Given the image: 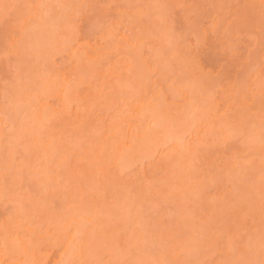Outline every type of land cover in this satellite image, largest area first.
Instances as JSON below:
<instances>
[{"label":"rangeland","instance_id":"1","mask_svg":"<svg viewBox=\"0 0 264 264\" xmlns=\"http://www.w3.org/2000/svg\"><path fill=\"white\" fill-rule=\"evenodd\" d=\"M3 0H1L0 1V3L2 2ZM5 1V0H4ZM8 1V0H7ZM15 1V0H14ZM13 0L12 1H9L8 2V4H10L11 6H12V8L14 7V6H16V7H14V9H13V11H12V9H11V11L10 10H7V8H5V9H2V10H7V12H9V13H6V15L3 13V11L1 12V10H0V14L1 13H3L4 14V16H2V15H0L1 16V18H0V32L2 33V31H4L5 32V30L6 29H8V27L10 26L11 27V25L12 24H14L15 25V22H16V16H19V18H18V20L20 19V15L21 16H26L27 14H25V13H28L31 9H33V7H35V5L37 4V3H35V5L33 6L31 3H30V1L29 0H27L26 1V3H25V1H23V2H17V4L14 2ZM31 1H33V0H31ZM43 0H41V2H42ZM57 1V0H56ZM61 1V0H60ZM59 1V2H60ZM64 0H62V3H64L65 5H62L61 4V9L64 7V10H66L65 8H66V6H67V4H70L71 3V5L73 4V1H75V0H70V2L68 3L67 2V0H65V2H63ZM77 1H78V3H77ZM83 1V0H82ZM81 0H76L75 1V3H76V6H75V3L73 4L74 5V7L72 8V6H71V10L73 9H75V7H77L78 6V8H80V9H78V8H76L73 12L71 11V10H69L68 11V13L70 12V15L71 16H69L68 14H65V11H61V12H64V13H62V15L64 14V15H66L65 17H63L64 18V20H66V22H70V19H68L67 20V18L69 17V18H71L72 17V20H71V22L73 23L72 25H71V22L69 23V26L70 27H72L73 28V32H74V34H76L75 36H74V34H73V32H72V36L71 37H77L78 39H74V40H76V42H77V40H79V41H84L85 42V40L84 39H88V41L87 42H90V43H92V41H94V39L95 38H97L96 40H98L99 39V34L100 35H105L106 36V34H104L106 31V27H105V30H104V28H102V26H103V24H104V26H107L108 28H111L112 26H114L113 24H114V22L113 21H115V20H117L116 22H117V24H118V29H120V34H122L121 33V31H123L124 32V34H123V36L126 34V36H127V38L126 39H128L129 41L131 40V42H136V43H133L134 44V46H135V44L137 45V41L139 42V38H140V36L142 37L143 36V34L145 33L144 31H143V34H140L141 32H142V28H152V26H153V21L155 20L156 21V26L155 27H157V28H155L154 26H153V28H155L156 29V33L158 34H156L157 35V37H160V40H161V37H165V38H170V37H167V35L164 33V32H168L169 30H171L172 32L171 33H173V34H171V36L172 35H174L173 37H171V39L172 38H175V35H177V39H175V40H177V41H175L176 43H177V45H176V43L174 42V45L172 44L173 42L172 41H170V40H166L165 38H163L166 42L168 41V43H166L164 40V42L166 43V44H164L165 46L166 45H168L170 42H172L170 45L172 46V49L174 48V49H176L175 48V45H176V47L178 46L179 47V50H177V51H175L174 49H173V51H175L176 52V58H174V56H172V53H173V55L175 54L173 51H171V56H172V58L174 59V61H176V59L178 60L177 62L178 63H175V65H177V66H173L174 65V61L171 59V58H169V57H167V60H171V62H173V67L171 66V68H173L171 71H170V69H169V67H170V65L172 64H170V63H168V68L166 69V67L165 66H167V64H164L163 63V59L161 60V57L158 55V54H160L161 52H162V50L163 49H160L159 50V48L158 47H161L162 48V45L161 44H159L160 43V41H156V39L157 38H155L156 36L154 35V39H155V42H154V39L152 40V39H149L150 40V43L153 41L154 43H155V45H156V47L158 46V45H160V46H158L157 48L156 47H154L155 45L154 44H151V45H147L148 43L146 42V40L144 39H142V40H140V42L142 41V42H145V44H146V47H145V44L144 45H142V42L140 43L142 46H144V48L142 47L139 51H141V54H139L138 52L139 51H137V54H136V50L134 51L133 50V52H134V54H135V57L136 58H138V59H134L135 60V62L137 61V60H139L137 63H142L144 66H146L148 63L149 64H151L150 62H152V60H153V56H155V59H158L159 60V57H160V61H162L161 63L163 64V65H165L164 67H165V69H164V67H162L163 68V70L162 69H154V67H157L156 65H153L154 67H151V66H149V67H143V68H145L146 70H149V68H150V70H151V72H153V70H156L155 71V73L157 74V71H158V76H162V78H164L165 79V76H166V79H165V81H167L166 83H168L169 84V82H171V85H172V83H173V87L172 88H176V85H177V89H175L177 92H175V93H178V95L179 94H183V95H186L187 96V98L189 97V95L191 96V94H193V96L192 97H189L188 99H193L194 97V101H195V99H196V97L198 96V98H199V96H200V98L198 99L197 98V100L199 101L200 99L202 100V102L204 103V101H205V99H206V101H205V103L203 104L204 106V108H206L207 107V109H210L211 108V106L210 105H212L210 102H211V97L209 96V94L210 95H214L213 97H214V99H215V97H216V100H214L215 102H216V104H214V105H217L218 106V108H221L222 109V111L220 112V110L221 109H218V108H216L217 110H219L218 112H220V113H225L226 111H228V109L230 108V107H228V108H226L227 106H229V102H228V100H226V98H224L225 96H223V94L225 93H223L222 91H220V89H222V87H223V91L225 90V89H227L228 87L230 88V87H233V89L235 88V87H238V85H239V82L238 81H240L241 83H243V81H241V78L242 79H247V83L246 84H244V86H246V87H244V91H246V93H247V90H248V87H249V90H250V92L251 93H254L253 91L256 89L255 87H260V86H264V14L262 13L263 11L261 10V9H264L263 8V6H264V4H263V2H264V0H141L140 2H139V0H84L83 2H84V4H83V2H82ZM143 1H144V3H143ZM35 2H37V1H35ZM47 2V1H46ZM49 2V1H48ZM46 3V6L49 8H51L52 9V7H54V5H58V6H60L59 4L61 3H59V2H57V4H52V3ZM52 2V1H51ZM53 2L55 3V0H53ZM82 2V3H81ZM141 2L144 4H142L141 5ZM11 3H14V4H11ZM33 3H34V1H33ZM45 3V0L43 1V4ZM59 3V4H58ZM145 3H148L147 5H149V7L151 6L152 8H148V12L150 13H152V15L151 16H149V14L147 13L146 14V8L144 9L143 8V6H145ZM260 3L263 5L262 6V8L260 9ZM4 4V3H3ZM49 4V5H48ZM80 4H82V6H79ZM249 4H250V6L252 7H250V9H249ZM41 5V4H40ZM39 5V6H40ZM51 5V6H50ZM9 6V5H8ZM90 6V7H89ZM142 6V7H141ZM4 7H6V5L4 6ZM36 7H37V5H36ZM42 7V6H41ZM44 7H45V5H44ZM44 7L42 8V11H44L45 13L47 12V10H43L44 9ZM68 7V6H67ZM136 7V8H135ZM140 7V8H139ZM9 8V7H8ZM11 8V7H10ZM18 10H17V9ZM40 8V7H39ZM38 8V9H39ZM137 8H139V10H142L141 8H143L144 10H142V11H139L140 12V14H139V12H136V10H137ZM56 10H57V8H55ZM136 9V10H135ZM41 10V9H40ZM53 10V9H52ZM63 10V9H62ZM86 10V11H85ZM135 10V14L136 13H138L139 15H140V17L142 16V14H144L143 15V18H140V20H139V18H137L136 17V15L134 16V17H136V19L135 20H133L132 19V17H133V15H134V13L132 12V11H134ZM19 11V12H18ZM34 11V10H33ZM32 10H31V12H30V14H33L32 15V18H29V17H31V16H29V15H27V16H29L28 18H27V16H26V19L28 20V22L30 21V23L31 22H33V25H30V26H34V24L36 23V22H38V20H39V22H41V23H39L38 22V24H40V26H42L41 24H43V26H42V30L46 27H44V25H48L49 26V23H48V21H50V18L49 17H52L51 15H52V11L51 10H49L48 11V13H47V15L49 16H47V17H45V18H47L46 20L44 19V16H41V13H39L37 10V12L39 13H37L38 14V16H34V14H36L35 12L34 13H32L33 12ZM119 11H121V12H119ZM129 13H133V14H131V16H128V18L129 17H131V18H129V22H127V20H125L124 18H123V14L124 13H126V14H128L127 12ZM143 11H144V13H143ZM50 12H52V13H50ZM57 12V11H56ZM61 12H60V9H59V18H55L54 20H56V19H58V22H61V20L62 19H60V18H62V15H61ZM73 14H72V13ZM12 13V14H11ZM55 13V12H54ZM53 13V14H54ZM120 13H123V14H121L120 15ZM130 13H129V15H130ZM24 14V15H23ZM44 14V13H43ZM75 14V15H74ZM119 16H118V15ZM125 14V15H126ZM162 14V15H161ZM55 15V14H54ZM61 15V16H60ZM123 15V16H122ZM146 15V16H145ZM24 16V17H25ZM34 16V17H33ZM120 16H122L121 18H120ZM147 16H149V17H147ZM35 17H38V18H41V17H43V18H41V19H38V20H36L37 18H35ZM127 17H126V19H128ZM22 19H23V17H22ZM22 19H21V21H22ZM60 19V20H59ZM15 20V21H14ZM17 20V21H18ZM27 20L24 22V20L22 21V23L20 22V21H18L19 22V26H17V28L18 27H22L23 25L22 24H25L26 22H27ZM64 20L62 21V22H64ZM99 20V21H98ZM122 20V22H120ZM136 21L135 23L134 22H131V21ZM53 20H51V22H52ZM118 21H119V23H121V25L118 23ZM157 21H160L161 23H159V22H157ZM3 22V23H2ZM27 22V23H28ZM56 22H57V20H56ZM94 22H96V23H94ZM100 22H102V23H100ZM105 22V23H104ZM113 22V23H112ZM116 22H115V26H116ZM94 23V24H93ZM111 23V24H110ZM129 23H132V25L131 24H129ZM218 23V24H217ZM242 23H244L243 25H242ZM245 23L247 24H249L248 26L246 25L245 26ZM60 24V25H59ZM133 24H135V25H133ZM159 24H163V25H160V26H163V28L166 30H164L163 31V33L161 34V32H160V30L162 29H160V27H159ZM239 24H240V26H239ZM27 25V24H26ZM54 25H56V27L55 28H53L54 27ZM59 25V27L62 25L61 23H55V24H53V27H51V29H48L49 31L50 30H52L53 29V31H55V29H57V28H59V27H57ZM68 25V24H67ZM236 25H238V26H236ZM25 26V25H24ZM37 26V25H36ZM39 26V27H40ZM100 26H101V30H103L102 31V34L100 33V32H98L97 30L98 29H96L97 27L98 28H100ZM216 26H217V29H216ZM10 27H9V29H10ZM15 27V26H14ZM13 26H12V28L13 29H15V31H17L16 33H20V28H18V30H16L17 28L15 27L14 28ZM29 27V26H28ZM50 27V26H49ZM63 27H65V26H63ZM68 27V26H67ZM69 27V28H70ZM117 27H115L116 28V30H118L117 29ZM130 27L132 28V29H130ZM192 27V28H191ZM215 27V28H214ZM219 27H220V29H219ZM222 27V28H221ZM36 28H38V26L37 27H35V29ZM71 28V29H72ZM107 28V29H108ZM114 28V27H113ZM191 28V29H190ZM195 28V30H193ZM236 28H238V29H236ZM2 29V30H1ZM62 29V28H61ZM64 29V28H63ZM167 29H169V30H167ZM198 31H197V30ZM220 30V32L219 33H217L219 30ZM11 30V29H10ZM34 31V29H33V27H32V29H31V31ZM45 30H46V28H45ZM48 30H47V32H46V35H45V37H49L50 35H51V33H52V31H50L49 32V35H48ZM66 32H67V30L66 29H64ZM79 30V31H78ZM111 30V29H110ZM14 31V32H15ZM40 30H38V32H39ZM64 31V32H65ZM147 31V30H146ZM150 31V30H149ZM199 33L200 35H203V37H204V39H201L202 37H200V35H197L196 33ZM3 32V33H4ZM13 32V30H11V32H7V33H12ZM29 32H30V30H29ZM35 32H36V30H35ZM56 33L54 34V32H53V35L50 37V43L49 44H46V45H51L52 44V46H47V47H45V45L43 46V47H45L46 49H48V48H50V51H51V53L53 52V48L55 47L54 46V44L56 45V43H54V40H55V36L54 35H57V33H58V36H60V35H62V32L63 31H61L60 33H59V31H55ZM63 32V34L64 35H66V32L64 33ZM90 32V33H89ZM110 32L111 31H109V32H107V33H109L110 34ZM132 32H134L135 34V36L134 37H136L137 36V38H135V40L137 39V41H133L132 39H131V35L133 34ZM206 32V33H205ZM71 33V32H70ZM77 33H79V35L77 34ZM97 33H98V35H97ZM132 33V34H131ZM136 33L137 34H139V36L138 35H136ZM154 33V32H153ZM160 33V34H159ZM170 33V32H169ZM168 33V34H169ZM31 34V33H30ZM35 33L33 32L32 33V35H34ZM41 37H42V35H43V33H42V31H41ZM60 34V35H59ZM68 34V33H67ZM85 34V35H84ZM89 34V35H88ZM117 34H118V31L116 32V36H117ZM120 34H118L119 36H120ZM152 34V33H151ZM151 34H150V38H151ZM222 34V35H221ZM3 35V34H2ZM1 34H0V38H1V36H2ZM9 35V34H8ZM7 35V36H8ZM15 34H11L10 36H14ZM29 35V33L27 32V36ZM37 35V34H36ZM44 35H43V37L42 38H44V39H46L45 37H44ZM71 35V34H70ZM69 34H68V36H70ZM91 35V36H90ZM130 35V38L128 37ZM148 35V34H147ZM147 35H144V37L146 36L147 37ZM208 35V36H207ZM218 35V36H217ZM16 36H17V34H16ZM15 36V37H16ZM27 36H25L26 38H27ZM29 36H31V35H29ZM54 36V38H52ZM67 36V35H66ZM122 36V37H123ZM125 36V37H126ZM200 37L199 39H198V37ZM206 36V37H205ZM220 36V37H219ZM5 37V36H4ZM3 37V38H4ZM37 38H38V35L36 36ZM93 37H94V39H93ZM108 37H109V35H108ZM121 37V36H120ZM119 37V38H120ZM139 37V38H138ZM149 37H147V38H149ZM231 37V38H230ZM3 38L0 40L1 42H2V40H3ZM12 38V39H11ZM19 38H21L20 36H19ZM15 39V40H13L14 38L13 37H9V39L10 40H13L12 42H13V44H12V42L10 43V45L12 44V46L14 47V41H16L17 42V45L19 44V42H21V41H19L20 39ZM26 38H24V39H26ZM40 38V37H39ZM58 38H61V37H58ZM64 38H66L65 36H64ZM81 38V39H80ZM116 38V37H115ZM115 38H112L113 40H115ZM133 38V37H132ZM208 38V39H207ZM8 39V38H7ZM29 39H31V37L29 38ZM28 38H27V41H30ZM34 39V38H33ZM69 39V38H68ZM123 39V38H122ZM201 39V40H200ZM34 40H36V39H34ZM38 40V39H37ZM49 40V39H48ZM47 40V41H48ZM60 39H58L57 41H59ZM66 40H67V38H66ZM72 40V39H71ZM70 40V41H71ZM101 40V39H100ZM99 40V41H100ZM108 39L106 38V42L109 44L110 42H108L107 41ZM110 40V39H109ZM121 40V39H120ZM124 40V39H123ZM148 40V41H149ZM152 40V41H151ZM202 40H204V41H202ZM26 41V40H25ZM32 41V40H31ZM40 41V40H39ZM45 41V40H44ZM62 41V40H61ZM65 41V40H64ZM82 41V42H83ZM98 41V42H99ZM116 41V40H115ZM162 41V40H161ZM0 42V43H1ZM7 42L8 41H6V39H5V41H3L2 42V48H1V46H0V92L1 91H3V90H5V91H3V92H6V90H8V91H10L11 92V90H10V88H13L12 89V91L13 92H11L12 94H11V96H13V97H11V96H9V95H7V96H5V98H9L8 100H10L11 98L14 100L15 98H16V96L17 97H19V98H21V96L23 95L24 96V94L22 93V95H20V96H18L19 95V92L18 93H16V96L14 97V93L18 90V89H16L15 91H14V88L16 87V84H15V86L14 87H11V83L13 82V84L15 83L14 82V78L16 77H19V78H23V75H21L20 74V72H22V70H18L19 68L17 67L18 65H19V67H21V65H20V62L22 61V60H24L23 62H21V64H22V69H23V67H25L26 65H27V60H32V59H27L28 58V56H31L32 58H35L34 57V55H33V53L31 52L34 48H36V47H34L32 50H30V54H26V53H28V52H25V54L27 55L26 56V60L24 59V58H21V55H20V53H18V55L20 56V57H18L17 56V54H16V57H14V55L12 54V53H15L16 51H18V50H21L22 49V52L24 51V47H25V49L27 48V47H30L31 45V43L29 42V44L27 45V42H22L23 43V45H24V47L23 48H21L20 49V47L22 46H20L19 48L18 47H16L15 49H17V50H15V49H13V51H15V52H11L12 51V48H11V46L10 47H8V48H11V50H7L8 48L5 46L6 44H7ZM43 42V40L42 41H40V43H42ZM53 42V43H52ZM82 42H79L80 44L82 43ZM86 42V43H87ZM116 42H120V41H116ZM115 42V43H116ZM124 41H122L120 44H116V45H122V43H123ZM178 42H180V43H178ZM32 43H34V41H32ZM39 43V44H40ZM44 43V42H43ZM42 43V44H43ZM57 43H59V42H57ZM66 43V42H65ZM68 43V42H67ZM66 43V44H67ZM73 43V42H72ZM88 44V45H90V47L89 48H91V46L93 45V44ZM95 41H94V47L93 48H95ZM101 43V42H100ZM100 43H97V44H99V45H101L102 43H104V42H102L101 44ZM107 43H105L104 44V46H103V44L101 45V47L103 46L104 48V50L105 51H108L109 52V49L107 50V47H108V44ZM115 43H110V47H111V45H113L114 44V46H115ZM199 43V44H198ZM201 43V44H200ZM36 44H38V42L36 41ZM65 44V45H66ZM79 44V45H80ZM82 44H84V43H82ZM96 44V45H97ZM180 44H181V46H180ZM60 45H62V43H60ZM60 45H58V46H60ZM64 45V44H63ZM69 45V44H68ZM67 45V46H68ZM73 45V46H72ZM71 45V47L72 48H74V47H76V45H74V44H72ZM98 45V46H99ZM107 45V47H105ZM123 45H124V43H123ZM7 46H9V43H8V45ZM27 46V47H26ZM35 46V45H34ZM139 46V48L141 47L140 45H138ZM165 46L163 47L164 48V50H163V55H165V57L163 56V58H164V61H165V59H166V55L168 54V52H169V50L167 51V53L165 54ZM170 46V47H171ZM174 46V47H173ZM40 47H41V45H40ZM86 47H87V45H86ZM100 47V46H99ZM116 47H118V46H115L114 48H116ZM123 47V46H122ZM4 48H6V50H4ZM32 48V47H31ZM44 48V49H45ZM51 48H52V50H51ZM68 48V47H67ZM88 48V47H87ZM86 48V49H87ZM88 48V49H89ZM113 48V46H112V51L110 50V52L108 53V56L109 55H111L112 54V56H113V58H111L112 56H109L111 59H109V57L107 56V54H106V59L108 58V60H110V62L111 63H109L110 64V66H109V64L108 63H105L106 61H108V60H106L105 58L104 59H100L101 61H104L102 64H103V66H102V64H101V62H100V64L101 65H96V63L94 64V62H90V61H88V62H90V63H88V64H90L91 66L89 67V68H91L92 66H94L95 65V67H97V66H99L98 68H100V66H102L101 67V69L100 70H98L97 71V69L95 68V67H93V69L95 68L96 70H92V72L94 73H92V72H90V74L92 75L91 77H90V74H89V71L91 70V69H86L87 70V72L84 74V72L86 71L85 70V68H86V66H87V68H88V64H86L85 65V63L87 62V61H82L81 63V65H84V67L82 68V66L77 62H74L75 64V71H73L74 72V74H77V77L76 78H74L73 77V72H72V67L74 68V65H72L73 63H72V58H74L75 56H73L72 57V55H71V65H72V67L71 66H68V64L69 63H66V61H64V57H66V53H67V51H69V53H68V58H70V50L69 49H67V51L65 52V49L63 48V52L62 53H65V55L62 57L63 59H61V50H62V48H61V50H58L57 51V53H58V55L56 56V51H55V55L52 53H50V51H49V49H48V51H49V53H50V58H52V57H54V61H53V63H51V67H53L54 65L56 66V67H60V69H58V71H60V72H65V71H68L69 69V71H70V74H69V72L68 73H66L65 72V74H69V77L68 78H70V75L72 74V76L71 77H73V78H71L70 79V81L73 79V80H75L76 81V79L78 78L79 79V76H80V79L79 80H81V81H77V82H75V81H71V82H73L74 84L72 85V83H71V85L73 86V87H75V88H77V92L76 93H78V94H76V95H80V96H78V99H79V97H81V101H79V105H77V107H78V109L76 108V105H75V107L72 105V106H70V107H74L73 109H71V110H73V111H71V110H69L68 112H67V110L65 109H63L64 110V112H67V113H65V114H63V113H61L63 110H61V111H59V109H61V107L59 108L58 107V105L57 104H59L60 102H58L57 103V101H56V99H55V101H54V97L52 98V94H55V92H58V89L59 88H56V86H53V87H51L50 89H52V92H51V96L49 95V97L46 95V93H44L45 94V96H44V94H43V91H42V88H41V91H42V94H40V95H42V97L39 95H36L37 93H40L39 91H40V89L39 90H37L35 87L37 86V83L35 84L36 86H34V84L32 83H30L29 85L27 84V86L29 87V88H27L26 86H24V90H29L30 89V91H34V94H35V92H36V98L37 99H39L40 97L43 99H45V97L46 98H48L49 99V102L47 103V104H50L49 106L51 107H49L48 109H50L52 112H53V116H55V120H53V121H50V123H48V125L47 126H49L50 125V127H47V126H45L46 124H44V127L41 125L40 126V128L41 127H43L45 130L46 129H53V132H55V131H57V130H54V127H56V120L58 121L59 120V118H60V115H63V116H61V120H62V117H63V120L64 121H62L63 123L66 121L68 124H67V126L69 127V123H73V122H76L75 120H77V124H79V126H80V124L81 123H79V121H80V119L83 117L81 114L83 113V112H81V109H79V106H81L80 104H81V102L83 103V106L85 105V103L83 102V101H88L87 103H86V105L84 106L85 108L86 107H88L87 109H91V111L90 112H97L96 113V115L94 114H92V113H90L89 111V113L91 114V115H93V116H96V117H94V118H96L95 119V121L97 120H99L100 119V121H98V126L96 127V129L98 128V127H100V131L97 129H95V126L97 125V124H95L94 123V121H90V122H92V124L91 123H89V119L92 117V116H90L86 111H87V109H83L84 110V112H86L85 114V116L84 117H86V122H88V123H84L85 121H84V119H83V124H86V125H84V126H88V124H91V126H93V125H95V126H93V127H91V128H93V134L95 133V130L97 131L96 132V134L97 133H99V134H97L98 136H95V135H93L92 136V133L91 134H86L85 132H84V135L81 133L80 135H82V136H80L75 130V128L76 127H78V125H75V123H74V126H72L71 124V126L70 127H73V128H71V131L69 132V133H71L72 132V129H73V131L74 132H72L73 133V135H74V133L76 134V135H78V136H73L72 137V135H71V139L73 140V141H77L78 140V138L80 139L81 137H83V136H85V137H83L82 138V140L78 143V141L77 142H73V141H71V140H69V141H71L72 143H77L76 145H78V146H76L75 144H72V143H70L69 141H68V139H70V138H67V137H69L70 136V134H68V132H67V130L66 129H64V127H65V123L63 124L64 126H63V128L61 129L62 130V132H60V133H57L58 135H55L53 138L54 139H52V136L51 135H54V134H49V131L50 130H47V139H48V141H49V137H51V139H50V141H52V144H53V140H55L56 141V143L55 144H57L56 146L54 145L53 147H56V148H59V149H55V151H52V153H50V152H48L49 151V149L48 148H50L49 146L47 147V149H48V151L47 150H45V154L48 152V154L50 155V156H54V158L55 159H52L53 157H51L50 159H49V157L46 155V156H43V153H42V151L44 150L43 148H45L43 145H45V143L47 144V143H49V145L51 144L50 143V141L48 142L47 140H46V142L44 141V140H42V142H44V144L43 143H41V141L40 142H37V141H39L38 140V138L36 139L37 141H34V143L31 145V147L34 145V147H35V149L32 147H28L30 144V141H31V139H29V137H23V136H21V138L23 137V139L25 140V138L26 139H28L29 140V142H27L26 140V142L27 143H25V146H24V144L23 143H21L23 146H24V148H23V146L21 145L20 146V144H19V142L20 141H22L21 140V138H20V141H19V138H18V135H19V137H20V135H21V132H25V130H19V129H16V127H17V125L18 124H20V126H21V124L25 121V120H28V119H25L24 121H21V118L23 117L24 118V114H20L21 112H19V111H21L22 109L23 110H25L24 109V107L25 106H27V104H30L31 106L33 105H35L33 102H35V100L33 101V102H25V104L26 105H23V103L22 102H20V104H21V107L23 106V108H18L17 107V109H15V118H13L14 116H13V114H12V107H11V104L12 103H10V107L8 106V104L9 103H6V100L7 99H5V98H3L2 96H4L5 95V93L3 94L2 92V96H1V98H0V111L1 112H8V115H9V117H8V115H7V113H6V117H7V125H6V127L3 125L4 123H2V125H3V127H5L4 129H1V127H0V130L2 131V136L4 135L5 136V138H4V136H3V138L2 137H0V138H2V139H0V140H2L1 142H0V149H1V152L3 151V153H4V155L2 154L1 155V153H0V168H3L4 167V170H5V166H7V165H9V168L11 167V165L13 166L12 168L13 169H11V175H10V169L8 170V167L6 168L7 170L6 171H3L2 169V171H0V176L2 177V173H5V177L4 178H2L5 182H8L10 179V177L12 176V178H16V180L14 179V180H12V178H11V182L9 181V183H6V184H4V186H3V182H2V184L0 185V187L1 186H3V189H1V190H3L2 192H1V194H3L4 193V196H5V192H4V189L6 190V187L8 186V185H10V191L8 190V188H9V186H8V188H7V190H6V192L7 193H10L11 194V192L13 191V189H15V191H14V194H13V192H12V194H11V196L13 197L12 199H13V201L11 200V198L10 197H8L9 199H7V197L6 198H3L4 199V201H2L1 200V198L2 197H0V224H2V222H3V224L2 225H4L5 223H10V222H12L13 220H14V216H15V220H17V218H19V214H18V217H17V213H19V211H20V209H19V211H17L18 210V208H21L22 210L21 211H23L24 210V208H27V210H29L28 208H30V207H24V206H26L27 204L26 203H30V204H28L29 206H32L33 204H37L36 206H38V207H40L41 206V210L38 208V207H36L35 206V210H40L39 211V213H38V211L36 212V211H34V208H31L29 211L30 212H36V214H39L38 216L35 214V213H33V214H35V216H37L36 217V219L33 221V226L35 227V225H38L37 227H35V229H37V231H39L40 232V234L43 232H47V230H52V227H54V225L52 224V223H54L56 220H57V218L58 219H62L61 221L63 222V221H65L66 219H67V217H69V213H71V215H72V209H73V211L74 212H76V209L78 210L80 207H79V205H78V208H75V205L77 204L76 202H74V201H81V199H82V202H84L85 203V205H89V206H91V207H89V208H92V207H94V206H96V203H94V202H97V203H100L99 204V206H104L105 205V208L106 209H102V207H101V209L103 210V216H104V214L106 215V213H104L106 210V212L109 214V215H112V217H114L115 218V216H118V217H123L122 215L124 214H121V216H120V211H115L114 209L115 208H118V210H119V208H123L122 206H123V204H122V206H121V204H120V202L119 201H122V196L124 195V193L126 194V195H128V194H130V193H126L125 192V189H126V191L128 192V190H129V192L131 191V195H128L127 197H133L134 198V196H136L137 195V197H138V193L140 192V193H143V192H141V191H144V190H146V189H148V191H145L144 193H143V195H141L140 197H141V200H142V197L143 196H145L143 199L145 200V202H144V200H143V202L142 203H138V201H137V205H138V210L136 211V208L135 207H137V205H135V203H134V205H135V207L134 206H131V204H129L128 205V203H129V199L128 198H126L127 200H128V203H126V205H128V206H130V208H132V209H135V212H137L136 214L138 215V216H140L143 212H144V210H141L140 211V209H145V213L143 214V215H145V214H147V217H145V216H143L142 215V218L143 217H145L146 219H148L149 221H150V223L148 224V223H146L144 220H146V219H143V221L142 222H145V223H142V225H141V227L142 226H144L145 224L147 225V226H149V227H147L146 229H148V228H150V232L149 231H147L145 234H146V236H145V234L144 233H140V231H146V229H145V227H146V225L143 227V228H141L139 231H138V229L140 228V226H138L141 222H137V221H140V220H142V218L139 220V218H135L134 216H133V214L134 215H136L135 213H133L132 212V215H131V213L130 214H128L129 216H131L132 217V220H133V218H135L137 221V224L138 225H136L137 227L136 228H138L137 229V231L135 230L136 228H135V223L134 222H132V223H130V225L132 226V224L134 225L131 229H129L130 227L128 226L127 228H123V225H125V221L124 220H120V221H122L123 223H121V224H123L122 225V227H121V229H123V230H121L120 229V227H119V229L122 231V234L121 235H119V233H121V232H117V231H114L113 229H114V227H116L117 228V226H114L115 224H117L118 223V225L120 224L119 222H117V220H119V219H115L116 221L114 222V218H112V217H110L111 219H108V214L106 215L107 216V219L105 218V216L103 217L102 216V218H103V222L102 223H104V222H106V224L108 223V225H112L113 223H115L114 225H112L111 227H112V229H110L109 228V226H108V229L111 231H109L105 226L104 227H102V229H101V232H100V228L98 229L99 230V234L101 233V235L104 237H102L104 240H105V238L107 239V240H105V241H107V242H109L110 243V245H108V243H107V245H108V247L109 248H106L105 249V247L104 246H106L107 247V245L105 244V241L103 242V240H98V243H94V242H97V240L95 241L94 239L96 238V239H98V237H99V235L97 234L98 232H97V230H96V228L95 227H92V231L93 232H97V233H95L94 235H97L98 237H95L94 235H93V233L90 235V237H92V239L91 240H93L92 242H93V245L96 247V249L93 247V245H92V243H91V241H89V240H86V238H83V236L82 235H85V234H87V231H88V228H87V231H84V233L85 234H83L82 233V235H80V236H78V237H80L81 239L83 238L84 239V244L86 243V245H88V243L87 242H90L89 244H91L90 246L88 245V246H86V250H88L89 248H93L94 250H97L98 251V249H99V247L97 246V245H99V246H101V248L103 247V249H104V251H105V254L107 255V257L109 258V257H112V259L111 260H114L115 258H117V257H114V254H116V252L117 251H115V250H117V248L120 246V244L122 245L123 243H125V245L128 243V242H131V241H129L130 239H128V237H130V238H134V237H131V234L132 233H134V231L136 232V233H138V234H136V236L137 235H139V233H140V235L141 236H145V238L146 237H148L150 240H153V241H155V246H154V242L153 241H150L149 239H144V241H147L148 242V240L150 241V242H153V243H151L152 244V246H151V248L148 246L149 245V243H144V241H143V239H140L141 238V236H138V237H140V238H137V240L138 239H140L142 242L140 243L141 244V246H143L144 247V245H146L147 246V248H148V250H146V252L145 251H143V252H145L144 254L142 253V251L140 252V254L138 253V251L136 252V253H134L133 254V251L131 252V251H129L130 250V248L132 247V249L134 248L135 249V251H136V248L135 247H137V250H139L138 248H141V246L139 245V246H137V244L136 243H133V241H132V244L134 245V244H136L134 247H133V245L131 244V247H126L124 244L122 245V246H125V248L128 250V248H129V250L127 251L126 249L125 250H121L120 248V251H122V253L120 252V251H118L117 253H118V255L119 256H121L120 257V259L122 260L121 262H122V264H125V261L127 260L128 261V263H130V261L132 262V263H130V264H133V263H139L140 262V264H161V263H163V262H160L161 260L160 259H163V258H160V257H164L163 256V254L164 253H166L167 254V256H168V254H171L170 252H172L173 254H174V256H172V255H169V257L170 256H172V257H174V258H176L175 259V261H172L171 262V260L170 259H173V258H171L170 257V259H167V258H169V257H164L166 260H170L169 262H171V263H168V261H167V263L168 264H198V261H199V263L200 264H220V263H222V264H228V262L227 261H232V262H234V263H237V261H238V263L237 264H253V262H254V264H264L263 263V261H264V239H262V238H264V234H261L260 235V232L261 233H264V226H262V225H264V222H263V220H264V211H262L263 209H262V207H264V203L262 204V202H264V198H263V196H261V195H263L262 193H264V191H263V189H264V175H262L261 173H260V171L261 172H263L264 171V163L262 162V157L264 158V156H262V155H264V154H261V153H259V154H261V158H260V156L257 154V153H253V152H251V155L249 156V154H250V150H252L256 145L257 146H259L260 147V145L262 146V143H263V145H264V130H263V128H264V119L262 118L261 119V117H253V116H255V112L257 113V111H255V110H251V112H252V114H254L253 116H251V114H249L251 117H253V119H251V117L249 118L248 117V115H247V117L249 118V120H248V122H249V124H247V125H249L251 128H252V126H253V124L255 123V121H252V120H257V123H256V127H257V125L260 123L261 125V127L260 126H258V129L257 130H260V131H258V133L260 132H262V134H257V132H256V129L254 130V134H256V135H258V137H256V135H254L253 134V129H252V132L250 131L251 129L250 128H248V127H246L247 125L245 124L246 122H247V119H245V121L246 122H242V120L243 119H240V121H239V125H242L241 126V128L239 129H237V126H236V123H233V124H231V126L234 128V130L233 131H231V132H233V134L235 135L234 137H232V138H230V136H228L229 138H227V135H223V134H225L224 133V131H229V129H231V127H228L229 129H226V130H223V133H222V128H223V123L222 122H224L225 120V122L224 123H226L227 121H230L231 120V122H234L233 120H234V118H232V117H230L229 116V114L228 113H230V110H232V107L229 109V111L227 112V114H221L222 116L223 115H225L224 116V118H225V120L224 121H222V119L220 120V116L218 117H211V116H208L207 118H209V119H211L212 121H210V122H214L215 121V119H216V121L214 122V124H215V127H214V129L215 130H219L220 128H221V131H215L214 130V132H217V133H220L221 132V136L223 135V137H225V138H227V140L226 141H223L221 138V136H220V134H218L219 136V139H221L222 141V143L219 141V139H215V138H218L217 137V135H215V133H214V135H215V138H214V140L212 141V134H211V136L210 135H208V138H207V136H205L204 135V137L203 136H201V135H203V133L200 135L199 133V135H198V137L200 136L201 137V139H202V142H204V143H200L199 144V142L201 141H199V139L197 138V135H196V137L195 136H193L192 135V137L191 138H193V137H195L196 139H198V144H196L197 142L195 141L194 143L195 144H193L195 147H196V149L198 150V151H196V153L198 154V156H200V157H198L197 156V154H196V157L194 156V159L196 160V161H198L199 163L198 164H195V163H193L192 162V166H193V170L195 169V172H197V174H193V172L194 171H192V174L191 175H193V177H194V180H192V177H190L191 175L189 174L190 172H191V170H190V172H189V170L187 169V168H185V169H187V171H185V169H183L184 167H182L181 165V167L178 165V163L180 164H183V163H188V160H186V161H184L185 159H187V158H189L188 157V154H190L189 152L187 153V158H186V156H183V157H185V159L183 158V162L180 160V158H182V154L183 155H186V153H182V154H180L179 152H178V150H175V149H173V148H171L170 146H169V148H171L170 150L172 151V153L174 154H176L177 155V158H176V160H178L179 162H176L177 164H175V161L173 162L175 165H178L179 166V168H176L177 166H175L174 164H170V165H168L169 163H171V160H169L168 158H171L172 159V156H169V155H165V153L164 152H161V151H166L167 149H163V150H161V148H158L157 149V152L159 151V149H160V153L158 154L159 156H162L163 154H164V156H162L161 157V159L159 158V159H157L158 158V155H157V157L156 156H150L149 158H147L149 161H150V159H151V162H142V164H143V167L141 166L142 164L140 163V165H139V163L137 164H135V167H133V168H130L129 170L127 169H125L126 171H123V170H121L122 171V173L120 172V173H118V172H116L117 171V169H116V171H114L115 169H114V167H113V165L111 164V166L108 164V166H107V164L106 163H108L107 161L106 162H104V154L103 153H105L106 151H108L109 150V148L110 147H108L107 146V148H105V149H107V150H104L103 151V155L102 154H100L101 152H102V150H101V148H103V147H99L100 149L99 150H101V152L99 153L100 155H102V158L100 157V155L98 156L99 158H101V159H98V157H93V155L91 154V152L93 151L94 153H95V149H97V147L99 146V142L98 141H102V139L101 140H96V139H94L95 141H94V143H93V140L91 141L90 139H92V138H105L104 136H103V134L105 135V133L107 132V131H105V130H103V131H105V132H103L102 131V129H104V125H105V121L106 120H104V119H107V117H108V115L110 116V118L111 119H113L114 117H116L118 114H119V112H117L118 114L117 115H115V116H112V114L114 113L115 114V110H114V108H115V106L117 105V107H118V105L119 106H122L124 103H123V100L122 101H120L121 100V98H122V96L124 95H121V98L119 99V101L120 102H118V103H120V104H118L117 103V97H120V96H116V93L118 92L119 94H121L122 92H125V93H127V95H124V96H126V98L124 97V98H122V99H124V102L126 101L125 99H127L128 98V101L132 104V102H135V101H133L134 100V98L136 97V100H137V98L138 99H141L142 98V95H141V91L139 90V89H142V86H141V84H140V82L143 80L144 82L146 81L147 82V79H148V77L150 76H148V77H146L147 75H148V72H146L145 71V73H147V75L145 76L144 74V77L146 78V79H144V77H143V79H142V77H141V75H140V73L143 71V70H145V69H142V71L140 72V73H137V71L139 72L140 71V69H139V67H142V66H136L137 64H135V63H132V61H131V58L130 59H128L127 58V56L128 55H131V56H133L132 54L133 53H131V54H123L121 51V59H122V57H125L126 55V57H125V59L123 60H120L119 61V55H120V53H118L119 55H118V60L116 59L117 57L116 56H114L113 54H116V49H114ZM138 48V49H139ZM155 48H156V50L158 51L157 53V56L155 55ZM169 48V47H168ZM42 49V48H41ZM41 49H39L40 51H41ZM44 49H43V52L42 53H48V51L45 49V51H44ZM54 49H56L57 50V47H55ZM58 49H60L59 47H58ZM96 49V48H95ZM102 49V48H101ZM111 49V48H110ZM131 48H129V51L130 52H132V50H130ZM91 50V49H90ZM90 50H88V51H90ZM117 50H119V48L117 49ZM155 51V52H151V51ZM7 51H10L11 53H7ZM25 51H27V49L25 50ZM39 51V53H41ZM103 51V50H102ZM103 52V53H106V52ZM143 51V52H142ZM165 51V52H164ZM178 51H180V54L179 53H177ZM59 52H60V54H59ZM99 52H100V50H99ZM160 52V53H159ZM252 52V53H251ZM254 52V53H253ZM17 53V52H16ZM25 54L23 53V55L22 56H24L25 57ZM101 55H102V53H100ZM169 54H170V52H169ZM179 54V55H178ZM183 54V55H182ZM51 55H53L52 57H51ZM60 55V56H59ZM83 55V54H82ZM124 55V56H123ZM162 55V54H161ZM183 56V58H180V59H178V57H180V56ZM77 56V55H76ZM159 56V57H158ZM194 56H195V58H194ZM30 57V58H31ZM60 57V58H59ZM102 57V56H101ZM114 57H116V58H114ZM128 57H130V56H128ZM158 57V58H157ZM194 59H193V58ZM197 57V58H196ZM49 58V59H50ZM59 58V59H58ZM67 57L65 58V60H67L68 59ZM82 58V57H81ZM133 58V57H132ZM146 60H145V59ZM199 58V59H198ZM255 58V59H254ZM78 58H76V60H77ZM128 61H127V60ZM21 60V61H20ZM35 60V59H34ZM33 60V61H34ZM38 60V59H37ZM59 60H61V62L59 61ZM69 60V59H68ZM67 60V61H68ZM74 60V59H73ZM81 60H85V59H81ZM117 60V61H116ZM133 60V61H134ZM158 60H156V61H158ZM169 60V61H170ZM20 61V62H19ZM43 60H41L40 59V61L39 62H42ZM142 61V62H141ZM168 61V62H169ZM186 61H187V63L188 62H190V63H192V67L191 68H193V69H196V68H194V66H193V64L194 65H196L197 64V62H198V64L199 65H201L200 63H202L203 61H205V62H203L202 63V67L201 66H199V67H201V68H199V69H205L206 71L208 70V72H205L206 74H208L209 73V75L211 74V76L213 77V78H215L214 80L216 81V82H219V86H217L216 85V83H215V81H213L214 83V85H216L215 86V89H216V87L217 88H220V86H221V88L218 90V93H217V91H214L215 89L213 88L212 90L215 92L214 94H213V92H210L209 93V91L208 92H205V88L202 90L201 88H199L200 86L197 84L196 85V83H195V81H194V83L190 80L191 79V77H192V79H195L193 76H191V72H190V67H189V69H187L188 68V66L187 67H185L188 71H189V73L187 74L188 76H190V77H188L189 79H188V81H190V85L192 86V88L193 89H191V91H192V93L190 92V94L188 93L189 91V89H188V86L190 87V85L188 84L187 86H186V84H187V76L184 74L185 72L187 73V71L186 70H182V69H184L182 66H185V65H182L181 67H182V69H181V67L179 68V66L182 64V63H186ZM193 61V62H192ZM196 61V63H194ZM201 61V62H200ZM19 62V63H18ZM25 62H26V64H25ZM34 62H36V61H34ZM38 62V63H39ZM45 62V65L49 62H47L46 63V60L44 61ZM44 62L43 63H41L40 64V66H42L43 67V65H44ZM83 62H84V64H83ZM109 62V61H108ZM122 62V66H124V64L126 63V70L122 67V70L121 71H119V70H116V69H119L120 67H119V63H121ZM148 62V63H147ZM154 62V61H153ZM159 62V61H158ZM29 63H31V62H29ZM50 63V62H49ZM155 63V62H154ZM153 63V64H154ZM165 63H167V61L165 62ZM190 63H188L187 65H190ZM18 64V65H17ZM25 64V65H24ZM52 64H54L53 66H52ZM94 64V65H93ZM99 64V63H98ZM108 64V65H107ZM130 66H129V65ZM148 64V65H149ZM162 64H160V68H161V66H163ZM170 64V65H169ZM24 65V66H23ZM31 65V64H30ZM29 65V66H30ZM77 65H80L78 68H79V70L80 69H83V70H80L79 72H77L78 71V68H76V66ZM152 65V64H151ZM29 66H28V68H29ZM33 66H36V67H33ZM39 67V64H37V63H34V64H32V68L31 69H33V71L31 70H29L28 68H24L23 70L25 71V69H27L26 71H27V73L26 74H28L29 73V71L30 72H33V74H35V72H36V75H37V77H39V75H41L42 73H44V72H47V71H49L48 73L50 74L51 72H50V70H47V69H44V67L46 68V66H48V64L46 65V66H44L40 71L37 69L38 67ZM64 66H66L65 68H63ZM69 68H68V67ZM136 66V68H133V67H135ZM196 66H198V65H196ZM55 67V68H56ZM61 67L64 69V70H62L61 71ZM81 67V68H80ZM119 67V68H118ZM128 67H132L131 69H133V71L131 70V69H129ZM176 67V68H175ZM177 67L179 68V73H178V69H177ZM18 68V69H17ZM20 68V69H21ZM35 68V69H34ZM40 68V67H39ZM49 68H50V66H49ZM68 68V69H67ZM148 68V69H147ZM158 68V67H157ZM174 68H175V71H174ZM17 69V70H16ZM36 69H37V71H36ZM54 69V68H53ZM111 69H114L115 70V72H114V70H113V73H114V75H110L111 77H109L108 75L111 73L112 74V71H111ZM128 69H129V71H128ZM137 69H139V70H137ZM247 69V70H246ZM57 70V69H56ZM55 70V71H56ZM135 70V71H134ZM149 70V71H150ZM160 70V71H159ZM180 70H181V72H180ZM192 70V69H191ZM197 70V69H196ZM195 70V71H196ZM19 72V75H18V72ZM24 71L22 72V74H24ZM121 72V74L118 72ZM124 71H126V73L124 72ZM164 71H166V72H164ZM174 73H173V72ZM195 71H194V73H195ZM198 71V70H197ZM196 71V72H197ZM210 71V72H209ZM246 71V72H245ZM59 72V73H60ZM72 72V73H71ZM99 72V74H97ZM136 72V73H135ZM161 72L163 73V74H161ZM171 72V73H170ZM175 72H177V75L175 74ZM200 72V71H199ZM199 72H197V73H199ZM203 72V71H202ZM203 72V73H204ZM171 74L172 75V77H171V75H168V74ZM183 73V74H182ZM201 73V72H200ZM199 73V74H200ZM203 73H201V76L203 75ZM49 74H48V77H46V74H45V76L43 77V79L45 78V79H47V78H49V79H51L50 77L51 76H49ZM97 74V75H96ZM137 74V75H136ZM160 74V75H159ZM178 74H180V75H178ZM193 74V73H192ZM30 75H31V73H30ZM88 75H89V77H88ZM93 75H95V76H93ZM103 75H105L106 77H104ZM139 75V77H137ZM152 75H154L153 73H152ZM152 75L149 77V79L151 80V85H149V87H151V89H152V87L155 89V90H157V88H159L160 86L162 87V85H163V87H164V81H160L161 80V76L160 77H158V79H159V81H157V82H155L157 79H156V77H154V76H156V75H154L153 77H152ZM184 75V76H183ZM194 75V74H193ZM197 74H195V76H196ZM14 76V77H13ZM28 76L29 75H27V78H25V81H23V84L24 85H26V81H28L27 79H28ZM53 76H55V75H53ZM76 76V75H75ZM167 76H168V78H167ZM182 76V78L184 77V78H186L185 79V82L183 83V81L182 80H184V78L181 80L182 82L180 83L179 82V80H177V79H179V77H181ZM199 76V75H198ZM211 76H209V78L211 79L212 77ZM217 76V77H216ZM242 76V77H241ZM245 76V77H244ZM107 77H109V79L107 78ZM116 77V78H115ZM152 77V78H151ZM170 77V78H169ZM175 77V78H174ZM176 77H177V79H176ZM204 77V76H203ZM203 77H202V79H203ZM82 78V79H81ZM106 78L108 79V81L109 82H107V80H106ZM141 78V79H140ZM197 78V77H196ZM207 78V76H205V79ZM218 78V79H217ZM29 79H30V76H29ZM39 79V78H38ZM43 79L41 80V76H40V79H39V81H40V83L43 81ZM45 79H44V82L43 83H47L48 82V84H50L49 82H50V80L49 81H47L46 80V82H45ZM53 79V78H52ZM54 79H55V77H54ZM148 79V80H149ZM154 79H155V81H154ZM170 79V80H169ZM174 81H173V80ZM176 79V80H175ZM198 79V78H197ZM204 79V80H205ZM240 79V80H239ZM20 80H22V79H19V80H17V82H19ZM32 79H30V81H31ZM150 80L148 81V83L150 82ZM208 80V79H207ZM57 81V80H56ZM176 81V82H175ZM202 81V80H201ZM11 82V83H10ZM36 82V81H35ZM155 82V83H154ZM177 82H179V83H177ZM209 82H210V80H209ZM245 82H246V80H245ZM254 82L256 83L255 84V86H254ZM22 84V82H19V84ZM43 83H41L42 85H43ZM111 84L110 86H111V88L110 89H107V88H104L105 86H107V84ZM136 83H139L140 85L138 86V84L136 85ZM160 83L162 84V85H160ZM166 83H165V87L167 86L168 87V85H166ZM174 83H176V84H174ZM186 83V84H185ZM202 83V82H201ZM204 83V82H203ZM18 84V85H19ZM21 84L19 85V87L18 88H20V86H21ZM47 84V85H48ZM51 84H53L54 85V83L53 82H51ZM51 84L50 85H48V86H51ZM106 84V85H105ZM155 84H156V86H157V88H155L154 86H155ZM158 84L160 85V86H158ZM178 84H179V87H178ZM184 84V86H182ZM200 84V83H199ZM205 84H207L208 85V82H205ZM212 84V85H213ZM251 84V85H250ZM17 85V86H18ZM38 85H40V84H38ZM40 86V87H43V86ZM47 85H45L44 87H46ZM55 85H56V83H55ZM144 85V84H143ZM146 85V84H145ZM214 85L213 86H211V84H210V86H208V87H210V88H212V87H214ZM233 85V86H232ZM7 86H9V89H8V87ZM13 86V85H12ZM47 86V87H48ZM68 86L69 87H71L70 86V83L68 84ZM109 86V87H110ZM136 86H138V88L139 89H135V87ZM147 86V85H146ZM196 86H197V88L198 89H196ZM199 86V87H198ZM206 86V85H205ZM40 87H38V88H40ZM144 88H145V86H143ZM170 87V86H169ZM181 87H182V90H183V87H185L186 89H187V92H185V90L186 89H184L183 90V92L182 93H179V92H181L182 90H181ZM242 86H241V84H240V86H239V90H240V88H241ZM250 87L252 88V89H250ZM22 88V87H21ZM102 88H104L105 90H102ZM147 88V87H146ZM247 88V89H246ZM264 88V87H263ZM47 89V88H46ZM45 89V90H46ZM50 89H49V87H48V91H50ZM70 89V88H69ZM68 89V90H69ZM151 89H148L147 88V90H146V92L147 91H149V90H151ZM171 89V88H170ZM169 89V90H170ZM201 89V90H200ZM237 89V88H236ZM235 89V90H236ZM258 90H262L261 88L259 89V88H257ZM20 90V92H21V89H19ZM27 90V91H28ZM54 90V91H53ZM136 90H139L138 91V93L141 95V97L139 98V96L138 95H135V92H136ZM145 90V89H144ZM153 90V89H152ZM152 90L150 91V94H148V92H147V95L146 96H148V95H151V98H155V96L154 95H156V97L160 94V92H158V95L155 93L154 95H152L153 94V92H152ZM159 90V89H158ZM207 90H209V89H207ZM229 89H227V91H228ZM232 90V89H231ZM238 90V92H233V93H231V94H234V96H236L237 95V93L239 94V92H243V90L242 91H239ZM23 91V90H22ZM48 91H44V92H48ZM72 91V89H70L68 92L70 93ZM74 91V90H73ZM103 91V93H100V92H102ZM120 91H122L121 93H120ZM219 91H220V93H219ZM226 91V90H225ZM29 92V91H28ZM145 91L144 92H142V94L143 93H146ZM151 92H152V94H151ZM162 92H165V90H163V91H161V94H162ZM168 92V91H167ZM167 92H166V94H167ZM198 92V93H197ZM202 92H204V94L202 93ZM249 92V93H250ZM255 92H257V91H255ZM259 92V91H258ZM262 91H260V95L263 93H261ZM6 93H8V92H6ZM27 93V92H26ZM72 93V92H71ZM70 93V94H71ZM74 93H75V91H74ZM73 93V94H74ZM106 93H109L110 94V98H108V95L106 94ZM118 93H117V95H118ZM137 93V94H138ZM170 93V94H169ZM174 93V94H175ZM185 93V94H184ZM194 93H195V95H194ZM196 93L198 94L197 96H196ZM205 93H207V94H205ZM209 93V94H208ZM222 93V94H221ZM229 94H230V92H228ZM244 93V92H243ZM248 93V96L250 95L251 96V94H249ZM34 94H33V92H31V95H33L34 96ZM73 94H72V96H73ZM166 94L164 93L162 96H160V97H162V98H159V100H161V104L163 103V100H164V109L165 110H167V111H164V110H162L164 113H163V115L165 116V114H167V113H169V115H171V114H173V115H171V117H175L176 115H177V117H175L176 119H177V121H176V119L174 118H171L169 115H166L165 117H164V119L166 120V119H170V121L169 120H167V121H169V122H167L166 123V125L168 124L169 125V123H173L174 121H176V123L174 122V124L175 125H179L180 124V121H181V124L183 125L184 123H183V121H182V119H183V117H182V114L181 113H177L178 111H177V109H179L180 107H182V109H183V107H184V98H185V96H183V97H181V95H180V97L181 98H178V100H177V102H175V103H177V105L179 104V108H177L178 106H176V109H171V111L170 110H168V109H166L165 107H167V106H169V105H171L172 103H171V101H169V100H172V102H174V100L172 99V98H170L169 100H168V98L169 97H167L166 96ZM172 93L171 92H168V94L167 95H171ZM187 94H189V95H187ZM236 94V95H235ZM242 94V93H241ZM241 94H239V95H241ZM258 94V95H259ZM30 94L28 93V95H27V98H32V97H30L29 96ZM93 95V96H92ZM164 95L167 97V98H165L164 97ZM206 95V96H205ZM239 95H237V96H239ZM254 96L256 95V97H260V100H261V98L262 97H264V95L263 96H258L257 95V93L256 94H253ZM9 96V97H8ZM22 96V99L24 98ZM29 96V97H28ZM38 96V97H37ZM71 96V99H72V101L74 100L75 102L77 101V100H75V99H77V98H73V97H75V96H73L72 97ZM99 96V97H98ZM201 96H202V98H201ZM208 96L210 97V98H208ZM231 96H233V95H231ZM233 96V97H234ZM25 97H26V94H25ZM96 98V110L98 109V108H100L101 109V111L98 109V111H94V109L92 108V107H90L89 108V106H91V105H93V100ZM112 97V98H111ZM164 97V98H163ZM177 97V96H176ZM204 97V98H203ZM208 98V101H210V102H208L207 101V98ZM226 97H228L227 95H226ZM242 97V96H241ZM245 97V96H244ZM253 97V96H252ZM252 97H251V99H252ZM256 97H254V101L257 103V105H256V107H255V104H254V106L252 105L251 107H255L256 109L257 108H259V112L258 113H261V111L263 110V104H262V102L264 101L263 99V101L261 100V103H260V101H259V99L258 98H256ZM19 98H18V100H15V102L16 103H18L17 101H19ZM83 98V99H82ZM98 98H100V99H98ZM112 99V102H111V100H110V102H111V108L113 107V105H114V103H117V104H115V106H114V108H113V110L115 111H113V110H111V108L109 107V109H107L106 107V104L104 105V103L102 102V101H104V99ZM143 98H144V96H143ZM183 98V99H182ZM232 98V97H231ZM240 98V97H239ZM17 99V98H16ZM26 99V98H25ZM24 99V100H25ZM43 99V100H44ZM48 99H46V101L48 100ZM90 99H91V102H90ZM101 99H103V100H101ZM107 99V100H108ZM182 99V100H181ZM204 99V100H203ZM218 99V100H217ZM234 99H235V97H234ZM245 99V98H244ZM243 99V100H244ZM257 99H258V101L259 102H257ZM12 100V101H13ZM21 100V99H20ZM23 100V101H24ZM98 100H100V101H98ZM175 100H176V98H175ZM196 100V101H197ZM212 100H213V98H212ZM240 101L238 102V100H235L236 102H238L237 104H239V103H241V101H242V99H239ZM248 100H250L249 98H247V102H248ZM26 101V100H25ZM28 101H31V99H29ZM109 101V100H108ZM107 101V102H108ZM113 101H116V102H113ZM213 101V102H214ZM229 101L231 102L232 101V103H233V98L232 99H229ZM100 102H102L103 103V105H100ZM168 104V105H166L165 106V104L166 103ZM169 102V103H168ZM178 102H180V103H178ZM206 102H207V104H208V106L207 105H205L206 104ZM214 102V103H215ZM250 102V101H249ZM249 102H248V104H249ZM252 100H251V103L250 104H252ZM255 102H253V103H255ZM55 103H56V105H55ZM123 103V104H122ZM130 103H129V106H130ZM209 103H210V105H209ZM218 103V104H217ZM228 103V104H227ZM243 104L244 103H246L245 101H243L242 102ZM261 105L262 104V106H260L259 107V104ZM264 103V102H263ZM19 104V103H18ZM87 104H88V106H87ZM91 104V105H90ZM95 104V103H94ZM99 104V105H98ZM127 104V103H126ZM134 104V103H133ZM132 104V105H133ZM136 104V103H135ZM160 104V105H161ZM237 104H235V105H232V104H230L231 106H237V111H235L236 113L237 112H241L242 110H243V108H242V110H240V111H238L241 107H238V105ZM10 108V109H8V107ZM14 105V104H13ZM30 105H28L27 107H29V108H27L26 110H30ZM60 106H62V104L60 103L59 104ZM163 105V104H162ZM162 105H161V107H162ZM174 105V107H175V104H172V106ZM97 106H99V107H97ZM103 106H106V107H103ZM128 106V108H130L131 109V107H133V106H131V107H129ZM171 106V107H172ZM216 106V107H217ZM258 106V107H257ZM15 107V106H14ZM13 107V108H14ZM59 109H58V108ZM69 107V106H68ZM117 107L115 108V109H117ZM125 107H127V106H125ZM124 107V108H125ZM170 106H169V109L171 108ZM214 107V108H213ZM211 109L213 110V112L215 111V106H213ZM242 107H246V108H248L247 106H242ZM32 108H34V107H32ZM36 108H37V106H36ZM35 108V109H36ZM63 108V107H62ZM65 108V107H64ZM80 108H82V107H80ZM120 108V110H121V107H119ZM246 108H244V109H246ZM261 108H262V110H261ZM35 109H31V110H33L32 112H34V110ZM74 109H75V111H74ZM107 109V110H106ZM130 109H126V110H128V113H130V114H128L127 113V115H125L124 117H125V119H129V117L131 116V112L129 111ZM236 108H234L233 107V111H231V113L233 112V114H234V110H235ZM251 108H248V111L250 110ZM4 110V111H3ZM10 110H11V113H10ZM16 110H19V111H16ZM25 110V111H26ZM76 110H79V112H80V115H81V118L80 119H75L76 118V116H75V114L76 113H79V112H76ZM86 110V111H85ZM109 110H111V111H109ZM173 110H175V112L177 113H173ZM212 110H211V112H212ZM226 110V111H225ZM247 110V109H246ZM246 110H244V111H246ZM36 111V110H35ZM123 111H125V110H123ZM122 111V112H123ZM172 112V113H170V112ZM179 111H181L180 109H179ZM225 111V112H224ZM244 111H243V113H244ZM247 111V112H248ZM19 112V113H18ZM31 112V111H30ZM30 112H28L29 113V116L31 115L30 114ZM48 112V111H47ZM52 112H49V114H51L52 115ZM55 112V113H54ZM57 112H60V113H57ZM70 112V113H69ZM72 112V113H71ZM75 112V114H73ZM107 112H109V113H107ZM121 112V111H120ZM166 112V113H165ZM250 112V111H249ZM248 112V113H249ZM18 113V114H17ZM24 113H27V111L26 112H24ZM230 113V114H231ZM246 113V112H245ZM248 113H246V114H248ZM57 114H60V115H58L59 117H56L57 116ZM84 114V113H83ZM90 116H88V115ZM107 114V115H106ZM113 114V115H114ZM122 113H120L119 115H121ZM124 114V113H123ZM125 114H126V112H125ZM176 114V115H175ZM240 114H242V112L240 113ZM262 114L264 115V110H263V112L260 114L261 116H262ZM1 115V114H0ZM66 115H68V116H66ZM74 115V116H73ZM98 115V116H97ZM129 115V116H128ZM181 117H179V116ZM216 115H220V114H216ZM257 116H259L258 114H256ZM4 116V113L2 114V116L0 117L1 119V121H2V118L3 117H5ZM27 115H25V118H27L26 117ZM28 116V117H29ZM71 116V117H70ZM207 115H205L204 117H206ZM233 116V115H232ZM65 117V118H64ZM77 117H78V115H77ZM87 117H89L88 119H87ZM98 117H100L99 119H97ZM113 117V118H112ZM117 117H119V116H117ZM116 117V118H117ZM122 118H123V116H121ZM127 117V118H126ZM167 117V118H166ZM234 117H236V114H235V116ZM239 117V116H238ZM264 117V116H263ZM8 118H12V119H14L15 120V122L13 123L12 122V120L10 121ZM22 118V119H23ZM57 118V119H56ZM66 118H68L70 121H67V119ZM73 118V119H72ZM94 118H91V120H94ZM101 118H103V119H101ZM110 118H108V120H110ZM120 118V117H119ZM122 118H120V120L122 121ZM131 118H132V116H131ZM214 120H213V119ZM223 118V117H222ZM237 118V117H236ZM239 118H241V117H239ZM4 119V120H5ZM75 119V120H74ZM124 119V118H123ZM144 119V118H143ZM172 119L174 120V121H172ZM180 121H179V120ZM206 119V118H205ZM219 119V122H220V125L222 126H220V127H218L219 125V122L216 124V122H217V120ZM238 119V118H237ZM4 120H3V122H4ZM5 120V121H6ZM13 120V121H14ZM18 120H20L19 122H18ZM73 120V121H72ZM82 120V119H81ZM102 120H104V122L102 121ZM114 120H115V118H114ZM113 120V121H114ZM119 120V119H118ZM117 120V123L114 121H112V120H110V122L112 123H116L115 125H114V128H116L117 129V127H115V126H117V125H120L119 123H121V121L119 120L118 121ZM146 120V119H145ZM239 120V119H238ZM55 121V123H53L54 125H52L51 123L52 122H54ZM101 121L104 123L103 124V128H102V123H101ZM125 121H127V120H125ZM124 121V122H125ZM147 121V120H146ZM179 121V122H178ZM203 121H205L204 119H203ZM206 121H207V119H206ZM205 121V122H206ZM222 121V122H221ZM250 121H252V122H250ZM9 122H12V123H10V125L8 124ZM28 122V121H27ZM26 121H25V123H24V125H26L24 128H29L30 126H28L27 127V123ZM59 122V121H58ZM100 122V123H99ZM107 123L109 122V121H106ZM140 122L142 123V122H144L143 120H141L140 119ZM161 122L163 123V126L165 125V123L163 122V118H161ZM204 122V123H205ZM230 122V123H231ZM247 122V123H248ZM17 123V124H16ZM97 123V122H96ZM110 123V125L109 124H106V125H109V126H111L110 128H109V126H108V128H105V129H110L109 131H111V129H112V124ZM141 123H139L141 126H142V124ZM162 123H161V125H160V127L158 126V128H156V130H158V129H161L162 127ZM172 123H171V128L173 127V125H172ZM178 123V124H177ZM208 123V125L209 126H207V128H206V130L208 131V127H210V130H211V125H210V123L209 122H207ZM228 123V122H227ZM226 123V124H227ZM238 123V122H237ZM243 123V124H242ZM252 125H251V124ZM83 124H82V126H83ZM123 124H127V123H122V125ZM146 124V125H145ZM144 125L145 126H147V123H145ZM181 124H180V126H181ZM214 124L212 123V127L214 126ZM225 124V125H226ZM12 125V126H11ZM23 125V124H22ZM23 125V126H24ZM99 125H101V126H99ZM106 125H105V127H106ZM124 125V126H125ZM143 125V126H144ZM230 126V124L228 123L227 124V126ZM262 125H263V127H262ZM10 126V127H9ZM15 126V127H14ZM22 126V127H23ZM52 126H54L53 128H52ZM60 126H61V124H60ZM60 126H59V128H60ZM82 126H80V127H78L77 128V131L78 132H81V131H83L84 130V126H83V129H82ZM124 126H120V127H118L119 129L121 128V129H126V132H124L125 133V135L127 136L128 134H127V125L125 126L126 128H122V127H124ZM177 126H174L175 128H178ZM206 125L205 124H203V126L202 127H205ZM255 126V125H254ZM253 126V127H254ZM12 127H14V129L15 130H13L12 129ZM62 127V126H61ZM68 127H67V129H68ZM70 127H69V129H70ZM166 128H165V130H167V126H165ZM173 127V129H175ZM255 127V128H256ZM261 129H260V128ZM11 128V129H10ZM18 128H19V126H18ZM39 128V127H38ZM87 128H89V130H91V128H90V126L89 127H87ZM113 128V129H114ZM232 128V129H233ZM249 129V130H247V133H248V131H250V137H251V134H253L252 135V137L254 138V140H253V138L252 139H250L249 137H247V138H249L250 140V142L251 141H253L254 143L252 144V142H251V144H250V142H248V144H247V146L248 147H246L248 150H249V144H250V146L251 147H253V148H250V150L248 151L246 148H244L243 150L245 151V154H246V152H248L247 154H248V157H250L249 158V162H248V160H247V162H248V164H247V166H248V168H252V171L254 172H252L251 171V169L249 170L248 168V171L245 169L244 171L245 172H241V169H240V167H241V165H240V167H239V169L237 168V167H235V168H237L238 170H240L239 172L240 173H242L241 174V177H242V175L243 176H245L246 175V173L248 172H250L251 173V176L252 175H255V176H253V177H251V176H247V177H251V178H247V181L246 182H244V180H245V177H242V182H241V180H240V178L238 179L237 178V172L235 171L236 169H234L233 167L231 168L233 171H235V179H234V177H232V176H229V175H231L230 174V172H232V170L230 171V170H228V171H225V169L229 166V165H227V164H230L231 165V163H229L230 162V160L228 161V159H229V157H230V159H233V161H234V157H235V159L237 160V157L238 156H236L235 154V156L233 155V156H231V154H233V153H237V154H239L240 152L241 153H243L241 150H240V144H241V142H242V140H244V142L242 143V145H246L245 144V141H247L248 139H244L245 138V136H247V135H245L246 133H245V131H246V129ZM20 129H22V128H20ZM44 129H43V131H44ZM58 129V128H57ZM68 129V130H69ZM112 129V130H113ZM120 129V130H121ZM173 129H171V130H173ZM237 129V130H236ZM244 129H245V131H244ZM10 132H9V131ZM12 130V131H11ZM17 130H19L18 132H20V134L19 133H17ZM36 129H34V131H35ZM38 130H39V132H40V134L38 133ZM59 130V129H58ZM63 130H65L67 133L66 134H63L65 131H63ZM88 130V131H89ZM163 130V129H162ZM168 130H170V128H168ZM167 130V131H168ZM200 130H202V132H203V128H201ZM205 129H204V133L206 132L207 133V131H206ZM209 130V131H210ZM213 130V129H212ZM238 130H240V131H238ZM1 131H0V136H1ZM14 131H16V132H14ZM85 131V130H84ZM87 130H86V132H88ZM99 131V132H98ZM101 131H102V134H101ZM125 131V130H124ZM208 131V132H209ZM226 131V133H228ZM230 131H229V133H230ZM235 131H236V133H238V132H240V134L239 135H237L236 136V133H235ZM11 132H12V136H11ZM23 132V133H24ZM41 132H42V130L41 129H37L36 130V133H38L39 135H37V136H39L40 138L41 137H45L44 135H43V133L41 134ZM45 132V131H44ZM91 131H89V133H90ZM121 132V131H120ZM123 132V131H122ZM149 132V131H148ZM148 132H147V134H148ZM201 132V131H200ZM3 133H5V134H3ZM13 133L17 136H14L13 135ZM45 133V134H46ZM55 133V134H56ZM111 135H112V131L111 132H109ZM109 133H108V136H107V134H106V136L109 138L110 136H109ZM210 133H211V131H210ZM210 133H207V134H210ZM228 133V134H229ZM242 133V134H241ZM62 134H63V136L64 137H66L67 135V137L66 138H64L63 139V137H62ZM206 134V135H207ZM22 135H26L25 133L24 134H22ZM87 135H89V136H92V138H90V137H87ZM122 135H124V134H122ZM124 135V136H125ZM149 135V134H148ZM11 136V137H10ZM58 136L60 137V139L58 138ZM80 136V137H79ZM99 136H103V137H99ZM210 136V137H209ZM231 136H233V135H231ZM241 136H242V138H241ZM249 136V135H248ZM261 136V137H260ZM12 138V139H10V138ZM14 137H16V138H14ZM57 137V138H56ZM149 137V136H148ZM221 137V138H220ZM238 137H240V138H238ZM76 138V139H75ZM90 138V139H89ZM186 138H189L190 139V137H189V135L188 136H186ZM204 138V139H203ZM256 138H258V140L257 141H259V143H257V141H256ZM259 138H261V139H259ZM16 139H18V140H16ZM44 139V138H43ZM57 139H59V144L60 145H58V143H57ZM62 139V140H61ZM67 139V140H66ZM87 139H88V141H87ZM126 139H127V137H126ZM189 139H187V141H189ZM6 140V141H5ZM10 140H11V142H10ZM14 140H16V141H14ZM89 140H90V142H89ZM104 140V139H103ZM105 140H106V142H108L107 141V139L105 138ZM111 140V139H110ZM109 140V141H110ZM190 140H192V142H193V139H190ZM207 140V141H206ZM12 141H14V142H16L15 143V148H14V146L13 145H11L10 143H12ZM19 141V142H18ZM62 141H64V142H62ZM65 141H67V142H69V145H68V149H66V144H68V143H66L65 144ZM96 141L98 142V146L96 147L95 145L97 144L96 143ZM263 141V142H262ZM5 142V143H4ZM13 142V143H14ZM22 142H24V141H22ZM32 142V141H31ZM262 142V143H261ZM2 143V144H1ZM8 145H7V144ZM40 144V145H42L43 147H41L40 145H38V144ZM80 143L83 145H81L80 146ZM84 143V144H83ZM102 143H103V141H102ZM102 143H100L101 145H102ZM188 143H190V141L188 142ZM247 143V142H246ZM26 144H28L27 145V147L28 148H25L26 147ZM63 144H65V146H63ZM88 144V145H87ZM90 144V145H89ZM94 144V145H93ZM109 144V142L108 143H106V145H108ZM214 144H216V145H214ZM259 144V145H258ZM73 145H75L74 147H73ZM103 145H104V143H103ZM199 145V146H198ZM228 145V146H227ZM237 145H239V146H237ZM254 145V146H253ZM13 146V147H12ZM41 147V149H42V151L40 152V150H39V148ZM96 148H95V147ZM132 146V145H131ZM202 146V147H201ZM256 146V147H257ZM3 147H5V148H3ZM36 147L38 148L37 150H36ZM52 147V146H51ZM52 147V148H53ZM60 147H61V149H63L64 148V151H63V153L65 152V149L68 151V153H67V155H65L66 153H64L63 155L61 154L62 152L61 151H58V150H60ZM70 147H72L71 149L72 150H70L71 152H69V149H70ZM215 147V148H214ZM264 147V146H263ZM13 148V149H12ZM18 148V149H17ZM30 148L32 149V150H30ZM163 148V147H162ZM165 148V147H164ZM166 148H168V146H166ZM169 148H168V150H169ZM191 148H193V146H191ZM199 148V149H198ZM262 148V147H261ZM260 148V149H261ZM3 149V150H2ZM6 149H7V151H6ZM8 149L11 151V153H10V151H8ZM24 149H26V150H24ZM104 149V148H103ZM196 149H194V150H196ZM263 149V148H262ZM262 149H261V151L260 152H263L264 153V150L262 151ZM29 150L30 151H35V152H38V150H39V152L40 153H42V156L43 157H40V154H38V156L40 157V158H44L45 160H49V163H47V161H45L44 159H40L38 156V159H39V161L37 160V157H35V155L33 154V153H31V152H29ZM50 150H51V148H50ZM98 150V149H97ZM96 150V151H97ZM99 150H98V152H99ZM199 150H201V151H199ZM247 150V151H246ZM13 151H14V153H13ZM16 151V152H15ZM28 153H27V152ZM47 151V152H46ZM170 151V152H171ZM240 151V152H239ZM259 151V150H258ZM26 152V153H25ZM44 152V151H43ZM55 152H56V154H55ZM59 152H61L60 154H59ZM97 152V153H98ZM169 151L167 152V154L168 153H170ZM233 152V153H232ZM239 152V153H238ZM255 152H257L256 151V149H255ZM93 153V154H94ZM108 153H109V151H108ZM229 153H231V154H229ZM7 154H8V156H9V154H11V155H13L12 157H14V158H12L11 157V159H12V161L10 160V162H13V163H5V161L7 162ZM36 154V155H37ZM44 154V155H45ZM69 154V155H68ZM157 154V153H156ZM160 154H162V155H160ZM174 154V155H175ZM180 154V156L181 157H179L178 155ZM193 155H194V153H192ZM191 154V155H192ZM229 154V155H228ZM244 153H243V155H245ZM246 154V155H247ZM30 155V156H29ZM32 155H34L33 157H31ZM61 157H60V156ZM91 155H92V159L90 158L91 157ZM97 155V154H96ZM155 155V154H154ZM176 155H175V157H176ZM226 155V156H225ZM240 155H242V154H240ZM2 156L5 158V156H6V160L4 161V159L2 158ZM29 156V157H28ZM56 156H58L59 158H61V160L60 159H58V161L61 163V162H63V163H59V162H57V161H55V160H57V157ZM169 156V157H168ZM229 156V157H228ZM48 157V158H47ZM63 157H65V158H63ZM108 156H106L105 158H107ZM153 157H154V159H153ZM192 158H193V156H191ZM231 157H233V158H231ZM247 157V158H248ZM257 157H259V159H257ZM88 158H90V160L88 159ZM98 159V160H100V161H102L103 163H105V168L104 167H102V166H98L99 165V163H100V161H97L96 162V160L95 161H93L92 162V160L93 159ZM198 158H200V159H198ZM202 158V159H201ZM228 158V159H227ZM239 158H241L240 156H239ZM246 158V157H245ZM244 158V159H245ZM9 159H10V157H9ZM52 159V160H51ZM133 159L134 158H132V159H130V160H132L133 161ZM164 159H168V161H166L165 160V162H164ZM34 160H36V161H34ZM108 160V159H107ZM135 160V159H134ZM146 160V159H145ZM174 160V159H173ZM204 160V161H203ZM241 160H243V156H242V159ZM246 160V159H245ZM250 160H251V166H250ZM259 160L262 162V163H260L259 162ZM27 161V162H26ZM52 161H54V163L52 162V164H51V162ZM147 161V160H146ZM238 161H240L239 159H238ZM255 161V162H254ZM4 162V163H3ZM24 162V163H23ZM38 162V163H37ZM43 162H45L46 164H47V167L49 168V171H51V169H52V171H55V168L58 170L57 171V175H56V171L53 173L52 171L50 172V174H48V175H46V173H44V172H46V171H44V170H46L45 168V166H46V164H45V168H43V167H39V163L41 164H43ZM93 163V164H96L97 163V166H94V168L96 167H102V169H100V168H97L98 169V172H97V169H93L94 171H95V174H94V172L92 173L91 171H90V169L88 168V167H90L91 168V170H92V167L91 166H93V164L91 165V164H89V166H87V164L88 163ZM96 162V163H95ZM100 163V164H102L103 165V163ZM127 162H130L129 160L127 161ZM227 162V163H226ZM245 162V161H244ZM243 161H242V163H244ZM247 162H245V164L247 163ZM15 163V164H14ZM26 163H28V164H26ZM32 163V164H31ZM213 165H212V164ZM233 163H235V161L233 162ZM239 164L241 163V162H238ZM238 163H236V164H238ZM11 164V165H10ZM16 165V166H14V165ZM37 164V165H36ZM131 164L133 165V162H131ZM184 164V165H185ZM238 164V165H239ZM257 166H256V165ZM3 165H5V166H3ZM21 166V167H19V166ZM31 168V166H33L34 167V170H32V169H29V167ZM34 165H36V167H38V169H40L39 171H41V172H32V171H35V170H37L36 168H35V166ZM59 167H58V166ZM91 165V166H90ZM138 165V166H137ZM183 165V166H184ZM195 165V166H194ZM199 166V169L201 170H199L198 168H197V166ZM210 165V166H209ZM226 165H227V167H226ZM235 165V164H234ZM252 165H254V166H252ZM263 165V166H262ZM22 166H24V167H26L27 169H29V171L31 172V174L29 173V171H27V169L26 168H23V169H25V173L27 174H22V175H24V179L27 177V178H29L30 180L29 181H33L32 180V177H34V176H36L35 178H39V177H41V173H42V171H43V174H44V177H41L40 179H38L37 181H34L33 183H35V184H38V182H41L42 180L41 179H43L44 181V183L43 184H45L44 185V187H45V189H47L48 188V185L51 183L52 184V186L51 185H49L51 188H49L48 190H47V192H46V190H44V187H41L39 190H41L42 188V190H41V192H45L44 194H42V193H37L38 194V196L36 195V194H33V192H32V189H35V187H38L39 186V184H38V186L37 185H35V184H31V183H29V181H28V179L26 178V180H22V175H21V177H20V175L18 174V173H22V172H24V170L22 169ZM57 166V167H56ZM109 166L110 167H113V169L114 170H108L109 169ZM139 166H141V169H139L140 167ZM187 166V165H186ZM205 166V167H204ZM50 167H51V169H50ZM132 167V166H131ZM136 167H139V168H136ZM226 167V168H225ZM245 167V165L243 166L242 165V168H244ZM259 167L260 168H262L263 170H261V169H259ZM16 168H19V169H21L22 171H19V169L17 170ZM87 168V169H86ZM106 168H108V169H106ZM127 168V167H126ZM147 168V169H146ZM155 168V169H154ZM181 168L184 170V174L188 177V178H190L193 182H191V180L189 181L188 180V178H182L183 179V181L185 180V182L187 181V185H186V183L184 184V185H181V184H179L180 183V181H181V176H179L180 174H176V172H177V170L176 169H178V171L180 172V170H181ZM208 168L211 170V174L210 173H208ZM217 168V169H216ZM225 168V169H224ZM230 168H227V169H230ZM54 169V170H53ZM112 169V168H111ZM134 169H135V171H134ZM151 169V170H150ZM260 171H259V170ZM32 170V171H31ZM99 170H101V171H99ZM139 170H140V172H139ZM145 170H146V172H145ZM199 170V171H198ZM215 170H218L219 172H221L222 170V174L221 175H217V174H220L218 171H216V172H214ZM255 170V171H254ZM256 170H257V172H256ZM14 171V172H13ZM38 171V170H37ZM48 170H47V172H49ZM85 171V172H84ZM155 171H156V173H155ZM213 171V172H212ZM230 171V172H229ZM2 172V173H1ZM18 172V173H17ZM88 172H89V174L90 173H92L93 175H89L88 174ZM150 172V173H149ZM186 172V173H185ZM201 172V173H200ZM229 173V174H227L226 173V177H224L225 175L223 174V173ZM12 173H14L13 175H12ZM28 173H29V175H31V176H29L28 175ZM32 173H33V175H32ZM152 173H155V174H152ZM159 173V174H158ZM181 173V172H180ZM199 173V174H198ZM207 173V174H206ZM264 173V172H263ZM6 174H9V175H7V177H6ZM142 174V175H141ZM176 174V176H179V177H174V175ZM182 174V173H181ZM190 176H189V175ZM216 174V176H217V178H218V181H217V179H216V182L214 181H211V179L214 177V175ZM233 174V175H234ZM4 175V174H3ZM45 175H46V178H45ZM50 175H52L53 177L54 176H56V178H55V180H54V178L52 177V176H50ZM152 175H153V177H152ZM197 175V176H196ZM206 177H205V176ZM10 176V177H9ZM13 176H16V177H13ZM183 176V175H182ZM222 176V177H221ZM17 177H19V178H17ZM53 178V181L50 179H48V181H47V178ZM149 177V178H148ZM230 177H232L234 180H235V182H232V184H233V187H231L230 188V185L228 184V183H230L229 182V180H232V179H229ZM239 177V176H238ZM46 180H45V179ZM143 178V179H142ZM152 178H154V179H152ZM157 178V179H156ZM159 178H161V179H163L162 181H163V184H160V180L161 179H159ZM196 178H199V179H196ZM215 178V177H214ZM223 178V179H222ZM253 178V179H252ZM260 179V184H259V186H260V188L263 186V189H262V193H261V191H259V192H257V194H256V190H254L255 188H256V185L258 184V179ZM262 178V179H261ZM9 179V180H8ZM19 179V180H18ZM159 179V180H158ZM219 179H221V181L219 180ZM22 180V181H21ZM41 180V181H40ZM92 180H93V182L95 183L94 185H97V186H99V184H102L103 182H104V184H106V186L108 185V183H109V188H113L114 190H115V192H114V197L116 196L117 198H116V200H114L115 198H113L112 197V195H113V192L112 191H114L113 189H112V191L108 188L107 190L108 191H106V188L107 187H105L104 186V184H103V186L105 187H103V186H101L102 188H100V189H103L104 188V190H102V193H101V195H100V192H99V190L100 189H98V191H96V189L98 188V187H93V186H91V185H93V183H92ZM150 180V181H149ZM153 180V181H152ZM213 180V179H212ZM224 180V181H223ZM226 180H228V182L227 183H225L226 182ZM233 180V181H234ZM252 180V181H251ZM253 180H255V181H253ZM16 181V182H15ZM45 181H47V182H45ZM49 181H52V182H50L49 184H48V182ZM159 181V182H158ZM182 181V182H183ZM197 181V182H196ZM154 182V183H153ZM181 182V183H182ZM189 182V183H188ZM198 182H199V184H201V186L203 187V189L202 190H200L201 188H200V186H199V184H198ZM212 182V183H211ZM239 182H241L240 183V185L241 184H243V186L242 187H244V186H249V187H246V189L247 188H250V187H254L253 188V190H254V193H255V195H257V196H259L258 195V193L260 194V196H259V198H263V200L260 202V201H258V199L256 200L258 203H261V205L259 204V206H254L253 207V205H252V201H255L254 200V196L253 195H251V194H254V193H251V192H253L252 191V189H249V191H248V189L247 190H245L244 189V191L242 192V193H247V194H250V195H248V197L249 198H251L252 199V197H253V199L250 201V199H249V201L250 202H248V201H246V199L248 200V197L246 196H243L242 195V193H240L241 191L240 190H242V189H239V191L240 192H238V191H236V190H238V188L240 187V185H239ZM263 182V183H262ZM0 183H1V180H0ZM10 183H15V184H13V186L14 187H16V188H14V187H12L11 186V184ZM193 185H195V186H193ZM195 183V184H194ZM197 183V184H196ZM205 183V184H204ZM210 183H211V185H210ZM224 183V184H223ZM236 183H238L237 184V186L235 185ZM249 183V184H248ZM253 183V184H252ZM8 184V185H7ZM27 184H29V186L27 185ZM34 187H32L31 185ZM46 184H48L47 186H46ZM53 184L54 185H56V187H54L53 186ZM190 185V187L191 188H189V185ZM206 184H207V186H206ZM231 184V183H230ZM245 184V185H244ZM263 184V185H262ZM5 185H7L6 187H5ZM41 185V184H40ZM87 185H88V187H87ZM148 185V186H147ZM196 185H198L197 187V189H195L194 187H196ZM213 185L215 186V187H213ZM220 185V186H219ZM224 185V186H223ZM42 186V185H41ZM172 186V187H171ZM232 186V185H231ZM239 186V187H238ZM258 186V187H259ZM40 187V186H39ZM142 187L144 188V187H147L146 189H142ZM153 187V188H152ZM169 187V188H168ZM175 187V188H174ZM177 187H178V189H177ZM188 187V188H187ZM241 187V188H242ZM12 188V189H11ZM139 188V189H138ZM140 188L142 189V190H140ZM179 188H182V190L183 189H185L184 191H181V189H179ZM118 189V190H117ZM175 189H177L178 191V193L176 192V190ZM187 189H188V191H190V190H194V192L196 193V195H200V194H202L201 192H203V194L201 195V197L202 198H200V197H193V196H189L190 194H195L194 192H188L187 191ZM190 189V190H189ZM207 189V190H206ZM31 190V191H30ZM35 190H37V189H35ZM39 190H37L38 192H39ZM54 191V193L53 192H48V191ZM57 190V191H56ZM151 190H153V191H151ZM180 190V191H179ZM195 190H197V191H195ZM229 190V191H228ZM251 190V191H250ZM21 191V192H20ZM34 191V190H33ZM101 191V190H100ZM112 192V193H109V192ZM118 191V192H117ZM166 192V195L168 196V194H167V192H170V191H172V192H170V193H172L173 194V192H174V194L173 195H176V196H174V198H173V196H169V198H172L171 200H170V202L168 201V199L167 198H165V201H164V199H163V196L161 197V194L162 195H164L165 193L164 192ZM216 191V192H215ZM222 191H224V194H221V193H223ZM226 191H228V193H226ZM16 192V193H15ZM17 192H19V193H21V194H19L18 195V193ZM96 192H98V193H96ZM123 192V193H122ZM136 192H138V193H136ZM148 192H150V193H148ZM159 192L161 193V192H163V193H161V194H159ZM183 192H188V193H183ZM200 192V193H199ZM205 192V193H204ZM248 192H250V193H248ZM46 193H50V194H46ZM104 193H105V195H104ZM109 193V194H108ZM116 193H118V194H116ZM122 195H120V194ZM135 193H136V195H135ZM158 193V194H157ZM176 193V194H175ZM179 193L182 195L181 196V198H180V195H179ZM198 193V194H197ZM231 193H232V195H231ZM235 193V194H234ZM237 193H240L241 194V196L239 195V198H238V194ZM51 194H53V197L51 196V198H53V199H47L46 198V196H49V195H51ZM55 194V195H54ZM108 194V195H107ZM112 194V195H111ZM149 194V195H148ZM171 194V195H172ZM177 194L179 195L178 197H177ZM188 194V195H187ZM229 194V196H227ZM15 195V196H14ZM16 195H18L17 197L18 198H20V199H17V197H16ZM20 195L21 196H24V197H20ZM39 195H41V196H39ZM42 195H44V197L46 198H43V196ZM46 195V196H45ZM134 195V196H133ZM195 195V196H196ZM217 197H216V196ZM223 196V197H218V196ZM245 195V194H244ZM1 196H3V195H1ZM3 196V197H4ZM10 196V195H9ZM33 196H35V198L33 197ZM37 196V197H36ZM101 196H103V197H105V198H103L104 200H105V202H107V203H103V201H102V197ZM111 196V197H110ZM118 196H120V197H118ZM28 197H29V199H28ZM40 197H42V198H40ZM55 197H57V198H55ZM62 197H63V200H61L62 199ZM126 197V196H125ZM183 197V198H182ZM185 197V198H184ZM197 201H192V199L193 198ZM212 197H216L218 200L216 201V199L214 200V201H216V203H214L213 202V198ZM225 197H227V199L225 198ZM231 197V198H230ZM242 197H244V201H245V203H244V201H242ZM24 198H25V200H26V198L28 199V201H31V199H33L34 201H35V203H31V202H28L27 200V202L26 203H24L25 205H23L22 203V200H24ZM31 198V199H30ZM38 198V199H37ZM41 200H40V199ZM49 198V197H48ZM110 198V199H109ZM120 198H121V200H120ZM177 198V199H176ZM190 198H191V201H190ZM211 198V199H210ZM225 198V199H224ZM257 198V197H256ZM255 198V199H256ZM22 199V200H21ZM97 200V201H95V200ZM108 199V200H107ZM119 199V200H118ZM125 199V198H124ZM136 199V198H135ZM138 199H139V197H138ZM161 199V200H160ZM163 199V200H162ZM180 199V200H179ZM184 199V200H183ZM207 199V200H206ZM219 199H221V200H219ZM230 199V200H229ZM232 199H233V201H232ZM241 199V200H240ZM8 200V201H7ZM9 200H11L10 202H9ZM20 200H21V202L22 203H20ZM25 200H24V202H25ZM38 200V201H37ZM44 200H47V203H46V201H43ZM50 200H51V202H52V200L54 201V203L52 202V203H48V202H50ZM57 200H58V202H57ZM60 200V201H59ZM66 200V201H65ZM94 200V201H93ZM117 201V203L116 204H118V202H119V206H116V207H114V208H112V206L111 207H109V203L111 202L112 203V201ZM176 200V201H175ZM185 200H187V201H185ZM210 200H212V202H210ZM238 200H240V201H238ZM14 201H16L17 203H18V205H17V207H15L16 205H14L15 204V202ZM42 201V202H41ZM65 201V205L64 206H62V204H63V202ZM79 201V202H80ZM92 201V203H94V204H92V203H88V202H91ZM125 201V200H124ZM200 201V202H199ZM221 202V203H217V202ZM226 201H228V202H226ZM236 201V202H235ZM255 201V205H257V202ZM33 202V201H32ZM39 202H40V205H39ZM66 202H67V204H66ZM73 204H72V203ZM123 202V201H122ZM125 202H127V201H125ZM140 202V201H139ZM162 202V203H161ZM164 202V203H163ZM168 202V203H167ZM174 202V203H173ZM176 202H178V203H176ZM234 202V203H233ZM243 204H242V203ZM246 202H248V203H246ZM42 203H44V205L42 204ZM56 203L58 204L59 203V205H56ZM62 203V204H61ZM69 203H70V205H69ZM76 203V204H75ZM110 203V204H111ZM114 203V204H115ZM147 203V204H146ZM193 203V204H192ZM196 203V204H195ZM236 203H237V205H236ZM240 203V204H239ZM20 204H22V205H20ZM74 206H72V205ZM75 204V205H74ZM83 203H81L80 205H82ZM91 204V205H90ZM104 204V205H103ZM113 203H112V205H114ZM146 205V206H142V205ZM153 204V205H152ZM179 205V206H175V207H179L178 209L176 208V210L178 211V212H180V210H181V212H180V215H176L175 213L177 212H175V210H173L174 208H173V206L174 205ZM192 204V205H191ZM208 204V206H206ZM218 204V205H217ZM220 204H224V205H220ZM229 204V206H227ZM231 204V205H230ZM234 204V205H233ZM249 204H251V205H249ZM12 205L14 206V207H12ZM60 205L62 206V208L63 207H67V208H61L60 207ZM69 205V206H68ZM84 205V204H83ZM94 205V206H93ZM108 205V206H107ZM142 207H141V206ZM172 205V206H171ZM180 205H182L181 207H180ZM199 205V206H198ZM226 205V206H225ZM58 206V207H60V208H56V207ZM107 206V207H106ZM115 206V205H114ZM141 208H140V207ZM149 206H152V207H150L149 208ZM155 206V207H154ZM214 206H216L215 207V210L216 211H214ZM217 206L219 207L220 206V208H217ZM222 206H224L223 208H221ZM246 206V207H245ZM250 206H252V207H250ZM32 207H34V205L32 206ZM45 207H47V208H45ZM52 207H55L54 209H56V211L54 210V209H52ZM76 207H77V205H76ZM83 207V206H82ZM98 207V206H97ZM134 207V208H133ZM146 207V208H145ZM170 207H171V209H170ZM230 209H229V208ZM259 207V208H258ZM14 208H17V210L16 209H14ZM71 208V209H70ZM84 208V207H83ZM86 208V207H85ZM87 208H88V206H87ZM124 208H125V204H124ZM185 208V209H184ZM200 208V209H199ZM212 208V209H211ZM228 209V211L229 210H231L232 209V211H231V213L233 214V216H230V214H228L227 215V217H225L226 215L225 214H227L228 213V211H227V209ZM254 208V209H253ZM12 209L14 210V211H12ZM60 209V210H59ZM69 209V210H68ZM114 210V212H116L115 214H114V212L113 213H111L112 211L111 210ZM125 209H127V207L125 208ZM132 209L130 210V212L132 211ZM147 209V210H146ZM151 209H153V211L151 210ZM223 209V210H222ZM235 209V210H234ZM255 209H257V210H255ZM260 209H262L261 211H260ZM3 210V211H2ZM46 210V211H45ZM65 210H68L69 212H67V211H65ZM108 210H110L111 212H109ZM123 210V209H122ZM194 210V211H193ZM198 210V211H197ZM210 210V211H209ZM220 210H222V211H220ZM226 210V211H225ZM16 211V212H15ZM20 211V212H21ZM26 211V210H25ZM25 211L22 213V216L24 215V213H25ZM29 211H26V213L25 214H27L28 216H30L31 214L30 213H28ZM183 211V212H182ZM201 211V212H200ZM208 211H209V215H210V218H211V220H210V218H206V217H208ZM14 212L16 213L14 216H12V218H13V220H12V218H11V215H13L14 214ZM64 214H62V213ZM67 212V213H66ZM119 212V213H118ZM122 212H124V211H122ZM125 212H128L129 213V210L128 211H125ZM177 212V213H178ZM194 212V214H190V213H193ZM200 212V213H199ZM202 212H204V214L205 215H207V216H204V214L202 213ZM216 214H215V213ZM225 213V214H219V213ZM234 212V213H233ZM261 212V217L263 218H261L260 217V215H259V213ZM263 212V213H262ZM11 213V215L9 216L8 214H10ZM13 213V214H12ZM56 214V216H55V214ZM119 215H118V214ZM150 213V214H149ZM182 213H183V215H185V217L184 216H181L182 215ZM185 213V214H184ZM187 213L189 214V216H187ZM196 213V214H195ZM212 213H214V214H212ZM258 213V215H256ZM32 214V218L34 219L35 218V216ZM66 214H68L67 215V217H66ZM199 214V215H198ZM203 214V215H202ZM3 215H4V218H5V220H6V215H8L9 216V218H8V216H7V218L10 220V218H11V220H10V222L9 221H7V222H5L4 223V219H3ZM21 215V214H20ZM64 216V218H61V217H63ZM175 215V216H174ZM215 216V218L214 217H212V216ZM22 216H20V219L22 218L23 219V217ZM54 216V217H53ZM59 216V217H58ZM220 216H221V218H220ZM226 219H229L230 221H227L228 222V225H226V223L227 222H225V225L224 224H220V222L219 221H221L222 219H223V217ZM257 216H258V218H257ZM40 217V218H39ZM49 217V218H48ZM53 217V218H52ZM126 217V216H125ZM141 217V216H140ZM187 217H188V219H187ZM201 217H203V218H201ZM205 217V218H204ZM218 217V218H217ZM230 217H231V219H230ZM235 217V218H234ZM47 218V219H46ZM101 218V219H102ZM130 218V217H129ZM179 218H180V220H182V223H180L179 222ZM199 218H201L200 220H203L204 222L206 221V224L204 223L203 224V226H202V224H201V226H200V229H199ZM233 218V219H232ZM1 219H3V221L1 220ZM20 219H19V221H13L14 222V224H12L11 223V225H13L14 227H15V224L17 225L18 224V222H20ZM29 219H31L30 217H29ZM42 219V220H41ZM44 219V220H43ZM49 219V220H48ZM64 219V220H63ZM124 219V218H123ZM134 219V220H135ZM190 219V221L191 222H189L188 220ZM205 219V220H204ZM214 219H215V221H217L218 219H221V220H218V224L216 223V222H214ZM54 220V221H53ZM110 220V221H109ZM113 220V221H112ZM133 220V221H134ZM176 220V221H175ZM209 220V221H208ZM212 220H213V222H212ZM27 221H28V223H27ZM27 221H24L25 223H26V225L28 224H30L31 223V221H32V219H31V221L30 220H27ZM50 221H51V223H50ZM53 221V222H52ZM111 221H112V223H111ZM189 222L188 223V226H187V222ZM197 221H198V224H197ZM223 221H224V219H223ZM222 221V222H223ZM17 222V223H16ZM21 222H23V221H21ZM21 222H20V224L19 225H17V226H19L20 227V225H21ZM23 222V223H24ZM35 222V223H34ZM59 222V221H58ZM58 222H57V224H58ZM62 222H60L59 224H60V227H61V225L62 224H64V222L62 223ZM117 222V223H116ZM129 222H131L130 220H129ZM129 222H127L126 221V226H127V223H129ZM148 222V221H147ZM185 222H186V225H185ZM221 222V223H222ZM22 223V226H24L25 224H23ZM44 223V224H43ZM56 223V222H55ZM178 223H180V224H178ZM191 223V224H190ZM194 223H195V226H197L198 225V230H199V232L197 231V230H193L194 228H193V226L192 225H194ZM213 223V224H212ZM216 223V224H215ZM35 224V225H34ZM46 224V225H45ZM56 224V225H57ZM105 224V225H106ZM120 224V225H121ZM178 224V225H177ZM190 224V225H189ZM197 224V225H196ZM210 224V225H209ZM212 224V225H211ZM220 224V225H219ZM27 225V226H28ZM30 225H32V223L30 224ZM30 225L28 226V227H30ZM40 225V226H39ZM49 227H48V226ZM97 225H101V223L99 224H97ZM102 225H104V224H102ZM177 225V226H176ZM179 225L181 226V227H179ZM205 225V226H204ZM219 225V226H218ZM224 227V229L226 228V230H224L223 229V227ZM230 225V226H229ZM26 226V227H27ZM33 226H31V227H33ZM52 226V227H51ZM63 226V225H62ZM94 226V225H93ZM96 226V225H95ZM126 226H124V227H126ZM186 226V227H185ZM211 226H216L215 228H212ZM25 227V226H24ZM29 228V229H33V231H31V232H33L34 234H36L35 232H37V231H34V227L33 228ZM59 226L58 227H56V228H60ZM203 227V228H202ZM205 227H206V229H205ZM207 227H210L209 229L207 228ZM219 227H221V228H219ZM21 228V227H20ZM41 228V229H40ZM45 228V229H44ZM46 228H50V229H47L46 230ZM116 228H115V230H116ZM157 228H158V230H157ZM187 228H188V230H187ZM190 228H191V230H190ZM44 229V231H42ZM54 229H55V227H54ZM53 229V230H54ZM127 229V230H126ZM143 229V230H142ZM156 229V230H155ZM168 229V230H167ZM173 229V230H172ZM181 229V230H180ZM196 229V228H195ZM220 229V230H219ZM21 230V229H20ZM52 230V231H53ZM90 229H89V231L90 232H92ZM95 230V231H94ZM117 230H118V228H117ZM160 230H161V232H163V233H168L169 235H167V233H166V235L165 234H163V233H161L160 232ZM184 230V231H183ZM222 230V231H221ZM23 231V230H22ZM21 231V236H23L22 238L24 239V236L27 238V236L26 235H28L27 233H23ZM56 231H58V229L56 230ZM60 231H62L61 229H59V231L58 232H60ZM119 231V230H118ZM130 231V232H129ZM131 231H132V233H131ZM152 231V232H151ZM156 231V232H155ZM158 231V232H157ZM183 231V232H182ZM189 231V232H188ZM213 231V232H212ZM224 231V232H223ZM57 232V233H58ZM64 232V231H63ZM90 232L86 235V236H89V234H90ZM151 233V234H147V233ZM155 232V233H154ZM178 232V233H177ZM182 232V233H181ZM188 232V233H187ZM209 232V233H208ZM216 232V233H215ZM218 232V233H217ZM227 232V233H226ZM22 233L24 234V235H22ZM43 234V235H46V234ZM47 233H49V232H47ZM51 233H53V232H50V234ZM61 233V232H60ZM60 233H59V235H60ZM105 235H103V234ZM112 233H113V235H112ZM114 233H116L115 235H114ZM126 233L128 234L127 236H126ZM176 233H177V235H176ZM34 234H31V236H29V238L31 237H33V238H35V240H37V239H41L42 237L44 238V236L43 235H40V236H42L41 238H37L36 239V237H37V234H36V236L34 235ZM56 233H53L52 235H50L51 237H52V240H50L49 239V237H47V238H45V239H47V240H49V243H51V242H53V239L54 240H56V239H58V237L60 238V236H62V235H58V237L56 236V238L55 237H53V235H55ZM63 234V233H62ZM65 234V233H64ZM135 234V233H134ZM133 234V235H134ZM158 234H159V237H158ZM185 234H187V235H185ZM212 234V235H211ZM222 234V235H221ZM147 235H152V236H147ZM157 236V238H160V239H162L161 237L163 236V235H165V236H163L164 238H166L167 237V239H165V242H168V243H165L164 241H163V244H162V241L161 242H159L160 244H161V246H163V253L162 254H160V249H162L161 248V246H159V244L157 245V241L159 240H155L154 238ZM162 235V236H161ZM171 235V236H170ZM214 235V236H213ZM229 235V236H228ZM233 235V236H232ZM255 235V236H254ZM257 235V236H256ZM263 235V236H262ZM39 236V237H40ZM47 236V235H46ZM135 236V235H134ZM135 236V237H136ZM182 236L184 237V238H182ZM202 236H204V238L203 239H200ZM206 236V237H205ZM213 237V239L214 240H216V241H211L212 240V237ZM221 236V237H220ZM222 236H223V238H222ZM225 236V237H224ZM228 236V237H227ZM50 237V238H51ZM85 237V236H84ZM93 237H95L94 239H93ZM101 237V236H100ZM115 238V239H113V238ZM119 237H120V239H119ZM123 237V238H122ZM190 237H192V239H194V240H192ZM254 237V238H253ZM112 238V239H111ZM189 238L191 239V240H189ZM197 238V239H196ZM215 238H217V239H215ZM225 238H229L230 239V241L229 240H227V239H225ZM260 240H259V239ZM28 239V238H27ZM82 239V240H83ZM169 239H170V241H169ZM187 239V240H186ZM204 239H208L206 242H205V240ZM224 239V240H223ZM42 240V239H41ZM114 240V241H113ZM115 240H117L116 242H115ZM140 240H139V242H140ZM163 240V239H162ZM167 240V241H166ZM177 240V241H176ZM228 242H227V241ZM255 240V241H254ZM29 241H30V239H29ZM29 241H25L26 243H28ZM38 241V240H37ZM51 241V242H50ZM114 243H116V245H117V243H119V246L117 247L115 244H113V242ZM185 241L186 242H188V241H190V242H188L189 243V245H188V243H186L185 245H184V243H185ZM209 241H211V243H213V244H208V243H210ZM222 241V242H221ZM240 241H245V242H240ZM252 241H253V243H255L254 245L256 246V249H255V246L254 245H252ZM263 241V242H262ZM36 243V245L38 244V242H36V241H30V244L31 243ZM45 242V244H46V246L47 245H49V243L47 242V241H44ZM44 242H43V244H44ZM104 243V245H101L100 243ZM111 242H112V244L113 245H115V246H113V248L114 247H117L116 249H112V245H111ZM137 242V241H136ZM157 242V243H156ZM191 242H193L194 244H192ZM215 242V243H214ZM221 242V243H220ZM223 242H225L224 244H223ZM230 242H232V243H230ZM34 243V244H35ZM40 244H41V246L43 245L42 244V242L40 241L39 242ZM57 243H58V241H54V243L52 244L51 243V245H54V246H50V248L51 247H53V249H54V251H53V249L51 250V249H49V248H47L48 250H45V254H48L49 255V253H47V252H49L50 251V255L54 252V254H55V252L56 251H59V250H57ZM60 243V242H59ZM143 243H144V245H143ZM207 243V248L205 247V244ZM251 243V244H250ZM29 244V245H30ZM40 244H38L37 246L41 249V247H40ZM192 246H191V245ZM201 244V245H200ZM214 244H216V245H214ZM257 244V245H256ZM157 245V246H156ZM173 245V246H172ZM178 245V246H177ZM199 245V246H198ZM213 245L215 246L214 248H213ZM230 246L231 248H229L228 247V249H226L227 247H223V246ZM31 246V245H30ZM33 246V245H32ZM35 247L34 246V248H36V249H38L39 250V248L38 247ZM44 246V245H43ZM60 244H59V248H60ZM154 246V247H153ZM188 246V247H187ZM191 246V247H190ZM196 246V247H195ZM202 246V247H201ZM241 247V248H238L237 249V251L236 250H234L236 247ZM244 246V247H243ZM259 248H258V247ZM45 247V246H44ZM49 247V246H48ZM98 247V248H97ZM141 248V250L143 249L144 250V248ZM169 248V249H166V248ZM172 247V249H170ZM182 247V248H181ZM185 247V248H184ZM199 247V248H198ZM249 247V248H248ZM122 248V247H121ZM124 248V247H123ZM122 248V249H123ZM158 248V250H159V253H157V251H156V249ZM160 248V249H159ZM173 248H175L174 250H173ZM179 249V251L177 252L176 250H178ZM191 248H193L192 250H187V249H191ZM197 248V249H196ZM223 248H225L224 250H223ZM234 248V249H233ZM43 249V248H42ZM84 249V250H85ZM103 249L101 250V251H99V252H102L103 253ZM187 250L188 252H186V253H188L187 255H189L190 253V256H187V258H186V253H184L185 251L184 250ZM205 249H207V250H205ZM240 249V250H239ZM247 249V250H246ZM258 249V250H257ZM37 250V252H39ZM85 250V251H86ZM94 250H91V251H93L94 252ZM108 250V252H106ZM168 250V251H167ZM183 250V251H182ZM197 250V251H196ZM200 250H204V251H200ZM227 250V251H226ZM248 250H249V253H248ZM260 250H262V251H260ZM43 251V250H42ZM41 250H40V252H42ZM47 251V252H46ZM112 251V252H111ZM123 251H125V253H127L125 256H127L128 257V259L124 256V254H123ZM140 251V250H139ZM152 251V252H151ZM176 251V252H175ZM237 252V253H239L240 252V254H235L234 252ZM239 251V252H238ZM247 251V252H246ZM96 252V251H95ZM120 252V253H119ZM128 252H131L134 256L133 257H131V259H130V255H132L131 253H128ZM190 252V253H189ZM193 252V253H192ZM251 252V253H250ZM262 252H263V254H262ZM57 253V252H56ZM88 253L91 255V252H90V250H88ZM87 253V254H88ZM97 253V252H96ZM96 253H92V254H94V257H95V255H97ZM107 253H111V255H112V253H113V256H111L110 254H107ZM178 253V254H177ZM195 253V254H194ZM198 253V254H197ZM222 253V254H221ZM224 253V254H223ZM228 253H231V254H228ZM232 253H234V254H232ZM246 255H245V254ZM253 253V255H249V254H252ZM258 253V254H257ZM261 253V254H260ZM42 254H43V252H42ZM54 254H52V256L54 255ZM89 254H88V257H89V259H90V262H91V259L93 260V258H91L90 256H89ZM105 254H103V255H105ZM122 254V255H121ZM130 254V255H129ZM145 254H146V257H144L145 256ZM151 255L150 256V258L151 259H153V261H156L157 259H158V254L159 255H161L160 257H159V259H158V261H156V262H152V260L149 258V256L148 255ZM156 254V255H155ZM166 254H165V256H166ZM175 254H177V255H175ZM199 254H202V256H205V257H201V255L199 256ZM221 254V255H220ZM247 254H248V256H251L252 258H250V257H248V258H246L247 257ZM257 256H259V257H256L255 255ZM38 255H41V253L39 254L38 253ZM44 255V254H43ZM49 255V256H50ZM102 254L100 253V256H101ZM106 255L103 257V258H105L106 257ZM139 255V256H138ZM143 255V256H142ZM193 255H194V257H193ZM228 255H229V257H228ZM233 255V256H232ZM237 255V256H236ZM238 255H239V257H238ZM115 256H117V254L115 255ZM157 256V257H156ZM177 256V257H176ZM199 256V257H198ZM222 258H221V257ZM93 257V256H92ZM97 257V256H96ZM94 258V260L95 259H98V258ZM106 257V258H107ZM123 257V258H122ZM143 257V258H142ZM185 257V258H184ZM189 257V258H188ZM192 259H191V258ZM201 257V258H200ZM226 259H225V258ZM234 259H233V258ZM50 258H51V256H50ZM102 257H101V259H103ZM137 258V259H136ZM155 258H157V259H155ZM178 258V259H177ZM180 258V259H179ZM194 258H196V260L194 259ZM198 258V259H197ZM231 258V259H230ZM235 258H237V259H240V261L239 260H235ZM259 258V259H258ZM136 259V260H135ZM142 259V260H141ZM145 259H147V260H149L150 259V263L149 262H147V260H145ZM155 259V260H154ZM191 259V260H190ZM233 259V260H232ZM249 259V260H248ZM255 259H257V260H255ZM92 261L94 264H96L95 262L96 261ZM98 260H100V258L98 259ZM111 260H110V262H111ZM139 262H138V261ZM143 260H145V262L143 261ZM164 260V259H163ZM174 260V259H173ZM235 260V261H234ZM252 260V261H251ZM261 260H262V263H261ZM102 260H100V261H98V263L97 264H99V262H101ZM104 261V262H103ZM101 263L102 264H107V263H109V261L107 260L106 262H105V260H103ZM119 261V260H118ZM127 261H126V263H127ZM134 261V262H133ZM143 261V262H142ZM177 261V262H176ZM190 261V262H189ZM245 261H247V262H245ZM113 262H116V264H117V261H113ZM158 262V263H157ZM164 262H165V260H164ZM183 262V263H182ZM226 262V263H225ZM231 262V263H232ZM166 262L164 263V264H167ZM233 263V264H234ZM112 264V263H111ZM118 264H120V261H119V263ZM229 264H230V262H229Z\"/></svg>","mask_w":264,"mask_h":264},{"label":"bare ground","instance_id":"2","mask_svg":"<svg viewBox=\"0 0 264 264\" xmlns=\"http://www.w3.org/2000/svg\"><path fill=\"white\" fill-rule=\"evenodd\" d=\"M0 1H1V0H0ZM9 1H12V0H8V1H7V0H5V1L3 0V1L0 3V10H1V12L3 11V13H4L5 15H6V13H9V12H7V10H10V11H11V9H12V11H13L14 7L17 6V5H16V6H14V7L12 8V6H11L10 4H8ZM13 1H14V0H13ZM15 1H16V2H15ZM15 1H14V2L17 4V2H20V3H21V2H23V1H25V3H26L27 0H15ZM29 1H30V3H31L32 5H33V4L35 5V3H37V4H36L37 7H36V5H35V7H33V9H31L32 11L34 10L32 13H34V12L36 13V14H34V16H35V15L38 16V14L42 12V13H41V16H44V19L46 20V19L49 17V16L47 15V13H48L49 10H51L53 13L55 12V13H54L55 15H54L52 12H50V13H52V15H51L52 17H49V18H50V21H48L50 27H49L48 25H44V27L46 26V27H45L46 30H45V28H44L43 30L41 29L42 26H43V24H41L42 26H40V24H38V22H39L38 19H41V18H43V17H41V18L35 17V18H37L36 20H38V22H36V23L34 24V26H30V25H33V22L30 23V21L28 22V20L26 19V16H27V15L31 16V17L27 16V18H28V17H29V18H32V15H33V14H30V12H31V10H30L28 13H25V14H27L26 16L23 14L25 17L20 15V19H19V20H18L19 16H16V17H15V18H16L15 25L12 24L11 27L9 26L10 29L13 30V32H12L11 34H12V35L15 34L14 36H10L11 34H10V33H7L8 31L11 32V30L9 29V27H8V29L5 30V32H4V31H2V33L0 32L1 35L3 34V35L1 36V38H0V40L5 36V37L3 38V40H2V42L5 41V39H6V41H8L7 44H6L5 46H6L7 48L11 46V48H12V51H11V52H15V51H13V49H15L16 47L19 48L21 45H22V46L20 47V49L23 48L24 45H23L22 42H27V45L29 44V42L31 43V44H30V45H31L30 47H27V46H26V47H27V48H26L27 51H25L26 49H25V47H24V48H23V49H24L23 52H22V49H21V50L16 51L17 53H16V52H15V53H12V54L14 55V57H16V54H17L18 57H20V56L18 55V53L21 52V53H20L21 58H24V59H25L26 56H27L28 54H30L31 52L33 53V55H34L35 58H32L31 56H28L27 59H32V60H27L28 63H27V65L25 66L26 68H28V66L31 64V65L29 66L30 69H29V68H28V69H29L30 71H31V70L33 71V69H31V68H32L31 66H32V64L37 63V64H39V67H40V68H39V67L37 66V67H38L37 69L40 71L44 66H46V65L48 64V66H46V68L44 67V69L50 70V72H51L50 74L48 73L49 71L44 72V73H42L41 75H39V77H37L36 72H35V74H33V72H30V71H29V73L26 74V73H27V71H26L27 69H25V71H24L23 69H24L25 67H23V69L21 68V67H22L21 62H23L24 60H22V61L20 60L21 62H20V61H19V62H20L21 67H19V65L17 64V65H18L17 67L19 68V69H18V68H17V69H18L19 71L22 70V72L24 71V74H22V72H20V74L23 75V78H19V77L16 78V77H15V78H14V82H15V83H14V84H13V82H12V83L10 82V83H11V87H14L15 84H16V87L14 88V91H15L16 89H18V90L14 93V97L16 96V93H18V92H19V95H18V96L22 95V93H23V94L25 93V94H26V97H25V94H24V96L22 95V96L24 97L23 99H22V96H21V98H19V97L16 96L17 99L15 98V99L13 100V99L11 98L10 100H8V99L10 98L9 96H11V94H12L11 92H13V91H12L13 88H10L11 92L8 91V90H6V92H8V93L3 92V91H5V90L1 91L3 94L5 93L4 96H2V93L0 92V98H1V96H2L3 98H5V96L9 95V96H8L9 98H8V99L5 98V99H7V100H6V103H9V104H8L9 107H10V103H12V104H11V107H12V106H13V107L15 106L14 108L12 107V109H11V110H12V114L15 112V109H17V107L20 108V109L23 108V106L21 107V104H22V103H23V105H26L25 102H26V103H27V102H33V101L36 99L35 102H33V103L35 104L34 106H33V105L31 106L30 104H27V106L30 105V110H29V111L26 110V109L29 108V107H27V106L24 107V109L27 111V113H24V112H26V111L23 110V109H22L21 111L16 110V111L21 112V113H20L21 115L24 114V115H23L24 118L22 117L23 119L21 118V121H24L25 119H28V118H29L28 120H25L26 122L28 121V122H27V123H28V124H27V127L30 126L29 128H27V129L24 128V127L26 126V125H24L25 121L22 123L24 126H23L22 124H21V126H20V124H18L17 127H16V129H19V130H22V131L25 130V132H24V131H23V132L26 134V135L24 136V135H22V134H24V133L20 131V132H21L20 137H19V135H18L19 141H20L21 136H23V137H29V139H31L32 142L30 141V143H29L30 145H29L28 147H31V145L34 143V141H37V140H36L37 138H38V140H39V141H37V142H40V141H41V143H43V144H44V142H42V140H44L45 142H46V140L48 141V139H47V138H48V137H47L48 134H47L46 132H47V130H50V129H46V130H45L43 127H44V124H46L47 122L50 123V121L55 120V116H53V112H52L50 109H48V108L50 107V106H49L50 104H47V103L49 102V99L45 97V99L43 98V99H44V100H43V99L41 98L42 95H40V94H42V91H43V94L46 93V95L49 97V95L51 96V92H52V89H53V88H52V89H50V88L53 87V86H56V88H59V89H58V92H55V94H52V98L54 97V98H53L54 101H55V99H56L57 103L60 102V103L62 104V106L59 105L60 103L57 104L59 108L61 107V109H59V108L57 107V108L59 109V111H61V110H63V109H64V110L66 109L67 112H68L69 110L73 109V108L75 107V105H76V108L78 109L77 105H79V101H81V100H80L81 97H79V99H78V96H80V95H76V94H78V93H76V92H77V88H75V87L72 86L74 83L71 82V81H75V80L72 79V80L70 81L71 78H73V77L76 78V77H77V74H78V73H77V74H74V72H73V71H75V65H74L75 63H74V62H76V63L78 62L80 65L82 64V63H81L82 61H84V62L87 61V62L85 63V65L88 64V63H90V62H94V64L97 62L96 65H101V64L105 61V60H104V61H101V60L104 59V58L106 57V54H107V56H108V53L110 52V50L112 51V46H113V48H114L115 46H118V47L114 48V49H116V51H117L116 54H113V55L116 56L117 58H116V57H114V58H116V59L118 60V55H119L118 53H120V55H119V56H120V57H119V61H120V60H122L123 58L125 59V57L127 56V55H126L125 57H122V59H121V54H122V53H123V54H125V53H126V54H131V53H133V54H132L133 56L128 55V56H130V57L127 56V58H128V59L131 58L132 63L137 64L136 66H138V67H139V66H142V67H139L140 71H139V72L137 71V73H140V72L142 71V69H145V68H143V67H146V66H147V67H149V66L154 67L153 65H156V66L158 67V68H157V67H154V69H162V70H163L162 67H164L165 65H163V64L161 63L162 61H160V57H161V56H162V57H161V60L163 59V63H164V64H167V66H165L166 69L168 68V63H170V64L172 63L171 65L169 64V65H170L169 69H170L171 66L173 65V62H171L170 59H169L170 61L167 60V57L171 58V59L174 61V59L172 58V56H174V58H176V55H177V54H176L175 51L179 50V47H178V46L176 47L177 43L175 42V41H177V40H175V39H177V35H175V38H172V39H171V37L174 36V35L171 36V34H173V33H171L172 31L169 30V29H167V30H169V31L167 32V31L163 28V26H160V25H163V24H159L160 29L162 28V29L160 30V32H161V34H162L163 31L165 30L166 32H164V33L167 35V37H170V38L168 39V38H165V37H161V40H162V41H161V40H160V37H157L158 34L156 33V29H155V28H157V27H155V26H156V25H155V24H156V21H155V20L153 21V26H154L155 28H153V26H152V28L150 27L149 29H148V28H146V29H145V28H142L143 30H142V32H141L140 34H143V31H144L145 33L143 34L142 37H141V36H140V38L138 37V38H139V42L137 41V39L135 40V38H137V36L134 37V36H135V35H134L135 33H134V32H132L133 34L131 33V34H132V35H131V39H132L133 41H137V45L135 44V46H134L133 43H136V42H131V40L129 41L128 39H126L127 36H126V34L123 36V34H124L123 31H121L122 34H120V32H119L120 29H118V27H117V26H118V24H117V22H116L117 20L113 21V22H114V24H113L114 26H112L111 28H108L107 26H104V24H103L102 22H100V23L103 24L102 28H104V30H105V27H106V30H105L106 32L104 33V34H106V36H105V35H100V34L98 35V33H97V35L99 36V39L96 40L97 38L94 39V37H93L94 41L96 42V43H95V48H96V49H95V48H93V47H94V41H92V43H90V42H87L88 39H87V40L84 39L85 42H84L83 40H82L83 42H82V41H79V40H77V42H76V40H74V39H78V38H77L78 36H77V37H74V38L71 37V36L74 34L75 31L73 32V28L69 26V23L71 22L72 17H71V18H69V17L67 18V20L70 19V22H69V23L66 22V20H64V18H63V17H65L66 15H64V14L62 15V13H64V12H61V11H65V14H68L69 16H71V15H70V12L68 13V11L71 10V6H72V8L74 7L73 4L75 3L76 0L73 1V4H72V5H71V3H70V4H67L68 7L66 6V8H65L66 10H64V7L62 8L63 10L61 9V7H62L61 4H62V5H65L64 3H62V0H61V1H60V0H57V1H56V0H55V3L53 2V0H45V3H44V4H43V1H44V0H43L42 2H41V0H33L34 3H33V1H31V0H29ZM35 1H37V2H35ZM46 1H47V2L49 1V2L52 3V4H57V2H59V1H60L61 3H60V2H59L60 4L58 3L60 6H58V5L56 6V5H54V7H52V9H53V10H52L50 7L48 8V7L46 6V3H47ZM51 1H52V2H51ZM68 1L70 2V0H67V2H68ZM71 1H72V0H71ZM81 1H82V0H81ZM83 1H84V0H83ZM83 1H82V2H83ZM140 1H141V0H139V2H140ZM149 1H150V0H149ZM27 2H28V1H27ZM49 2H48V3H49ZM63 2H65V0H64ZM69 2H68V3H69ZM82 2H81V3H82ZM3 3H4V4H3ZM50 3H49V4H50ZM77 3H78V1H77ZM143 3H144V1H143ZM143 3L141 2V5H142ZM11 4H14V3H11ZM40 4H41V5H40ZM49 4H48V5H49ZM83 4H84V2H83ZM147 4H148V3H145V6H143V8H144V9L146 8V9H145V10L147 11L146 14L148 13L149 16H151L152 13H151V12H150V13L148 12V8L150 9V8H152V7H151V6L149 7V5H147ZM263 4H264V2H263ZM5 5H6V7H4ZM8 5H9V6H8ZM14 5H15V4H14ZM34 5H33V6H34ZM39 5H40V6H39ZM44 5H45V7H44ZM143 5H144V4H143ZM41 6H42V7H41ZM50 6H51V5H50ZM75 6H76V3H75ZM79 6H82V4H80ZM260 6H261L260 9H261L263 5L260 3ZM8 7H9V8H8ZM10 7H11V8H10ZM39 7H40V8H39ZM43 7H44L43 10H47V9H48L46 13H45L44 11H42V8H43ZM89 7H90V6H89ZM141 7H142V6H141ZM250 7H251V6H250V4H249V9H250ZM5 8H7V10H2V9H5ZM38 8H39V9H38ZM55 8H57V10H56ZM76 8H78V6L75 7V9H76ZM135 8H136V7H135ZM139 8H140V7H139ZM139 8H137V10L135 9L136 12H139V11L144 10L143 8H141L142 10H139ZM251 8H252V7H251ZM263 8H264V6H263ZM16 9H17V8H16ZM40 9H41V10H40ZM59 9H60V12H61V15H62V18H60V19H62V20H61V22H58V19H56V20H57V22H56V20H54V19H55L56 17L59 18V17H58L59 14H60V13H59ZM75 9H74V10H75ZM78 9H80V8H78ZM17 10H18V9H17ZM36 10H37V11L39 10V11H38L39 13H38ZM72 10H73V9H72ZM72 10H71V11H72ZM74 10H73V11H74ZM135 10L132 11V12L134 13ZM145 10H144V11H145ZM150 10H151V9H150ZM261 10L263 11L264 9H261ZM56 11H57V12H56ZM73 11H72V12H73ZM85 11H86V10H85ZM144 11H143V13H144ZM5 12H6V13H5ZM18 12H19V11H18ZM72 12H71V13H72ZM119 12H121V11H119ZM126 12H127V11H126ZM3 13H1L0 15L4 16ZM37 13H38V14H37ZM43 13H44V14H43ZM127 13H128V12H127ZM129 13H130V12H129ZM129 13H128V14H126V13H124V14H123V13H120V15L123 14V15H124V16L122 15L123 18H124L125 20H127V22H129V18H131V17L128 18V16H131V14H133V13H130V15H129ZM262 13L264 14V11H263ZM11 14H12V13H11ZM48 14H49V13H48ZM72 14H73V13H72ZM125 14H126V15H125ZM139 14H140V12H139ZM139 14H138V13H136V14L134 13L132 19L135 20L136 17L139 18V17H140ZM144 14H145V13H144ZM144 14H142V16H141L140 18H143V15H144ZM150 14H151V15H150ZM46 15H47L48 17H47ZM61 15H60V16H61ZM74 15H75V14H74ZM117 15H118V14H117ZM135 15H136V17H134ZM161 15H162V14H161ZM34 16H33V17H34ZM118 16H119V15H118ZM122 16H120V18H121ZM145 16H146V15H145ZM149 16H147V17H149ZM17 17H18V18H17ZM22 17H23V19H22ZM45 17H47V18H45ZM126 17H127L128 19H126ZM0 18H1V16H0ZM49 18H48V19H49ZM140 18H139V20H140ZM21 19H22V21L24 20V22L27 20L28 23L26 22L25 24H22L23 26H22L21 28L18 27V28H20V33L18 34V33H16L17 31H15V29L12 28V26H13V27L15 26V27L17 28V26H19V22H18V21H20V22L22 23ZM48 19H47V20H48ZM60 19H59V20H60ZM17 20H18V21H17ZM51 20H53V21L51 22ZM63 20H64V22H62ZM133 20H132L131 22H134V23H135L136 21H133ZM14 21H15V20H14ZM98 21H99V20H98ZM113 22H112V23H113ZM115 22H116V26H115ZM120 22H122V20H121ZM157 22L161 23L160 21H157ZM2 23H3V22H2ZM39 23H41V22H39ZM55 23H56V24H57V23H61V24H62L60 27H59V25H60V24H59V25L57 26V27H59V28L55 29V31L57 30V31H59V33H60L61 31L64 32V31H65L64 29H66L67 32H66V31H65V32H66V35H67V36L64 35L63 32H62V35L59 34L60 36H58V33H57V35H54V36H55L54 43H56V45L54 44V46L57 47V50L54 49V48H55V47H54V48H53V52H54V53H53V52H52V53L55 55V51H56V56H57V55H58L57 51H58V50H61V48H62L61 53L64 51L63 48L65 49V52L67 51V49H69V50L71 51V52H70V58H68V57H69V56H68L69 51H67V53H66V57L69 59V60L67 59L68 61L65 60L66 57H64V61H66V63H69L68 66H71V67H72V65H74V68H73V67L71 68V69H72V72H73L74 75H73V77H71V76H72V74H71V75H70V78H68V77H69V74H70V71H69L70 69H69L68 71H65L66 73L69 72V74H65V72H60V71H58V69H60V67L58 68V67H56L54 64H52V66H53V65H54V66L51 67V63H53V61H54V57H52L53 55H51L52 58H50V56H49L50 53H51L50 48H48L49 51H50V53H49L48 49L45 48V47H47V46H52V44H51V45H46V44H49V43L51 42V41H50V40H51L50 37L53 35V32H54V34L56 33L55 31H53V29L50 30V31H52V33L48 30V29H51V27H53V24H55ZM94 23H96V22H94ZM94 23H93V24H94ZM104 23H105V22H104ZM118 23H119V21H118ZM26 24H27V25H26ZM67 24H68V25H67ZM72 24H73V23L71 22V25H72ZM96 24H97V23H96ZM110 24H111V23H110ZM119 24L121 25V23H119ZM129 24L132 25V23H129ZM217 24H218V23H217ZM243 24H244V23H242V25H243ZM249 24H250V23H249ZM249 24H248V23H247V24L245 23V26H246V25L248 26ZM24 25H25V26H24ZM36 25L38 26V28L35 29V27H37ZM133 25H135V24H133ZM28 26H29V27H28ZM39 26H40V27H39ZM63 26H65V27H63ZM67 26H68V27H67ZM72 26H73V25H72ZM236 26H238V25H236ZM239 26H240V24H239ZM15 27H14V28H15ZM32 27H33L34 31H33V30L31 31ZM55 27H56V25H54L53 28H55ZM69 27H70V28H69ZM113 27H114V28H113ZM115 27H117L118 30H116ZM18 28H17L16 30H18ZM61 28H62V29H61ZM63 28H64V29H63ZM71 28H72V29H71ZM102 28H101V26H100V28L97 27L96 29H98L97 31L100 32V33L102 34V31H103V30H101ZM107 28H108V29H107ZM191 28H192V27H191ZM191 28H190V29H191ZM214 28H215V27H214ZM221 28H222V27H221ZM110 29H111V30H110ZM130 29H132V28L130 27ZM216 29H217V26H216ZM219 29H220V27H219ZM219 29H218V30H219ZM236 29H238V28H236ZM1 30H2V29H1ZM29 30H30V32H29ZM35 30H36V32H35ZM38 30H40V31L38 32ZM47 30H48V35H49V32L51 33V35H50L49 37H48V36L45 37ZM146 30H147V31H146ZM149 30H150V31H149ZM193 30H195V28H194ZM196 30H197V29H196ZM198 30H199V29H198ZM198 30H197V31H198ZM14 31H15V32H14ZM18 31H19V30H18ZM41 31H42L43 35L45 34L44 37H45L46 39L42 38L43 35H42V37H41V34H40ZM78 31H79V30H78ZM109 31H111L110 34L107 33V32H109ZM117 31H118V34H120L121 37H120L118 34H117V36L115 35ZM3 32H4V33H3ZM27 32H28L29 35H31V36H29V35L27 36ZM33 32L35 33L34 35H32ZM65 32H64V33H65ZM70 32H71V33H70ZM72 32H73V34H72ZM103 32H104V31H103ZM153 32H154V33H153ZM169 32H170V33H169ZM194 32H195V31H194ZM219 32H220V30H219L217 33H219ZM30 33H31V34H30ZM67 33H68L69 35H70V34H71V35L68 36ZM75 33H76V32H75ZM89 33H90V32H89ZM151 33H152V34H151ZM155 33H156L157 35H156ZM168 33H169V34H168ZM195 33H196V32H195ZM205 33H206V32H205ZM8 34H9V35H8ZM16 34H17V36H16ZM36 34L38 35V38L36 37V36H37ZM77 34L79 35V33H77ZM147 34H148V35H147ZM150 34H151V38L149 37ZM153 34L156 36L155 38H157L156 41H157V40L160 41L159 44L162 45V48H161V47H158V46H160V45L157 46V47L159 48V50H160V49H163V50H164V48H163V47L165 46L164 44L168 43V41L166 42L163 38H165L166 40H170V41L173 42V43L170 42L168 45L165 46V51H166V52L164 51L165 54L167 53L168 50H169V52H170V54H169V52H168V54L166 55V59H165V61H164V58H163V56L165 57V55H163V53H162L163 50H162L161 53L159 52L160 54L157 53L158 51L156 50V48H157L156 45H157L158 43L155 45V43H154V42H155V39H154V35H153ZM159 34H160V33H159ZM196 34H197V35H200L199 33H196ZM7 35H8V36H7ZM75 35H76V34H74V36H75ZM84 35H85V34H84ZM88 35H89V34H88ZM108 35H109V37H108ZM133 35H134V36H133ZM136 35L139 36V34H137V33H136ZM144 35H147V37H149V38H147L146 36L144 37ZM221 35H222V34H221ZM15 36H16V37H15ZM19 36H20L21 38H19ZM25 36H27L28 39L31 37V39H29L30 41H27V38H26ZM54 36H53L52 38H54ZM64 36L67 38V40H66V38H64ZM90 36H91V35H90ZM122 36H123V37H122ZM125 36H126V37H125ZM207 36H208V35H207ZM217 36H218V35H217ZM9 37H13V38H14L13 40H15L16 38H17V39L19 38V39H20L19 41H21V42H19V44L17 45V42L14 41V47H13V46H12V44H13L12 41H13V40H10ZM39 37H40V38H39ZM58 37H61V38H58ZM115 37H116V38H115ZM119 37H120V38H119ZM128 37L130 38V35H129ZM132 37H133V38H132ZM197 37H198V36H197ZM200 37H202L201 39H204L203 35H200ZM200 37H198V39H199ZM205 37H206V36H205ZM219 37H220V36H219ZM7 38H8V39H7ZM24 38H26V39H24ZM33 38L36 39V40H34ZM68 38H69V39H68ZM106 38L108 39V40H107L108 42L111 41L112 43H115L117 40L120 41V42H116V43H115V46H114V44H113V45H111V47H110V43H111V42L108 44V43L105 41ZM112 38H115L116 41L113 40ZM122 38H123L124 40H123ZM143 38H144V39L146 40V42L148 43L147 45H151V44H154V45H155L154 47H156V48H155V51H156V52L153 51V50H152L151 52H155V55H156V56H157V54L160 56V57L158 56V57H159V60H158V59H155V56H153L154 58H153L152 62H150L152 65L149 64V63L147 62L149 65L147 64L146 66H144L142 63H137L139 60H137L136 62H135V60H134L136 57H135V54H134L133 50H134V51L136 50V54H137V51H139L142 47L144 48V46H142V45H144L145 42H142V41H141V42H142V45L140 44V43H141L140 40H142ZM152 38L154 39V42L152 41V40H153ZM230 38H231V37H230ZM11 39H12V38H11ZM37 39H38V40H37ZM48 39H49V40H48ZM58 39H60V40L57 41ZM71 39H72V40H71ZM80 39H81V38H80ZM100 39H101V40H100ZM109 39H110V40H109ZM120 39H121V40H120ZM144 39H143V40H144ZM149 39H152V40H151V41H152L151 43H150V40H149ZM201 39H200V40H201ZM207 39H208V38H207ZM25 40H26V41H25ZM31 40L34 41V43H32ZM39 40H40V41L43 40L44 43H43V42H42L43 44L40 43ZM44 40H45V41H44ZM47 40H48V41H47ZM61 40H62V41H61ZM64 40H65V41H64ZM70 40H71V41H70ZM99 40H100V41H99ZM148 40H149V41H148ZM163 40H164L166 43H165ZM36 41L38 42V44H36ZM49 41H50V42H49ZM98 41H99V42H98ZM122 41H124V42H123L124 45H123V43H122V45H116V44H120ZM202 41H204V40H202ZM0 42H1V41H0ZM2 42L0 43V46L2 45ZM11 42H12V44L10 45ZM57 42H59V43H57ZM65 42H66V43L68 42V43L66 44ZM72 42H73V43H72ZM79 42H82V43H84V44H82V43L80 44ZM86 42H87L88 44H89V43H90V44H93V45L91 46V48H89L90 45H88ZM100 42H101V43L104 42V43H102L103 46H104L105 43L108 44V47H107V45H106L105 47H107V50L109 49V52H108V51H105V50L103 49V48H104L103 46L101 47L102 44H101ZM174 42L176 43V45H175V48H176V49L173 48L175 51H173L172 46L170 45L171 43L174 45ZM8 43H9V46H7ZM39 43H40V44H39ZM52 43H53V42H52ZM60 43H62V45H60ZM97 43H100L101 45H99V44H97ZM143 43H144V44H143ZM178 43H180V42H178ZM63 44H64V45H63ZM65 44H66V45H65ZM68 44H69V45H68ZM72 44L76 45V47L72 48V47H71ZM79 44H80V45H79ZM96 44H97V45H96ZM198 44H199V43H198ZM200 44H201V43H200ZM34 45H35V46H34ZM40 45H41V47H40ZM44 45H45V47H43ZM58 45H60V46H58ZM67 45H68V46H67ZM86 45H87V47H88L89 49L86 47ZM98 45H99L100 47H99ZM138 45H140L141 47L139 48ZM15 46H16V47H15ZM72 46H73V45H72ZM122 46H123V47H122ZM170 46H171V47H170ZM180 46H181V44H180ZM31 47H32V48H31ZM34 47H36V48H34ZM58 47H59L60 49H58ZM67 47H68V48H67ZM145 47H146V44H145ZM168 47H169V48H168ZM173 47H174V46H173ZM1 48H2V46H1ZM11 48H8L7 50H11ZM33 48H34V49H33ZM41 48H42V49H41ZM44 48L48 51L47 54H46V53H42ZM86 48H87V49H86ZM101 48H102V49H101ZM110 48H111V49H110ZM118 48H119V50H117ZM129 48H131L130 50H132V52L129 51ZM138 48H139V49H138ZM158 48H157V49H158ZM32 49H33V50H32ZM39 49H41V51H40ZM45 49H44V51H45ZM90 49H91V50H90ZM4 50H6V48H4ZM15 50H17V49H15ZM30 50H32V51L30 52ZM51 50H52V48H51ZM88 50H90V51H88ZM99 50H100V52H99ZM102 50H103V51H102ZM141 50H142V49H141ZM170 50L173 51L175 54L173 55V53H172V56H171V51H170ZM39 51H40L41 53H39ZM104 51H105L106 53H103ZM113 51H114V50H113ZM113 51H112V52H113ZM120 51H121L122 53H121ZM11 52H10V51H7V53H11ZM25 52H28V53H26L27 55L25 54ZM107 52H108V53H107ZM114 52H115V51H114ZM142 52H143V51H142ZM23 53L25 54V57L22 56ZM52 53H51V54H52ZM100 53H102V55H101ZM110 53H111V52H110ZM138 53L141 54V51H139ZM177 53L180 54V51H178ZM251 53H252V52H251ZM253 53H254V52H253ZM59 54H60V52H59ZM82 54H83V55H82ZM161 54H162V55H161ZM179 54H178V55H179ZM61 55H62V56H61V59H63L62 57L65 55V53H62ZM71 55H72V57L75 56L74 58H72V63H73L72 65L70 64V63H71ZM76 55H77V56H76ZM182 55H183V54H182ZM182 55H181L180 57H178V59L183 58ZM59 56H60V55H59ZM101 56H102V57H101ZM109 56H112V54L109 55ZM109 56H108V57H109ZM123 56H124V55H123ZM30 57H31V58H30ZM81 57H82V58H81ZM132 57H133V58H132ZM158 57H157V58H158ZM16 58H17V57H16ZM49 58H50V59H49ZM59 58H60V57H59ZM59 58H58V59H59ZM76 58H78V59L76 60ZM111 58H113V56H112ZM111 58L109 57V59H111ZM138 58H139V57H138ZM138 58H136V59H138ZM192 58H193V57H192ZM194 58H195V56H194ZM194 58H193V59H194ZM196 58H197V57H196ZM34 59H35V60H34ZM37 59H38V60H37ZM40 59L43 60V61H42V62H39ZM73 59H74V60H73ZM81 59H85V60H81ZM100 59H101V60H100ZM105 59H106V58H105ZM124 59H123V60H124ZM144 59H145V58H144ZM198 59H199V58H198ZM254 59H255V58H254ZM25 60H26V59H25ZM33 60L36 61V62H34ZM45 60H46V63H47L48 61H49L50 63L48 62V63L45 65V62H44ZM106 60H108V58H107ZM117 60H116V61H117ZM126 60H127V59H126ZM133 60H134V61H133ZM145 60H146V59H145ZM156 60H158L159 62L156 61ZM59 61L61 62V60H59ZM88 61H90V62H88ZM108 61H109V62H108ZM108 61H106L105 63H108V64L111 63L110 60H108ZM127 61H128V60H127ZM153 61H154L155 63H154ZM166 61H167V63H165ZM168 61H169V62H168ZM177 61H178L177 59H176V61H174V65H173V66H177V65H175V63H178ZM19 62H18V63H19ZM29 62H31V63H29ZM38 62H39V63H38ZM43 62H44V65H43V67H42V66H40V64L43 63ZM84 62H83V64H84ZM100 62H101V64H100ZM141 62H142V61H141ZM192 62H193V61H192ZM200 62H201V61H200ZM203 62H205V61H203ZM203 62H202V63H203ZM23 63H24V62H23ZM98 63H99V64H98ZM153 63H154V64H153ZM188 63H190V62H188ZM188 63H187V61H186L185 64L182 63V64L179 66V68H180L182 65H185V66H182L184 69H182V67H181V69H182L183 71H184V70L187 71V73H186V72L184 73V74L187 76V79L183 77L184 80H182V79H183L182 76L179 77V79H177V77H176V79L179 80L180 83H181L182 81H183V83H184V82H185V79H186V80H187V84H186V83H185V84H186V86H187V85L190 83V81H188V79H189L188 77H190V76L187 75V74L189 73V71H188L187 69H189V67H190L191 76H193V77L195 78V79H192V77H191V79H190L191 81L193 80V81H192L193 83H194V81H195L196 85L198 84V85L200 86V87L198 86L199 88L202 87V88H201L202 90L205 88V92H208V91H209V93H210V92H213V94H214V93H215L214 91H217V93H218V90L221 88V86H220V88H217V87H216V89H215V86H216L217 84H218L217 86H219V82H216V81H215L216 79L213 78V77L211 76V74L209 75V73H208V74L205 73V72H208V70L206 71L205 69H199V68L202 67V63H200L201 65H199L198 62H197L196 65H198V66H196V65L193 64L194 68H196L198 71H197L196 69L191 68V67H192V66H191L192 63H190V65H187ZM194 63H196V61H195ZM25 64H26V62H25ZM25 64H24V65H25ZM90 64H91V63H90ZM90 64H88V68H87V66H86V68H85L84 65H81L82 68H83V67L85 68V70H86V69H87V70H88V69H91V70L89 71V74H90V72H92V70L94 71V70H96V69L99 67V66L95 67V65L93 64L94 66H92L91 68H89V67L92 65V64H91V65H90ZM108 64H107V65H108ZM121 64H122V62L119 63V67H120V68L118 67L119 69H116V70L121 71V70H122V67H123V68L125 67L124 69L126 70V66H127L126 63L124 64V66H122ZM157 64H158L159 66H160V64H162L163 66H161V68H160ZM24 65H23V66H24ZM80 65H77L76 68H78ZM128 65H129V64H128ZM49 66H50V68H49ZM68 66H67V67H68ZM102 66H103V64H102ZM102 66H100V68H98L97 71L100 70ZM109 66H110V64H109ZM121 66H122V67H121ZM129 66H130V65H129ZM136 66L133 67V68H136ZM173 66H172V67H173ZM187 66H188V68L186 69L185 67H187ZM199 66H201V67H199ZM33 67H36V66H33ZM41 67H42V68H41ZM55 67H56V68H55ZM65 67H66V66H64L63 68H65ZM93 67H95L96 69H95V68L93 69ZM151 67H150V68H151ZM165 67H164V69H165ZM20 68H21V69H20ZM53 68H54V69H53ZM63 68L61 67V71L64 70ZM68 68H69V67H68ZM68 68H67V69H68ZM80 68H81V67H80ZM128 68L131 69L132 67H131V68L128 67ZM150 68H149V70H150ZM175 68H176V67H175ZM175 68H174V71H175ZM179 68L177 67V69H178V70H177L178 73H179ZM202 68H203V67H202ZM17 69H16V70H17ZM34 69H35V68H34ZM37 69H36V71H37ZM56 69H57V70H56ZM129 69H128V71H129ZM139 69H137V70H139ZM147 69H148V68H147ZM151 69H152V68H151ZM166 69H165V70H166ZM172 69H173V68H171L170 71H171ZM191 69H192V70H191ZM55 70H56V71H55ZM80 70H83V69H80ZM80 70H79V68H78V71H77V72H79ZM87 70L84 72V74L87 72ZM113 70H114V69H111L112 74L110 73V74L108 75L109 77H111L110 75H114ZM131 70L133 71V69H131ZM149 70H146V69L143 70V71L140 73L141 77H142V76L144 77L145 74L147 75V73H145V71H146V72H148V75H147V76L145 75L146 77H148L149 75L151 76L152 73H153V74L156 75V76L152 75V77L154 76V77H156V79H157L156 81H155V79H154V81H155V82L159 81L158 77H160L161 75L159 74L160 76H158V71H157V74H156V73H155L156 70H153V72H151V70H150V71H149ZM195 70H196L197 72L200 71L201 73H203L204 71H205V72H204L203 75L201 76V73L199 72V73H200V74H199V73H197ZM246 70H247V69H246ZM83 71H84V70H83ZM119 71H118V72H119ZM134 71H135V70H134ZM159 71H160V70H159ZM194 71H195V73H194ZM202 71H203V72H202ZM17 72H18V71H17ZM59 72H60V73H59ZM72 72H71V73H72ZM114 72H115V70H114ZM116 72H117V71H116ZM118 72H117V73H118ZM124 72L126 73V71H124ZM164 72H166V71H164ZM164 72H163V73H164ZM172 72H173V71H172ZM180 72H181V70H180ZM209 72H210V71H209ZM245 72H246V71H245ZM30 73H31V75H30ZM92 73H93V72H92ZM119 73L121 74V72H119ZM135 73H136V72H135ZM144 73H145V74H144ZM163 73L161 72V74H163ZM170 73H171V72H170ZM170 73H169L168 75H171ZM173 73H174V72H173ZM192 73H193L194 75H193ZM45 74H46V77H48V74H49V76H51V77H50L51 79H49V78L45 79V78H44V79H45V82H46V80H47V81L50 80L49 83L51 84V82H53L54 85L51 84V86H48V85H50V84H48V82H47L46 84L43 83V82H44L43 77L45 76ZM93 74H94V73H93ZM97 74H99V72H98ZM97 74H96V75H97ZM143 74H144V75H143ZM175 74L177 75V72H175ZM182 74H183V73H182ZM195 74H197V75L195 76ZM18 75H19V72H18ZM27 75H29V76H30V79H32V80L30 81L29 76H28V79H27L28 81H26V85H24V84H23V81H25V78H27ZM53 75H55V76H53ZM75 75H76V76H75ZM136 75H137V74H136ZM178 75H180V74H178ZM198 75H199V76H198ZM40 76H41V80L43 79V81L41 82V83H43V85H42V84L40 83V81H39ZM42 76H43V77H42ZM80 76H81V75H80ZM80 76H79V79H80ZM91 76H92V75L90 74V77H91ZM93 76H95V75H93ZM103 76L106 77L105 75H103ZM150 76H149V77H150ZM183 76H184V75H183ZM203 76H204V77H203ZM205 76H207L206 79H205ZM209 76H211L212 78L210 79ZM13 77H14V76H13ZM54 77H55V79H54ZM88 77H89V75H88ZM109 77H107V78L109 79ZM137 77H139V75H138ZM143 77H142V79H143ZM149 77H148V79H149ZM152 77H151V78H152ZM171 77H172V75H171ZM196 77H197L198 79H197ZM202 77H203V79H202ZM216 77H217V76H216ZM241 77H242V76H241ZM244 77H245V76H244ZM38 78H39V79H38ZM52 78H53V79H52ZM107 78H106V80H107V82H109ZM115 78H116V77H115ZM167 78H168V76H167ZM169 78H170V77H169ZM174 78H175V77H174ZM242 78H243V77H242ZM242 78H241V81H243V83H241L240 81H238V82H239L238 87H235V88L233 89L234 86L232 85L233 87H230V88L228 87V88H227V89H229L228 91H227V89H225L226 91H225V90L223 91V90H222L223 87H222V89H220V91H222L223 93L225 92V93L223 94V96H225L224 98H226V100H228V102H229V106H227L226 108H228V107L231 108V107H232V110H230V113H231V111H233V107L236 108V109L234 110V114H233V112H232L231 114L228 113L230 117L234 118V120H233L234 122H231V120H230V121H227V122L230 124V126H229V125L227 126V124H228L227 122H226L227 124L224 123V122L226 121L225 118H224L225 115H223V116L221 115V114H227V112L229 111L230 108L228 109V111L225 110V111H226V112L224 111L225 113H220V112L222 111V109H221V108H218L217 105H214V104H216V102L214 101V100H216V97H215V99H214V97H213L214 95H210L211 93H210V94L208 93L209 96L211 97V99H210L211 102L208 101V98H210V97H209V96H208V98L206 97V98H207V101L210 102V103L212 104V105H210V103H209V105L211 106V108H212L213 106H215V111L213 112L212 109H213L214 107H213L212 109H211V108H210V109H207V107H206V108L203 107V106H204L203 104L205 103L206 99H205L204 103L202 102L201 99H200L199 101L197 100V98H198V96H197L198 94H197V93H198V92L196 93V96H197V97H196L195 101L193 100L195 97H194L193 99H188L189 97H192V96H193V94H191V96L189 95L190 92L192 93L191 89H193L192 86H191L190 84H189L190 87L188 86V89H189V90H188V91H189L188 93H189V94H187V95H189V97L187 98L186 95H183V94H182V95H181V94L178 95V93H175V92L178 91V90H177V91L175 90V89H177V85H176V88H172V87H173V83H172V85H171V82H169V84L166 83V82H167V81H165L166 76H165V79L162 78V76H161V80H160V81H164V87H163V85L160 83V85H162V87L158 84V86H160V87L157 88V86H156V84H155L154 87L157 88V90H155L153 87H152V89H153V90H152L151 87H149V85H151V84H150V83H151V80H150V79H149V80H150L149 83H148V81H149L148 79H147V82H146V81L144 82L143 80L140 82V84H141V86H142V89H139L141 86L138 88V86H139L140 84H139V83H136V85L138 84V86H136L135 89H139L140 91L142 90V91H141L142 98H141V99H138V98H137V100H136V97H137V96H136V97L134 98V100H133V101H135V102H132V104L134 103V104H133L134 106L128 101V98L125 99L126 101L124 102V99H122V98H124V97L126 98V96H124V95H127V93L120 91V93L122 92L121 94H119V93L117 92V93H118V95H117V93H116V96H120V97H117V98H118V99H117V103L123 100V103H124V104L122 103V104H123L122 106H119V105H118V107H117V105L115 106V104H117V103H114L113 107L111 108V105L113 104V103L111 104L112 99H108V98H110V97H109L110 94H109V93H106V94L108 95V98H107V99H108L109 101H108L107 99H104V101H102V102L104 103V105L106 104L107 107H106V106H103V107H106L107 109H109V107H110L111 110H113L114 106H115V108L117 107V109L114 108V110H115L116 112L113 110V111L115 112V114L113 113L114 115L112 114V116L117 115V114H118L117 112H119V114H120V113H122V114H121V115L118 114L117 116H119L120 118H122L121 116H123V118H124V119L122 118V121H121L120 118L116 116L117 118L114 117L115 120H116V121H115L113 117H112L113 119H111L110 116L108 115L107 119H104V120H106V121H109L108 123H107L106 121L104 122V120H102V121L105 123V125H106V124H109V125H110V123H111L110 120H112V121L114 120L116 123H117V120H118V119L121 121V123H119L120 125L115 126V127H117V129L114 128V125H115L116 123H113L114 121L111 123V124H112V129L114 128L113 130L111 129V131H112V135L109 133V132H111V131H109L110 129H109V130H108V129H105V128H108L109 125H106V127H105V125H104V129H102V131H103V130L107 131V132L105 133V135L103 134V136H104V137L107 139V141L109 142L108 145H106V143H108V142H106L105 138H100V139H99V138H92L93 135L98 136L97 134H99V133L96 134V132H97L96 130H97V129H98L99 131L101 130L100 127H98V128L96 129V127L98 126V121H100V119H99L100 117L97 118V119H99L98 121H97V120L95 121L96 118H94V117H96V116H93V115H94V114L96 115L97 112H96V113L93 112V113H94V114H93L92 112H90L91 109H87L88 107H86V108L84 107L88 101H86V102L83 101V102L85 103L84 106H83V103L81 102V104H80L81 106H79V109H81V112L84 113V114H83V113L81 114V115L83 116L82 118H81V115H80L79 110H76V112H79V113H76V114H75V112H74L73 114H75V116H76L75 119H80V118L82 119V120L80 119V121H79V123H81L80 126H82V124H83V123H82V122H83V119H84V121H85L84 123H88V122H86V121H87V120H86V117H84V116L86 115V114H85L86 112H87L90 116H92L91 118H94V120H91V118H90V119H89V123L92 124V122H90V121H94V123L97 124L96 126L93 125V126H95V129H96V130H95V133L93 134V131H92V130H93L94 127L91 126V124H88V126H84V125H86V124H83V126L85 127V128H84L85 131L83 130V131H81V132H78L79 130L77 131V128L80 127V126H79V124H77L78 122H77V120H75V119H74V120H75L76 122H73L72 124L69 123V127H70L71 125L74 126V123H75V125H78V127L75 128L76 130H75L73 127H70V129H69V127L67 126L68 123H67L66 121L64 122V123H65V127H64V129H66L67 132H68V131L70 132V131H71V128H73V129H74L79 135H80L82 132H83V133H82L83 135H84V132H85L86 134H87V133H88V134H91V133H92V136L87 135V137L92 138V139H90V138H89V139H90L91 141L93 140V143H94V141H95L94 139H96V140H101V139H102L104 145H103L102 141H98V142H99V146H98V142L96 141L97 144L95 145L96 147L98 146V147H97L98 150L100 149V148H99L100 146L103 147L104 149L101 148L102 152H101V150H99V152H98V150L95 149V150H94L95 153L92 151L91 154L93 155V157L96 158V157H98L100 154H102L104 150H107V149H108L107 146L110 147L109 150H108L109 153H108V151H106V152L104 151V152H105V153H103L104 155L102 154V155L104 156V157H103L104 159L102 158V155H100V157L104 160V162H106V161L108 162V163H106L107 166H108V164H109L110 166H111V164H112L113 167H114V169H115V168L117 169V171H116V169L114 170L113 167H110V166H109V169L106 168V169H108V170H114V171H116V172H118V173H120V172L122 173L121 170H123V171H126L127 169L129 170L130 168L135 167V164H136L137 162H138V163L140 162L141 164H142V162H144V161H145V162H148L149 160H148L147 158H149L150 156H156V157H157V155L160 153V152H159L160 149H159V151L157 152V149H158V148H161V150H163V149H167L166 151H164V150L161 151V152H164V153L166 152V153H165L166 156H167V155H169V156H172V155H173V156H172V159H171V158H168L169 160H171V163H169L168 165H170V164H174V163H173L174 161H175V164H177L176 162H179L178 160H176L177 155L174 153V154L176 155V157H175V155H174V154L172 153V151L170 150L171 148H173V149H175V150H178V152H179L180 154H182V153H186V155H183V154L181 155L182 158H180V160L182 159V160H181L182 162H183V158L185 159V157H183V156H186V158H187V153H188V152L190 153V154H188V157H189V158H187V159L184 160V161L188 160V163H186V164H185V163H183V164H181V163L179 164V163H178V165H179V166L181 165L182 167H184L183 169L187 168V169L189 170V172H190V170H191V172L189 173L190 175L192 174V171H194L193 174L195 175V174H197V172H195V169L193 170L192 162H193V163L196 162L195 164H198L199 162L196 161V160L194 159V156L196 157V154H197L196 151H198V150L196 149L197 146L195 145V146H196V147H195L193 144H195V143H194L195 141L197 142L196 144H198V139H199V141L201 140V141L199 142V144L202 142L201 137H200V136L198 137V135H199V134L201 135V134L203 133V135H201V136L204 137V135H205V136H207V138H208V135L211 136V134H212V136H213V137H212V141L214 140L215 135H217V137H218V136H219L218 134H220V136H221V132H220V133H217L218 131H221V128H220L219 130H215L216 128L214 129V127H215L214 122L216 121V119H215L214 122H210V121H212V120L209 119V118H207L208 116H211V117H214V118L217 117V116H218V117L220 116V117H219L220 120H221V119H222V121L225 120L224 122L221 121V122L223 123L222 133H223V130L229 129L228 127H231V129H229V131H230V130L233 131V130H234V128L232 127L233 125L231 126V124H233V123H236L237 129H238L239 127L241 128L242 125H239V121H240V119H243V120H242L243 123L246 122L245 119H247V122H248L249 118H250L251 116L254 115V114H252L251 110H255V111H257V113L255 112V116H253L254 118H255V117H256V118H257V117H261V119H262V118L264 119V117H263L264 115H263V114H262V116L260 115V114L263 112L264 108H263V110H262V108H261V110H262L261 113H258V112H259V108H257V109L255 108L256 105H257V103L255 102L256 100H255V101L253 100L254 97H256V95L254 96L253 94H256V93H257V95H258V94L260 93V91H262L263 93L261 92L262 94H261V95L259 94V95H260V96H263V95H264V88H263L264 86H260V87L258 86V87H255L256 89L253 91L254 93H251L250 90H249V87H248V90H247V93H246V91H244V87H246V86H244V84H246L248 81H247V79H245V78L242 79ZM19 79H22V80L19 81V82H22V84L20 83V84H21L20 88H18L20 84H19V82H17V80H19ZM79 79L77 78L75 82H77V81H78V82L81 81V80H79ZM81 79H82V78H81ZM140 79H141V78H140ZM144 79H146V78L144 77ZM176 79H175V80H176ZM180 79H181L182 81H181ZM204 79H205V80H204ZM207 79H208V80H207ZM214 79H215V80H214ZM217 79H218V78H217ZM56 80H57V81H56ZM109 80H110V79H109ZM169 80H170V79H169ZM172 80H173V79H172ZM201 80H202V81H201ZM209 80H210V82H209ZM239 80H240V79H239ZM245 80H246V82H245ZM35 81H36V82H35ZM173 81H174V80H173ZM213 81H215L216 85H214L215 83H214ZM29 82H30V83L32 82V83L34 84V86H36L35 84L37 83V86H36L35 88H36L37 90L40 89V91H39L40 93H37V94H36V92H35V94H36V95L39 94V95L41 96L39 99L36 98V95L34 94V91H30V89H29V90L27 89V90L29 91V92H28L27 90H24V89H23L24 86H26L27 88H29V87L27 86V84H28V85L30 84ZM155 82H154V83H155ZM175 82H176V81H175ZM179 82H177V83H179ZM201 82H202V83H201ZM203 82H204V83H203ZM205 82H208V85L205 84ZM32 83H31V84H32ZM55 83H56V85H55ZM69 83H70V86H71V87L68 86ZM71 83H72V85H71ZM165 83H166V85H168V87H167V86L165 87ZM199 83H200V84H199ZM213 83H214V84H213ZM256 83H257V82H256ZM256 83L254 82V86H255ZM18 84H19V85H18ZM38 84H40V85H38ZM47 84H48V85H47ZM143 84H144V85H143ZM145 84H146L147 86H146ZM174 84H176V83H174ZM210 84H211V86L214 85V87L210 88V87H211ZM212 84H213V85H212ZM240 84H241L242 87H241L240 90H239V86H240ZM257 84H258V83H257ZM12 85H13V86H12ZM17 85H18V86H17ZM41 85H42L43 87H40ZM45 85H47V86L49 87L50 91L47 90V89H48L47 86L44 87ZM105 85H106V84H105ZM110 85H111V84L108 83L107 86H105L104 88L110 89V88H111ZM205 85H206V86H205ZM250 85H251V84H250ZM258 85H259V84H258ZM109 86H110V87H109ZM143 86H145V88H144ZM169 86H170V87H169ZM182 86H184V84H183ZM208 86H210V87H208ZM7 87H8V89H9V86H7ZM21 87H22V88H21ZM38 87H40V88H38ZM146 87H147L148 89H151V90H152V92H153V94H152V92H151L152 95H154L156 92H157L156 94L158 95V92H160L159 95L162 96L164 93L166 94L167 91H168V92H171L172 94H171L170 96L167 95L168 92H167L166 96L169 97L168 100H169L170 98H172V99L174 100V102H172V100H169V101H171L172 104H175V107H174V105L172 106V104L169 105L170 107L172 106L170 109H169V106L165 107L166 109H168V110H170V111H171V109H173V108L176 109V106H178L177 108H179V104L177 105V103H175V102H177L178 98H181V97L185 96V98L183 97V98H184V102H185V103H184V107H183V109H182V107H180L179 109H180L181 111H179V109H177L178 112L176 111L178 114H179V113L182 114V117H183L182 121H183L184 124H183V125L181 124V121H180L181 119H180V120L178 119V120L180 121L181 126H180V124H179L178 126L174 124V122L176 123V121H177V119L175 118V117H177V115H176L177 113L175 112V110H173V113H174V112L176 113V114H175L176 116L174 117V118L176 119V121H174V120H173L174 118L171 117V115H173V114L169 115V113H167V114H165V116H166V115H169L171 118H173L172 121H174V122H173V123L171 122V123H172L173 127H174V126H177L178 128H175V127H174L175 129H173V127L171 128V123H169V125H168V124L166 125V123L169 122L170 119H169V118L166 119V120L164 119L165 116L163 115L164 112H163L162 110L167 111V110H165L164 107H163V106H164V100H163V103H162L163 105H162V104L160 103L161 100H159V98H162V97H160L159 95H158L157 97H156V95H154L155 98H151V95L146 96V95H147V92H148V94H150V91H151V90H149V91L146 92V90H147ZM178 87H179V84H178ZM203 87H204V88H203ZM41 88H42V91H41ZM46 88H47V89H46ZM69 88L72 89V91H71L72 93L70 92L71 94L68 92V91L70 90ZM104 88H102V90H105ZM170 88H171V89H170ZM179 88H180V87H179ZM213 88L215 89L214 91L212 90ZM236 88H237V89H236ZM257 88H259V89L261 88L262 90H258ZM19 89H21V92H20ZM45 89H46V90H45ZM68 89H69V90H68ZM144 89H145V90H144ZM158 89H159V90H158ZM169 89H170V90H169ZM184 89H186V88L183 87V90H184ZM196 89H198L197 86H196ZM201 89H200V90H201ZM207 89H209V90H207ZM231 89H232V90H231ZM235 89H236V90H235ZM246 89H247V88H246ZM250 89H252V88L250 87ZM22 90H23V91H22ZM73 90L75 91V93H74ZM139 90H136L135 95H138V96L140 95V94H139L140 92L138 93ZM163 90H165V92H162V94H161V91H163ZM181 90H182V87H181ZM183 90H182L181 92H179V93H182ZM238 90H239V91H242V90H243L244 93H243V92H239V94L242 93L241 95H239V94L237 93V95H239V96H237L236 94H235L236 96H234V94H231V93H233V92H235V91L238 92ZM44 91H48V92H44ZM53 91H54V90H53ZM105 91H106V90H105ZM144 91H145L146 93H143V94H142V92H144ZM220 91H219V93H220ZM255 91H257V92H255ZM258 91H259V92H258ZM26 92H27V93H26ZM31 92H33L34 96L31 95ZM185 92H187V89L185 90ZM228 92H230V94H229ZM249 92H250V93H249ZM28 93L31 95V96H30V95H29V96L32 97V98H27ZM73 93H74V94H73ZM100 93H103V91L100 92ZM137 93H138V94H137ZM174 93H175V94H174ZM202 93L204 94V92H202ZM248 93L251 94V96H250V95L248 96ZM72 94H73V96H75V97H73ZM123 94H124V95H123ZM145 94H146V95H145ZM169 94H170V93H169ZM184 94H185V93H184ZM205 94H207V93H205ZM221 94H222V93H221ZM39 95H38V96H39ZM121 95H123L122 98H121ZM141 95L139 96V98L141 97ZM180 95H181V97H180ZM194 95H195V93H194ZM226 95H227L228 97H226ZM231 95H233V96L235 97V99H234V97L231 96ZM259 95H258V96H259ZM29 96H28V97H29ZM38 96H37V97H38ZM44 96H45V94H44ZM71 96H72L74 99L77 98V99H75V100H77V101H76V102H75L74 100L72 101ZM92 96H93V95H92ZM143 96H144V98H143ZM166 96L164 95L165 98H167ZM176 96H177V97H176ZM205 96H206V95H205ZM241 96H242V97H241ZM244 96H245V97H244ZM252 96H253V97H252ZM11 97H13V96H11ZM98 97H99V96H98ZM158 97H159V98H158ZM164 97H163V98H164ZM231 97H232L233 100H234L233 103H232V101H231V102L229 101V99H232ZM239 97H240V98H239ZM251 97H252V99H251ZM18 98H19V101H17V102H18L19 104L15 102V100H18ZM25 98H26V99H25ZM94 98H95V97H94ZM111 98H112V97H111ZM120 98H121V100L119 101ZM175 98H176V100H175ZM183 98H182V99H183ZM199 98H200V96H199ZM199 98H198V99H199ZM201 98H202V96H201ZM203 98H204V97H203ZM212 98H213V100H212ZM244 98H245V99H244ZM247 98L250 99V100H248V102L250 101L249 104H248V102L246 101ZM256 98H258V97H256ZM20 99H21V100H20ZM24 99H25L26 101H25ZM29 99H31V101H28ZM46 99H48V100L46 101ZM82 99H83V98H82ZM98 99H100V98H98ZM182 99H181V100H182ZM239 99H242V101H241V103L237 104V103L240 101ZM243 99H244V100H243ZM258 99H259V101H260V103H261V100H262V99L264 100V97H262L261 100H260V97H259ZM258 99H257V102H259ZM12 100H13V101H12ZM23 100H24V101H23ZM101 100H103V99H101ZM110 100H111V102H110ZM196 100H197V101H196ZM203 100H204V99H203ZM217 100H218V99H217ZM235 100H238V102H236ZM251 100H252L253 102H255V103L252 102V104H250V103H251ZM263 100H262V101H263ZM0 101H1V100H0ZM98 101H100V100H98ZM107 101H108V102H107ZM213 101H214L215 103H214ZM243 101H245L246 103L243 104V103H242ZM20 102H22V103L20 104ZM90 102H91V99H90ZM92 102H93V105L90 104L91 106H89V108L92 107L93 109L95 108L94 111H98V109L101 111L100 108H98V109L96 110V105H97V104H96V103H97V102H96V98H95ZM102 102H100V105H103ZM113 102H116V101H113ZM263 102H264V101H263ZM263 102H262V104L264 105ZM94 103H95V104H94ZM126 103H127V104H126ZM129 103H130V106H129ZM135 103H136V104H135ZM165 103H166V102H165ZM168 103H169V102H168ZM178 103H180V102H178ZM13 104H14V105H13ZM73 104H74V105H73ZM108 104H109L110 106H109ZM118 104H120V103H118ZM160 104L162 105V107H161ZM217 104H218V103H217ZM227 104H228V103H227ZM230 104H232V105L237 104L238 107H241L238 111L242 110V108H243V110L241 111L242 114H240L241 112H240V113H239V112L236 113L235 111H237V106H236V107H235V106H231ZM254 104H255V107H251L252 105L254 106ZM258 104H259V103H258ZM262 104H261V105L259 104V107L262 106ZM55 105H56V103H55ZM72 105L74 106L73 108L70 107V106H72ZM98 105H99V104H98ZM166 105H168V104L166 103L165 106H166ZM205 105L208 106L207 102H206ZM6 106H7V105H6ZM8 106H7V107H8ZM36 106H37V108H36ZM68 106H69V107H68ZM87 106H88V104H87ZM108 106H109V107H108ZM125 106H127V107H125ZM128 106H129V107L133 106V107H131V109H130V108H128ZM216 106H217V107H216ZM242 106H247L248 108H251V109L249 110L250 112L248 111V108H246V107H242ZM9 107H8V109L11 108V107H10V108H9ZM26 107H27V108H26ZM32 107H34V108H32ZM62 107H63V108H62ZM64 107H65V108H64ZM80 107H82V108H80ZM97 107H99V106H97ZM119 107H121V110H120ZM124 107H125V108H124ZM257 107H258V106H257ZM263 107H264V106H263ZM35 108H36V109H35ZM50 108H51V107H50ZM216 108L221 109L220 112H218L219 110H217ZM244 108H246L247 110L244 109ZM31 109H35L36 111L34 110V112H32L33 110H31ZM83 109H87V111L85 110L86 112H84ZM107 109H106V110H107ZM126 109H130L129 111L132 113V114H131L132 118H131V116H130L129 119H125L124 116L127 115V113H128V110H126ZM11 110H10V113H11ZM64 110H63L61 113H63V114L67 113V112H64ZM111 110H109V111H111ZM123 110H125V111H123ZM211 110H212V112H211ZM244 110H246V111H244ZM3 111H4V110H3ZM30 111H31V112H30ZM47 111H48V112H47ZM71 111H73V110H71ZM74 111H75V109H74ZM88 111H89L90 113H92L93 115H91ZM120 111H121V112H120ZM122 111H123V112H122ZM170 111H169V112H170ZM243 111H244V113H243ZM247 111H248L249 113H248ZM19 112H18V113H19ZM28 112H30V114H31L30 116H29V113H28ZM49 112H52V115L49 114ZM98 112H99V111H98ZM125 112H126V114H125ZM222 112H223V111H222ZM245 112L248 113V114H246ZM3 113H4V116L6 115V113H7V115H8V112H5V111H4V112H1V111H0V114H1L0 117L2 116ZM18 113H17V114H18ZM54 113H55V112H54ZM57 113H60V112H57ZM61 113H60V114H61ZM69 113H70V112H69ZM71 113H72V112H71ZM107 113H109V112H107ZM123 113H124V114H123ZM165 113H166V112H165ZM170 113H172V112H170ZM60 114H57L56 117H59L58 115H60ZM88 114H87V115H88ZM128 114H130V113H128ZM216 114H220V115H216ZM235 114H236V117H237L239 120H238L236 117H234ZM249 114H251V116H250ZM256 114H258L259 116H257ZM15 115H16V114L14 113V114H13V116H14L13 118L16 117ZM25 115H27V116H26L27 118H25ZM77 115H78V117H77ZM89 115H88V116H89ZM106 115H107V114H106ZM205 115H207V116L204 117ZM232 115H233V116H232ZM247 115H248V117H249V116H250V117L248 118ZM28 116H29V117H28ZM61 116H63V115H60V118H61ZM66 116H68V115H66ZM73 116H74V115H73ZM90 116H89V117H90ZM97 116H98V115H97ZM128 116H129V115H128ZM178 116H179V115H178ZM238 116L241 117V118H239ZM8 117H9V115H8ZM70 117H71V116H70ZM89 117H87V119H88ZM179 117H180V116H179ZM222 117H223V118H222ZM253 117H251V119H253ZM5 118L7 119V117L5 116V117L2 118V121L0 120V127L2 126L1 129H4V128L6 127V125H7V122H8V121H7ZM60 118H59V120H58L59 122L56 120V124H55L56 127L52 126V128L54 127V130H57V131L53 132V129H51V130L49 131V134H50V133H51V134H54V135H51V134H50V135L52 136V139H54L53 137H54L55 135H58L57 133L62 132L61 129H62L63 126H64V125H63L64 123H63L62 121H64V120H63V117H62V120H61ZM64 118H65V117H64ZM108 118H110V120H108ZM126 118H127V117H126ZM143 118H144V119H143ZM161 118H163V122L165 123L164 126H163V123L161 122ZM166 118H167V117H166ZM180 118H181V117H180ZM205 118L207 119V121H206ZM0 119H1V118H0ZM4 119H5L6 121H5ZM8 119H9L10 121L12 120L13 123L15 122V120L12 119V118H8ZM56 119H57V118H56ZM66 119H67V121H70L68 118H66ZM72 119H73V118H72ZM101 119H103V118H101ZM140 119L144 121V122H142L143 124L140 122ZM145 119H146L147 121H146ZM203 119H204L206 122L203 121ZM212 119H213V118H212ZM223 119H224V120H223ZM3 120H4V122H3ZM13 120H14V121H13ZM119 120H118V121H119ZM125 120H127V121H125ZM167 120H169V121H167ZM209 120H210V121H209ZM213 120H214V119H213ZM19 121H20V120H18V122H19ZM72 121H73V120H72ZM102 121H101V123H102L101 125H102V128H103V124H104V123H103ZM124 121H125V122H124ZM179 121H178V122H179ZM252 121H255L254 124L252 123L253 126H254V125H255V126H254V127L252 126V128H251L249 125H247V124H249V122H248V123L246 122V123H245V124L247 125L246 127L249 126L248 128L251 129V130H250L251 132H252V129H253V134H254V130H255V129H256L257 134H262L263 131H262L261 133H260V132L258 133V131H260V130H257V129H258V126H260L261 124L259 123V124L257 125V127H256L257 120L255 119V120H252ZM252 121H250V122H252ZM1 122L4 123L3 125H4L5 127H3V125H2ZM12 122H9L8 124L10 125V123H12ZM70 122H71V121H70ZM96 122H97V123H96ZM204 122H205V123H204ZM207 122H209L210 125H211V130H210V127H208V131L210 130L211 133H210V131L208 132V131L206 130L207 126H209ZM218 122H219V119L217 120L216 124H217ZM230 122H231V123H230ZM237 122H238V123H237ZM48 123H47L45 126H47ZM53 123H55V121L52 122L51 124L54 125ZM62 123H63V124H62ZM99 123H100V122H99ZM122 123H127V124H126V125H127V128H128V129H127V134H128L127 136H126L125 133H124V132H126V129H124V130H125V131H124L123 129L120 128V129H121V130H120V129L118 128V127H120V126H124V125H125V124L122 125ZM139 123H141L142 126H141ZM145 123H147V126H145V125H146ZM161 123H162V126H161L162 128L156 130V128H158V126L160 127ZM212 123L214 124L213 127H212ZM243 123H242V124H243ZM16 124H17V123H16ZM42 124H43V125H42ZM60 124H61L62 127L60 126ZM70 124H71V125H70ZM144 124H145V125H144ZM177 124H178V123H177ZM203 124H205L206 126H205V127H202ZM225 124H226V125H225ZM250 124H251V123H250ZM252 124H251V125H252ZM41 125H42L43 127L40 128ZM101 125H99V126H101ZM126 125H125V126H126ZM143 125H144V126H143ZM218 125H219L218 127L221 126V125H220V122H219ZM11 126H12V125H11ZM18 126H19V128H18ZM22 126H23V127H22ZM59 126H60V128H59ZM83 126H82V129H83ZM89 126H90V128H91V127H93V128H91V130H89V128H87V127H89ZM125 126L122 127V128H126ZM165 126H167L168 128H170V130H168V128H167L168 131L165 130V128H166ZM9 127H10V126H9ZM14 127H15V126H14ZM14 127H12L13 130H15ZM38 127H39V128H38ZM47 127H50V125L47 126ZM67 127H68L69 130L67 129ZM110 127H111V126H109V128H110ZM221 127H222V126H221ZM242 127H243V126H242ZM255 127H256V128H255ZM260 127H261V126H260ZM260 127H259V128H260ZM262 127H263V125H262ZM20 128H22V129H20ZM50 128H51V127H50ZM57 128H58L59 130H58ZM201 128H203V132H202V130H200ZM232 128H233V129H232ZM240 128H239V129H240ZM248 128L246 129V131H245V129H244V131H245V133H246L245 135H247V136H245L244 139H248L247 141H245V144H246V145H242V143L244 142V140H242L240 146L237 145V146L240 147V150H241V151H242L244 148L248 147L247 144H248V142H250L249 140L253 138V137H252L253 134H251V137H252V138L250 137V134H249L250 131H248V133H247V130H249ZM10 129H11V128H10ZM34 129H36V130H37V129H41V130H42L41 134L43 133V135H44L45 137H41V138H40L39 136H37V135L40 134V132H39V130H38V133H39V134H38V133H36V130L34 131ZM43 129H44L45 132L43 131ZM73 129H72V132H74ZM162 129H163V130H162ZM171 129H173V130H171ZM204 129L207 131V133H210V134H207L206 132L204 133ZM212 129H213V130H212ZM237 129H236V130H237ZM260 129H261V128H260ZM19 130H17V133L20 134V132H18ZM86 130H87V131L89 130V131H91V132H90V133H89V131L86 132ZM214 130L217 131V132H214ZM263 130H264V128H263ZM0 131H1V130H0ZM2 131H3V130H2ZM2 131H1V136H0V137L3 138L4 135L2 136ZM8 131H9V130H8ZM11 131H12V130H11ZM63 131H65V130H63ZM99 131H98V132H99ZM102 131H101V134H102ZM105 131H103V132H105ZM120 131H121V132H120ZM122 131H123V132H122ZM148 131H149V132H148ZM200 131H201V132H200ZM226 131H227V130H226ZM226 131H224L225 134H223V135H227V138H229L228 136H230V138H232V137L235 136V135L233 134V132L230 131V133H229V131H227V132L229 133V134H228V133H226ZM238 131H240V130H238ZM3 132H4V131H3ZM9 132H10V131H9ZM14 132H16V131H14ZM56 132H57V133H56ZM67 132L65 131L63 134H66ZM69 132H68V134H70V136L67 137V136H68V135H67L66 137H67V138H70V139H68V141H69V140L73 141L71 138H72L73 136L76 137V136H78V135H76L75 133H74V135H73L72 132H71V133H69ZM147 132H148L149 135L147 134ZM45 133H46V134H45ZM55 133H56V134H55ZM108 133H109V136L111 135L109 138L107 137V136H108ZM198 133H199V134H198ZM214 133H215V135H214ZM235 133H236V131H235ZM3 134H5V133H3ZM15 134H16V133H15ZM15 134L13 133L14 136H16ZM63 134H62V137H63V139H64V138H66V137H64ZM106 134H107V136H106ZM122 134H124L125 136L122 135ZM197 134H198V135H197ZM206 134H207V135H206ZM239 134H240V132L236 133V136L239 135ZM241 134H242V133H241ZM71 135H72V137H71ZM188 135H189L190 139H193V142H192V140H190L189 138H186V136H188ZM192 135L195 136V137H196V135H197V138H198V139H196L195 137L191 138ZM223 135L221 136L222 138H221V137H220V138H221L223 141H226L227 138H225L226 136L223 137ZM231 135H233V136H231ZM248 135H249V136H248ZM254 135H256V134H254ZM11 136H12V132H11ZM11 136H10V137H11ZM80 136H82V135H80ZM80 136H79V137H80ZM103 136H99V137H103ZM148 136H149V137H148ZM210 136H209V137H210ZM10 137H9V138H10ZM12 137H13V136H12ZM16 137H17V136H16ZM16 137H14V138H16ZM23 137L21 138V140L24 141V142H22V141L19 142V141H18L19 144H20V146L22 145L21 143H23L24 146H25V143L29 142V140L25 138V140L27 141V142H26V141L23 139ZM83 137H85V136H83ZM83 137H81L80 139L78 138V140H77L78 143L82 140ZM126 137H127V139H126ZM247 137H249L250 139L247 138ZM256 137H258V135H256ZM260 137H261V136H260ZM2 138H0V139H2ZM4 138H5V136H4ZM43 138H44V139H43ZM49 138L51 139V137H49ZM56 138H57V137H56ZM58 138L60 139L59 136H58ZM76 138H77V137H76ZM76 138H75V139H76ZM238 138H240V137H238ZM241 138H242V136H241ZM10 139H12V138H10ZM41 139H42V140H41ZM50 139H49V141H50ZM59 139H57V140H58L57 143L59 142ZM103 139H104V140H103ZM110 139H111V140H110ZM187 139H189L190 143H188L189 141H187ZM203 139H204V138H203ZM215 139L217 140V139H219V137H218V138H215ZM221 139H219L220 142L222 141ZM225 139H226V140H225ZM259 139H261V138H259ZM16 140H18V139H16ZM16 140H14V141H16ZM33 140H34V141H33ZM55 140H56V139H55ZM55 140H53V144L56 146L57 144H55V143H56ZM61 140H62V139H61ZM64 140H65V139H64ZM66 140H67V139H66ZM79 140H80V141H79ZM90 140H89V142H90ZM109 140H110V141H109ZM253 140H254V138H253ZM257 140H258V138H256V141H257ZM1 141H2V140H0V142H1ZM5 141H6V140H5ZM14 141H12V143H10V144L13 145L14 148H15V143H16V142H14ZM49 141H48V142H49ZM71 141H69V142L72 143ZM77 141H73V142H77ZM87 141H88V139H87ZM206 141H207V140H206ZM217 141H218V140H217ZM223 141H222V142H223ZM10 142H11V140H10ZM13 142H14V143H13ZM54 142H55V143H54ZM62 142H64V141H62ZM69 142L65 141V144L68 143V144H66V146H65V144H63V146H65L66 149H68ZM222 142H221V143H222ZM246 142H247V143H246ZM251 142H252V144L254 143L253 141H251ZM251 142H250V144H251ZM262 142H263V141H262ZM262 142H261V143H262ZM4 143H5V142H4ZM50 143H51L50 145H49V143H47V144L45 143V145H43V146L45 147V148H43V149H44V150H43L44 152H43L42 149H41V147H43V146L37 143L38 145L41 146V147L39 146V147H40L39 150H40V152L42 151L43 156H46V155L48 154V152L52 153V151H55V149H56V150L59 149V148L53 147L54 145L52 144V141H50ZM100 143H102V145H101ZM202 143H204V142H202ZM257 143H259V141H257ZM1 144H2V143H1ZM6 144H7V143H6ZM72 144H75V143H72ZM76 144H77V143H76ZM76 144H75V145H76ZM83 144H84V143H83ZM250 144H249V150H250V148H253V147L250 146ZM254 144H255V143H254ZM7 145H8V144H7ZM27 145H28V144H26V147H25V148H28ZM58 145H60V144L58 143ZM75 145H73V147H74ZM81 145H82V144L80 143V146H81ZM87 145H88V144H87ZM89 145H90V144H89ZM93 145H94V144H93ZM131 145H132V146H131ZM214 145H216V144H214ZM258 145H259V144H258ZM13 146H12V147H13ZM22 146H23V145H22ZM24 146H23V148H24ZM46 146H47V147L49 146V147L51 148V150H50V148H48V149H49V151H48V149H47ZM51 146H52L53 148H52ZM69 146H70V145H69ZM76 146H78V145H76ZM76 146H75V147H76ZM82 146H83V145H82ZM95 146H94V147H95ZM166 146H168V148H169V146H170L171 148H169V150H168V148H166ZM191 146H193V148H191ZM198 146H199V145H198ZM227 146H228V145H227ZM253 146H254V145H253ZM256 146H257V145H256ZM256 146H255L252 150H250V154H249V156L251 155V152H253V153H257V154L260 156V158H261V154H264V153H263V152H260V151H261L262 148H263L262 151L264 150V147H263L264 145H263V143H262V146H261V145H260V147H259V146L256 147ZM32 147L35 149L34 145H33ZM32 147H31V148H32ZM96 147H95V148H96ZM162 147H163V148H162ZM164 147H165V148H164ZM201 147H202V146H201ZM243 147H244V148H243ZM261 147H262V148H261ZM3 148H5V147H3ZM31 148H30V150H32ZM71 148H72V147H70L69 152H71V151H70V150H72ZM105 148H107V149H105ZM214 148H215V147H214ZM260 148H261V149H260ZM12 149H13V148H12ZM17 149H18V148H17ZM37 149H38V148L36 147V150H37ZM66 149H65V152H64V153H66L65 155H67V153H68V151H67ZM194 149H196V150H194ZM198 149H199V148H198ZM246 149H247V148H246ZM255 149H256L257 152H255ZM2 150H3V149H2ZM24 150H26V149H24ZM30 150H29V152L33 153V154L35 155V157H37L38 154H40V157H43V156H42V153H40L39 150H38V152H35L36 150L33 151V152L30 151ZM45 150L48 151V152L46 151V152H47L46 154H45ZM96 150H97V151H96ZM244 150H245V149H244ZM244 150H243V151H244ZM247 150H248V149H247ZM247 150H246V151H247ZM249 150H248V151H249ZM258 150H259V151H258ZM6 151H7V149H6ZM8 151H10V150L8 149ZM58 151H61V152H62V153L59 152V154H60V153H61L62 155L64 154V153H63L64 148L61 149V147H60V150H58ZM168 151H169V152L171 151V152L167 154ZM199 151H201V150H199ZM243 151H242V152H243ZM15 152H16V151H15ZM26 152H27V151H26ZM26 152H25V153H26ZM97 152H98V153H97ZM100 152H101V153H100ZM239 152H240V151H239ZM239 152H238V153H239ZM0 153H1V155H2V154L4 155L3 151L1 152V149H0ZM10 153H11V151H10ZM13 153H14V151H13ZM27 153H28V152H27ZM37 153H38V154H37ZM50 153H49V154H50ZM93 153H94V154H93ZM99 153H100V154H99ZM156 153H157V154H156ZM192 153H194V155H193ZM232 153H233V152H232ZM243 153L245 154V151H244ZM243 153H241V152H240L239 154H237V153H233V154L229 153V154H231V156H233V155L235 154V155L238 156V157H237V160H236L235 157H234V161H235V163H233V162H234L233 159H230V157L228 156L229 159H228V158H227V159H228V161L230 160L229 163H231V165H230V164H227V165H229V166L227 167V165H226V167H227V168H230V167L232 168V167H233L234 169H236L235 171L237 172V175L239 176V177L237 176V178H238V179L240 178V180H241L242 177H245L244 182H246V181H247V178H251V177H253V176H255V175H252V176H251V173H250V172H249V173L247 172L246 175L248 176V175L250 174L249 176H251V177H247L246 175H245V176L242 175V177H241V174H242L243 172H245V171H244L245 169H246L247 171H248V169H249V170L251 169V171H252V168H251V167L248 168V166H247V164H248V162H249V158H250V157H248V154H247L248 152H246L247 155H246V154L243 155ZM259 153H261V154H259ZM36 154H37V155H36ZM44 154H45V155H44ZM49 154H48V155H49ZM55 154H56V152H55ZM61 154H60V155H61ZM96 154H97V155H96ZM98 154H99V155H98ZM154 154H155V155H154ZM180 154L178 155L179 157H181ZM191 154H192V155H191ZM198 154H199V153H198ZM198 154H197V156H198ZM229 154H228V155H229ZM240 154H242V155H240ZM34 155H32L31 157H33ZM48 155H47V156H48ZM50 155H51V154H50ZM50 155H49V156H50ZM60 155H59V156H60ZM68 155H69V154H68ZM92 155H91V157H90L91 159L93 158ZM160 155H162V154H160ZM235 155H234V156H235ZM7 156H8V154H7ZM12 156H13V155L9 154V156L7 157L8 159L6 158V156H5V158L2 156V158L4 159V161L7 159V162L5 161V163H9L10 160L12 161V159H11ZM29 156H30V155H29ZM29 156H28V157H29ZM49 156H48V157H49ZM106 156H108V157L105 158ZM162 156H164V154H163ZM162 156H159V155H158V158H157V159H159V158L161 159ZM169 156H168V157H169ZM191 156H193V158H192ZM225 156H226V155H225ZM239 156H240L241 158H239ZM242 156H243V160H241V159H242ZM262 156H264V155H262ZM9 157H10V159H9ZM38 157H39V156H38ZM38 157H37V160L39 161ZM40 157H39V158H40ZM48 157H47V158H48ZM51 157H53L52 159H55L54 156H50L49 159H50ZM56 157H57V160H55V161L59 162L58 159L61 160V158H59L58 156H56ZM60 157H61V156H60ZM198 157H200V156H198ZM245 157H246V158H245ZM247 157H248V158H247ZM12 158H14V157H12ZM63 158H65V157H63ZM90 158H88V159L90 160ZM95 158L92 160V162L96 160ZM101 158L98 157V159H101ZM132 158H134L135 160H134V159H133V161L130 160V159H132ZM231 158H233V157H231ZM244 158H245L246 160H245ZM0 159H1V158H0ZM40 159H44V158H40ZM52 159H51V160H52ZM65 159H66V158H65ZM98 159L96 160V162H97V161H100V160H98ZM107 159H108V160H107ZM145 159H146L147 161H146ZM153 159H154V157H153ZM168 159H167V160L164 159V162H165V160L168 161ZM173 159H174V160H173ZM177 159H178V158H177ZM198 159H200V158H198ZM201 159H202V158H201ZM238 159H239L240 161H238ZM257 159H259V157H257ZM262 159H263L262 162L264 163V158L262 157ZM44 160H45V159H44ZM128 160H129L130 162H127ZM247 160H248V162H247ZM34 161H36V160H34ZM45 161H47V163H49V160H48V159L45 160ZM90 161H91V160H90ZM203 161H204V160H203ZM242 161H243V162L245 161V162H247V163H246V164H245V162L242 163ZM1 162H2V161H1ZM1 162H0V163H1ZM26 162H27V161H26ZM50 162H51V161H50ZM52 162L54 163V161H52ZM52 162H51V164H52ZM96 162H95V163H96ZM101 162H102V161H100V163H101ZM131 162H133V165L131 164ZM145 162H144V163H145ZM149 162H151V159H150ZM238 162H241V163L239 164ZM254 162H255V161H254ZM259 162L262 163L260 160H259ZM3 163H4V162H3ZM10 163H13V162H10ZM23 163H24V162H23ZM37 163H38V162H37ZM59 163H60V162H59ZM61 163H63V162H61ZM61 163H60V164H61ZM87 163H88V162H87ZM100 163H99L98 166H102V167L105 168V163L102 162L103 165L100 164ZM138 163H137V164H138ZM140 163H139V165H140ZM226 163H227V162H226ZM236 163H238L239 165L236 164ZM251 163H252V162H251V160H250V163H249L250 166H251ZM14 164H15V163H14ZM14 164H13V165H14ZM26 164H28V163H26ZM31 164H32V163H31ZM45 164H46L45 162H43V164H42V163H41V164L39 163V167H40V166L43 167V168L46 167V168H45L46 170H44V171H46V172H44V173H46V175H48V174H50V172L52 171V169H51V167H50L51 171H49V168L47 167V164H46V166H45ZM89 164H91V163H88L87 166H89ZM92 164H93V163H92ZM92 164H91V165H92ZM175 164H174V165H175ZM184 164H185V165H184ZM211 164H212V163H211ZM234 164H235V165H234ZM10 165H11V164H10ZM16 165H17V164H16ZM16 165H14V166H16ZM36 165H37V164H36ZM36 165H34V166H35V168H36L38 171H37V170L32 171V170H34V167L31 166V168H30L28 165H27V166L29 167V169H32L31 171H32L33 173H34V172H38V173L41 172V171H39L40 169H38V167H36ZM43 165H44L45 167H44ZM91 165H90V166H91ZM178 165H175V166H177L176 168H179ZM183 165H184V166H183ZM186 165H187V166H186ZM212 165H213V164H212ZM240 165H241V167H240ZM242 165H243V166L245 165V167L242 168ZM255 165H256V164H255ZM3 166H5V165H3ZM18 166H19V165H18ZM57 166H58V165H57ZM57 166H56V167H57ZM94 166H97V163H96V164H93V166H91V167H92V170H91L90 167H88V168L90 169L91 172H92V171L94 172V174H95V171H94L93 169H97V168L102 169V167H97V168L95 167V168H94ZM131 166H132V167H131ZM137 166H138V165H137ZM141 166L143 167V164H142ZM141 166H139L140 168H139V167H136V168L141 169ZM181 166H180V167H181ZM194 166H195V165H194ZM196 166H197V165H196ZM209 166H210V165H209ZM252 166H254V165H252ZM256 166H257V165H256ZM262 166H263V165H262ZM5 167H6V168L8 167V170L10 169V175H11V169H13V168H12L13 166L11 165V167L9 168V165H7V166H5ZM19 167H21V166H19ZM41 167H40V168H41ZM58 167H59V166H58ZM126 167H127V168H126ZM204 167H205V166H204ZM226 167H225V168H226ZM235 167H237L238 169H239V167H240L241 172H242V171H243V172L240 173V172H239L240 170H238V169L235 168ZM254 167H255V166H254ZM6 168H5V170H4V167H3V168H0V171H2V170H3V171H6V170H7ZM23 168H26V167L22 166V169H23ZM111 168H112V169H111ZM197 168L199 169V166H197ZM225 168H224V169H225ZM227 168L225 169V171H228V170L231 171V170H232L231 168H230V169H227ZM247 168H248V169H247ZM255 168H256V167H255ZM262 168H263V167H262ZM262 168L259 167V169L263 170ZM1 169H2V170H1ZM16 169L18 170L19 168H16ZM26 169H27V168H26ZM29 169H27V171H29ZM41 169H42V168H41ZM86 169H87V168H86ZM125 169H126V170H125ZM146 169H147V168H146ZM154 169H155V168H154ZM183 169L181 168V170H180V172H181L182 174L178 171V169H176V170H177L176 174L178 173V174H180L179 176H181V177H180V178H181V181H180L179 184L184 185V184L186 183V185H187V181H188L190 178H188V177L183 173V172H184ZM187 169H185V171H187ZM216 169H217V168H216ZM234 169H233V170H234ZM259 169H258V170H259ZM23 170H24V172H22V173H18V172H17V173H18L19 175H20V174L22 175V174L25 173V169H23ZM42 170H43V169H42ZM47 170H48L49 172H47ZM53 170H54V169H53ZM102 170H103V169H102ZM150 170H151V169H150ZM199 170H200V169H199ZM199 170H198V171H199ZM211 170H212V169H211ZM211 170L208 168V173H210ZM233 170H232V172L229 171L230 174H231V175H229V176H232V177H234V179H235V174H236V173H235V171H233ZM19 171H22V170L19 169ZM55 171H56V175H57V174H58V173H57L58 170H57L56 168H55ZM55 171H52V172L54 173ZM99 171H101V170H99ZM134 171H135V169H134ZM200 171H201V170H200ZM209 171H210V172H209ZM216 171H218V170H215L214 172H216ZM222 171H223V170H222ZM222 171H221V172H222ZM254 171H255V170H254ZM259 171H260V170H259ZM13 172H14V171H13ZM84 172H85V171H84ZM93 172H92V173H93ZM97 172H98V169H97ZM139 172H140V170H139ZM145 172H146V170H145ZM212 172H213V171H212ZM218 172H219V171H218ZM221 172H219L220 174H217V175H218V176L221 175V174H222ZM252 172H253V171H252ZM256 172H257V170H256ZM263 172H264V171H263ZM263 172L260 171V173H261L262 175H264ZM1 173H2V172H1ZM26 173H27V172H26ZM26 173H25V174H26ZM29 173L31 174L30 171H29ZM29 173H28V175H29ZM33 173H32V175H33ZM92 173H90V174L93 175ZM149 173H150V172H149ZM155 173H156V171H155ZM155 173H152V174H155ZM185 173H186V172H185ZM200 173H201V172H200ZM216 173H217V172H216ZM226 173H227V172H226ZM226 173H225V172L223 173V174L225 175L224 177H226ZM234 173H235V174H234ZM253 173H254V172H253ZM3 174H4V175H3ZM13 174H14V173H12V175H13ZM88 174H89V172H88ZM90 174H89V175H90ZM158 174H159V173H158ZM176 174L174 175V177H179V176H176ZM189 174H188V175H189ZM198 174H199V173H198ZM206 174H207V173H206ZM210 174H211V173H210ZM227 174H229V173H227ZM233 174H234V175H233ZM7 175H9V174H6V177H7ZM21 175H20V177H21ZM26 175H27V174H26ZM46 175H45V178H46ZM141 175H142V174H141ZM182 175H183V176H182ZM190 175H189V176H190ZM3 176L5 177V173H2V177L0 176V180H1L0 185H1L2 182L4 181V180L2 179V178H4ZM29 176H31V175H29ZM33 176H34V175H33ZM50 176H52V175H50ZM184 176H185V177H184ZM196 176H197V175H196ZM204 176H205V175H204ZM9 177H10V176H9ZM13 177H16V176H13ZM35 177H36V176L32 177V180H33V181H29V180H30V179H29L30 177H29V178L26 177V178L28 179L29 183H31V184H35V183H33L34 181H37V180L40 179L41 177H44L43 171H42V173H41V177H39V178H35ZM52 177H53V176H52ZM54 177L56 178V176H54ZM54 177H53V178H54ZM152 177H153V175H152ZM183 177H184V178H188V180H187L186 182H185V180L183 181V179H184ZM190 177H192V180H194L193 175H191ZM205 177H206V176H205ZM214 177H215V178H214ZM214 177L212 178L213 180L211 179V181H213V182L215 181V182H216V179H217V181H218V178H217L216 174L214 175ZM221 177H222V176H221ZM232 177L229 178V179H232V180H229V182H230L231 184L228 183V184L230 185V188L233 187L232 182H235V180H236V179L234 180ZM263 177H264V176H263ZM7 178H8V177H7ZM11 178H12V176L9 178L10 180L8 179L10 182H11ZM17 178H19V177H17ZM21 178H22V180H23V179H24V175H22ZM26 178H25L24 180H26ZM45 178H44V179H45ZM53 178L51 179V178L48 177V178H47V181H48V179H49V180L51 179V180L53 181ZM55 178H54V180H55ZM148 178H149V177H148ZM182 178H183V179H182ZM14 179L16 180V178H12V180H14ZM56 179H57V178H56ZM142 179H143V178H142ZM152 179H154V178H152ZM156 179H157V178H156ZM159 179H161V178H159ZM159 179H158V180H159ZM196 179H199V178H196ZM222 179H223V178H222ZM252 179H253V178H252ZM257 179H258V178H257ZM261 179H262V178H261ZM263 179H264V178H263ZM18 180H19V179H18ZM22 180H21V181H22ZM41 180H42V181H41ZM41 180H40L41 182H38V184H39L40 187L38 186V184H35V185L38 186V187H35V189L39 190L41 187H44V185H45V184H43V183H44V182H43L44 180H43V179H41ZM45 180H46V179H45ZM162 180H163V179L160 180V184H163V181H162ZM190 180H191V179H190ZM190 180H189V181H190ZM192 180H191V182H193ZM219 180L221 181V179H219ZM233 180H234V181H233ZM242 180H243V179H242ZM242 180H241V182H242ZM9 181H8V182H5V181H4V182H3V186H4V184L9 183ZM26 181H27V180H26ZM47 181H45V182H47ZM52 181H49L48 184H49L50 182H52ZM149 181H150V180H149ZM152 181H153V180H152ZM182 181H183V182H182ZM223 181H224V180H223ZM251 181H252V180H251ZM253 181H255V180H253ZM258 181H259V182H258V184L256 185V188L254 189V190H256V191H255L256 194H257V192H259V191H261V193L264 191L263 186H262L261 188H260L261 185L259 186V184H260V182H261L260 179H258ZM263 181H264V180H263ZM15 182H16V181H15ZM42 182H43V183H42ZM158 182H159V181H158ZM181 182H182V183H181ZM196 182H197V181H196ZM227 182H228V180H226L225 183H227ZM241 182H239V185H240ZM92 183H93V185H91V186H93V187H94V186H95V187H98V188L96 189V191H98V189L102 188L101 186H103V184H104V182H103L102 184H99V186L94 185L95 183L93 182V180H92ZM153 183H154V182H153ZM183 183H184V184H183ZM188 183H189V182H188ZM211 183H212V182H211ZM211 183H210V185H211ZM262 183H263V182H262ZM10 184H11L12 187H14L13 184H15V183H13V184L10 183ZM31 184H30V185H31ZM40 184H41L42 186H41ZM48 184H46V186H47ZM191 184H192V183H191ZM191 184H190V185H191ZM194 184H195V183H194ZM196 184H197V183H196ZM198 184H199V182H198ZM204 184H205V183H204ZM223 184H224V183H223ZM237 184H238V183H236L235 185L237 186ZM248 184H249V183H248ZM252 184H253V183H252ZM7 185H8V184H7ZM7 185H5V187H6ZM27 185L29 186V184H27ZM49 185L52 186L51 183H50ZM49 185H48V188H47V189H45V187H44V190H46V192H47V190H48L49 188H51ZM188 185H189V184H188ZM190 185H189V188H191ZM192 185H193V184H192ZM231 185H232V186H231ZM241 185L243 186V184H241ZM241 185H240V187L238 186L239 188H238V190H236V191H238V192L241 191L240 193H242V192L244 191V189H245V190L248 189V191H249V189H252L253 192H251V193H254V190H253L254 187H253V188L250 187V188H247V189H246V187H249L248 185H247V186H244V187H242ZM244 185H245V184H244ZM262 185H263V184H262ZM3 186L0 187V197H2L1 200H2L3 198H6V197H7V199H9L8 197H10L11 200L13 201V199H12V198H13V197H12L13 195L11 196V194H12V192H13V194H14L15 189H13V191L11 192V194H10V193H7L6 190H7L8 186H9L8 190L10 189V185H8V186L6 187V190L4 189V192L6 193V194H5L6 197H5V196H4V193L1 194V192L3 191V190H1V189H3ZM31 186H32V185H31ZM33 186H34V185H33ZM33 186H32V187H33ZM53 186L56 187V185H54V184H53ZM104 186L107 187V188H106V191H108L107 189L109 188V183H108L107 186H106V184H104ZM104 186H103V187H104ZM147 186H148V185H147ZM184 186H185V185H184ZM193 186H195V185H193ZM197 186H198V185H196V187H194V188L197 189V188H198ZM199 186H200V188H201L203 185L201 186V184H199ZM206 186H207V184H206ZM219 186H220V185H219ZM223 186H224V185H223ZM258 186H259V187H258ZM87 187H88V185H87ZM105 187H104V188H105ZM171 187H172V186H171ZM213 187H215V186L213 185ZM241 187H242V188H241ZM14 188H16V187H14ZM33 188H34V187H33ZM38 188H39V189H38ZM104 188H103V189H100L101 191L99 190L100 195H101V193H102V190H104ZM146 188H147V187H144V188L142 187V189H146ZM152 188H153V187H152ZM168 188H169V187H168ZM174 188H175V187H174ZM187 188H188V187H187ZM233 188H234V187H233ZM11 189H12V188H11ZM35 189H32V192H33V194H36L37 196H38L37 193H42V194L45 193V192H41V190H42L43 188H42L41 190H39V192H38L37 190H35ZM109 189L112 191L113 188H109ZM138 189H139V188H138ZM142 189L140 188V190H142ZM177 189H178V187H177ZM177 189H175L176 192L178 191ZM179 189H181V191H184V190H185V189L182 190V188H179ZM202 189H203V187H202L200 190H202ZM239 189H242V190L239 191ZM262 189H263V191H262ZM8 190H7V191H8ZM33 190H34V191H33ZM113 190H114V189H113ZM117 190H118V189H117ZM189 190H190V189H189ZM206 190H207V189H206ZM9 191H10V190H9ZM30 191H31V190H30ZM54 191H55V190H54ZM54 191H51V190H50V191H48V192H53V193H54ZM56 191H57V190H56ZM104 191H105V190H104ZM111 191H110L109 193H112V192H113V195H112V194H111V195H112L113 198H115L114 200H116V198H117L116 196H117V195L114 197V192H115V190L112 191V192H111ZM145 191H148V189H146V190H144V191H141V192L144 193ZM151 191H153V190H151ZM179 191H180V190H179ZM187 191H188V189H187ZM195 191H197V190H195ZM228 191H229V190H228ZM228 191H226V193H228ZM250 191H251V190H250ZM20 192H21V191H20ZM117 192H118V191H117ZM125 192H126L127 194L130 193V194H128V195H131V194H132L131 191L129 192V190H128V192H127L126 189H125ZM163 192H164V191H163ZM163 192H161V193H163ZM170 192H172V191H170ZM170 192H167L168 196L166 195V192H164V193H165L164 195H162L160 192H159V194H161V197L163 196V199H164V201H165V198L168 199L169 196H173V198H174V196H176V195H173L174 192H173V194L170 193ZM188 192H194V190H193V191L190 190V191H188ZM188 192H183V193H188ZM215 192H216V191H215ZM222 192H223V193H221V194H224V191H222ZM15 193H16V192H15ZM17 193H18V195L21 194V193H19V192H17ZM96 193H98V192H96ZM109 193H108V194H109ZM122 193H123V192H122ZM136 193H138V192H136ZM136 193H135V195H136ZM143 193H140V192L138 193V194H139V195H138L139 199H138L137 195H136V196L133 195V196H134V198H133V197H127L128 195H126L125 193H124L123 196L119 193V194L122 196V201H123V202H122V201H119V202H120L121 206H122V204H123V206H122V207H123V208H122L123 210H122L121 208H119V210H118V208H115L114 210H115V211H116V210H117V211H120V210H121V211H120V216H121V214L124 213V214L122 215V216H123L122 218H121V217H118V216H115V218L112 217V215H109V214L106 212L107 210L104 212V213H106V215L108 214V215H107V216H108V219H111L110 217L114 218V219H113L114 222L116 221L115 219H119V220H117V222H119L120 224L123 223V222L120 221V220H124V221H125V222H124L125 225H123V224H121V225L119 224V225H118L117 222H116L117 224H115V223L112 224V225L115 224L114 226H117V228H118V230H119V231H118L117 228L114 227V229H113L114 231H117L118 233L121 232V233H119V235L122 234V231H121V230H123V229H121L122 225H123V228H127V227L129 226V227H130L129 229H131V228L134 226L133 224L138 220V219L136 220L135 218L137 217V218H139V220H140V219L142 218V215L146 212L145 209H140V211H141V210H144V212L140 215V216H141V217H140V216H138L139 214H138L137 212H135V209H132V208H130V206H128L129 204L132 203L131 206H134V207H135V205H137V201H138L139 204L142 203L143 200H144L143 198H144L145 196L142 197V200H141V197H140V196L143 195ZM145 193H146V192H145ZM148 193H150V192H148ZM177 193H178V192H177ZM194 193H195V192H194ZM199 193H200V192H199ZM201 193L203 194V192H201ZM204 193H205V192H204ZM240 193H237V194H238V198H239V195L241 196ZM248 193H250V192H248ZM46 194L48 195V194H50V193H46ZM108 194H107V195H108ZM116 194H118V193H116ZM157 194H158V193H157ZM171 194H172V195H171ZM175 194H176V193H175ZM197 194H198V193H197ZM202 194H200V195H199V194L196 195V193H195V194L192 193V194H190L189 196H193V197H195V198H196V197H200V198H202V197H201ZM234 194H235V193H234ZM244 194H245V195H244ZM262 194H263V195H261V196H263V198H264V193H262ZM1 195H3L4 197L1 196ZM9 195H10V196H9ZM18 195H16V197H17ZM54 195H55V194H54ZM104 195H105V193H104ZM148 195H149V194H148ZM179 195H180V198H181L182 195H181L180 193H179ZM179 195L177 194V197H178ZM187 195H188V194H187ZM195 195H196V196H195ZM231 195H232V193H231ZM242 195L245 196V197H246V196L248 197V195H250V194H247V193L244 192V193H242ZM251 195H253L255 198L257 197L256 199L254 198L255 201H256V200L259 198V196H260L259 193H258L259 196L255 195V193H254V194H251ZM251 195H250V196H251ZM14 196H15V195H14ZM37 196H36V197H37ZM39 196H41V195H39ZM42 196H43V198H45L44 195H42ZM45 196H46V195H45ZM51 196L53 197V194H51V195H49V196H46V198H47L48 200H49V199H53V198H51ZM105 196H106V195H105ZM125 196H126V197H125ZM215 196H216V195H215ZM227 196H229V194H228ZM20 197H24V196H21V195H20ZM33 197L35 198V196H33ZM48 197H49V198H48ZM101 197H102V201H103V200H104L103 198H105V197H103V196H101ZM110 197H111V196H110ZM118 197H120V196H118ZM164 197H165V198H164ZM193 197H192V198H193ZM216 197H217V196H216ZM216 197H212L214 203H216V201L218 200ZM218 197H223V196H220V195H219ZM40 198H42V197H40ZM40 198H39V199H40ZM46 198H45V199H46ZM55 198H57V197H55ZM124 198H125V199H124ZM126 198L129 199V203H128V200H127ZM135 198H136V199H135ZM145 198H146V197H145ZM182 198H183V197H182ZM184 198H185V197H184ZM225 198L227 199V197H225ZM225 198H224V199H225ZM230 198H231V197H230ZM242 198H243L242 201H244V197H242ZM263 198H262V197L259 198L258 201H260V200L262 201ZM17 199H20V198L17 197ZM28 199H29V197H28ZM28 199L26 198L27 201H28ZM30 199H31V198H30ZM37 199H38V198H37ZM109 199H110V198H109ZM163 199H162V200H163ZM169 199L171 200L172 198H169ZM169 199H168V201L170 202ZM176 199H177V198H176ZM196 199H197V198H196ZM210 199H211V198H210ZM215 199H216V201H214ZM249 199H250V201H251V200L253 199V197H252V199L248 197V200L246 199V201L250 202ZM11 200H9V202H10ZM21 200H22V199H21ZM21 200H20V203L23 202L22 204L25 205L24 203L27 202V201L25 200V198H24L25 202H24V200H22V202H21ZM40 200H41V199H40ZM61 200H63V197H62ZM94 200H95V199H94ZM94 200H93V201H94ZM107 200H108V199H107ZM118 200H119V199H118ZM120 200H121V198H120ZM124 200L127 201V202H125ZM160 200H161V199H160ZM179 200H180V199H179ZM183 200H184V199H183ZM206 200H207V199H206ZM219 200H221V199H219ZM229 200H230V199H229ZM240 200H241V199H240ZM240 200H238V201H240ZM2 201H4V199H3ZM7 201H8V200H7ZM32 201H33V202H32ZM37 201H38V200H37ZM42 201H43V200H42ZM42 201H41V202H42ZM44 201H46V203H47V200H44ZM44 201H43V202H44ZM54 201H55V200H54ZM54 201L52 200L53 203H54ZM59 201H60V200H59ZM65 201H66V200H65ZM65 201H64V202L62 201V202H63V204L61 203L62 206L65 205ZM79 201H80V200H79ZM79 201H78V202H77V201H74V202L77 203V204L75 203V204L77 205V207H76L75 204H74V205H75V208H78V205H79L80 208H79L78 210L76 209V212H74L75 210L73 211V209H74V208H73V209L71 210L73 213H72V215H71V213H69V217H67L68 214H66L67 219H66L65 221H63V222H64V224H62L63 226L61 225V227H60V224H59L60 222H62V221H61L62 219L60 220V219L57 218V220L55 221L56 223H55V222L52 223V224L54 225L55 229H54V227L51 226V227H52V230L54 229L53 231H52V230H47V229H50V228H46L47 232H49V233H47V232H46V233L44 232V233H45L47 236H46V235H43V234H44L43 232L40 234V232L37 231V229H35V227H37L38 225H35V224H34L35 227L33 226V221H34V220L36 219V217L41 213V212L39 213V211L41 210V209H40L41 206H40V207L36 206L37 204L35 203V201H34L33 199H31V201H28V202L35 203V204H33L34 207H32L33 205H32V206H29L28 204H30V203H26L27 205L24 206V207H30V208H28L29 210H30L31 208H34V211H36V212L38 211L39 214H36V212H33V213H35V214L37 215V216H35V214H33L32 212H30L29 210H27V208H24V210L21 211L22 209L17 207L18 203H17L16 201H14V202H15L14 205H16L15 207H17L18 210H17V208H14V209H16L17 211H19V209H20L21 212L19 211V213H17V217H18V214H19V218H17V220H15L16 218H15V216H14V215L16 214V213H15L16 211L14 212V214L12 213L13 215H11V213L8 214L9 216L11 215V218H12V216H14V217H13L14 220H13V218H12V220H13V221H19L20 216H22V213H23L25 210H26V211H29L28 213H30L31 215L28 216L27 214H25V213H26V211H25L24 215L22 216L23 219L21 218V219H20V222H21V221L24 222V221H27V220H30V221H31V219H32V221H31L32 225H30L31 223H30L29 225H30V227H31V226L34 227V231H37V232H35V233L37 234L36 239H37V238H41L42 236H40V235H43L44 238L42 237V238H41L42 240H41V239H37L38 241L35 240V238H33V237H32V238H31V237L29 238V236H31V234H34V233L31 232V231H33V229H32V230L29 229L30 227H28V226H29L28 224H27V225H28V226H27L25 222H24V223L21 222V225H20L21 228H20L19 226H17V225L20 224V222H18V224H17V225L15 224V227H14L13 225H11V223L14 224V222L11 220V218H10V220H11L12 222H10V220L8 219V218H9L8 215H6V220H5L4 215H3L4 223L7 222V221H9L10 223H9V224H8V223H5L4 225H2V224H3V222H2V224H0V264H94L92 261L94 260V258H95L96 256H97L96 258H98V259L100 258V260H102V261L105 260V262H106V261L108 260L109 263H107V264H111V263H112V264H116V262H113L114 260L117 261V264L119 263V261H120V264H122L121 261H122L123 259L121 260V259H120L121 256H119L120 254L118 255V253H117L118 251H120V249H121V250H125V249H126V248H125L126 245H127L126 247H128L129 245H130L129 247H131L132 241H133V243H136L137 246H139V245L141 246L140 243H141L142 241H141L140 239H143V241H144V239H149L148 237L145 238V236H146L145 233H146L147 231H149L150 228L146 229V228L149 227V226H147V225L145 224V225H146V227H145L146 231H144V232H143V231H140V233H144L145 236H141L142 234L140 235V233H139V235L136 236V234H138V233H136V232L134 231V233H135V234H134V233H132V231H131V233H132V234H131V237H134V238H130V237H128V239H130L129 241H131V240H132V241H131V242H128L126 245H125V243H123L125 246H122L123 244H122V245L120 244V246H119V243H117V245H116V243H114V242H113L114 240H113V241H112L113 244H115L117 247L119 246L118 248H117V247H114V248H113V246H115V245H113L112 242H111L112 249H116V248H117V250H115V251H117V252H116L117 256H115L116 254H114V257H117V258H115L114 260H111L112 257H109V258H108L107 255L105 254V251H104L103 247L101 248V246H99V245H97V246L99 247L98 251H97V250H94L93 248H89V249H88V250H90V252H91V255H90V254L88 253V250H86V249H87L86 246H88V245L90 246L91 244H89L90 242H87L88 245H86V243L84 244L85 241H84L83 238H86V240L91 241V243H92V245H93V242H92L93 240H91L92 237H90V235H91L92 233H93V235H94L95 233L98 232L97 234L99 235V237H98L97 235H94L95 237H98V239H96L95 237H93V239L95 238V239H94L95 241L97 240V242H94V243L96 244V243H98V240H100V239L103 237V236L101 235V233L99 234V230H100V232H101V229H102V227H104V226H105L107 229H108V226H109L110 229H112V227H111L112 225L110 226V225H108V223L106 224V222L102 223V222L104 221L103 218H102V216H103V215H102V214H103V210L106 209L104 204L107 203V202H105V200L103 201V203H104V204H103V205H104L103 207H102V206H99L100 203H97V202H98L97 200H95V201H97V202H94V203H96V206H94L95 204L92 203V201H91V202H88V203H92V204H94V205H93L94 207H92V208H89V207L92 206L91 204H90L91 206H89L88 204L85 205L86 202H85V201H84L85 203L82 202V199H81L80 202H79ZM111 201H112V200H111ZM139 201H140V202H139ZM175 201H176V200H175ZM185 201H187V200H185ZM190 201H191V198H190ZM192 201L194 202V201H196V200L193 198ZM192 201H191V202H192ZM232 201H233V199H232ZM255 201H252V202H253V203H252L253 207H254V206H259V204L261 205V203H258L257 201H256V202H257V205H255V204H256ZM261 201H260V202H261ZM4 202H5V201H4ZM52 202H51V200H50V202H48V203H52ZM57 202H58V200H57ZM115 202L117 203V201H112L113 204H114ZM119 202H118V204L115 203V204H114L115 206L112 205V203L110 202L111 204L109 203V207L112 206V208H114V207H116V206H119V205H120ZM144 202H145V200H144ZM196 202H197V201H196ZM199 202H200V201H199ZM210 202H212V200H210ZM213 202H212V203H213ZM221 202H222V201H221ZM221 202L218 201L217 203H221ZM226 202H228V201H226ZM235 202H236V201H235ZM248 202H246V203H248ZM71 203H72V202H71ZM81 203H83L84 205H83V204L80 205ZM126 203H128V205H126ZM134 203H135V205H134ZM161 203H162V202H161ZM163 203H164V202H163ZM167 203H168V202H167ZM173 203H174V202H173ZM176 203H178V202H176ZM233 203H234V202H233ZM241 203H242V202H241ZM244 203H245V201H244ZM263 203H264V202H262V204H263ZM22 204H20V205H22ZM42 204L44 205V203H42ZM66 204H67V202H66ZM72 204H73V203H72ZM72 204H71V205H72ZM107 204H108V203H107ZM124 204H125V208L127 207V209L124 208ZM139 204H138V205H139ZM146 204H147V203H146ZM192 204H193V203H192ZM192 204H191V205H192ZM195 204H196V203H195ZM239 204H240V203H239ZM242 204H243V203H242ZM39 205H40V202H39ZM56 205H59V203H58V204L56 203ZM69 205H70V203H69ZM69 205H68V206H69ZM138 205H137V207H135V208H136V211L139 209V208H138ZM141 205H142V204H141ZM141 205H140V206H141ZM152 205H153V204H152ZM217 205H218V204H217ZM220 205H224V204H220ZM230 205H231V204H230ZM233 205H234V204H233ZM236 205H237V203H236ZM249 205H251V204H249ZM35 206L38 207L40 210H38V209L35 210ZM62 206L60 205L61 208H62ZM72 206H73V205H72ZM82 206H83L84 208H83ZM87 206H88V208H87ZM97 206H98V207H97ZM107 206H108V205H107ZM107 206H106V207H107ZM140 206H139V207H140ZM142 206H146V205H142ZM142 206H141V207H142ZM171 206H172V205H171ZM175 206H179V205H176V204H175V205L173 206V208H174L173 210H175V212H176V211H177V210H176L177 207H175ZM181 206H182V205H180V207H181ZM198 206H199V205H198ZM206 206H208V204H207ZM225 206H226V205H225ZM227 206H229V204H228ZM261 206H262V205H261ZM12 207H14V206L12 205ZM55 207H56V206H55ZM55 207H52V209H54ZM60 207L57 206L56 208L58 209V208H60ZM73 207H74V206H73ZM85 207H86V208H85ZM101 207H102V209H103V208H104V209L102 210ZM134 207H133V208H134ZM141 207H140V208H141ZM150 207H152V206H149V208H150ZM154 207H155V206H154ZM208 207H209V206H208ZM215 207H216V206H214V211H216V210H215ZM223 207H224V206H222L221 208H223ZM245 207H246V206H245ZM250 207H252V206H250ZM45 208H47V207H45ZM63 208L65 209V208H67V207L65 206V207H63ZM63 208H62V209H63ZM145 208H146V207H145ZM178 208H179V207H178ZM178 208H177V209H178ZM217 208H220V206H219V207L217 206ZM228 208H229V207H228ZM258 208H259V207H258ZM70 209H71V208H70ZM131 209H132V211L130 212ZM170 209H171V207H170ZM184 209H185V208H184ZM199 209H200V208H199ZM211 209H212V208H211ZM226 209H227V208H226ZM229 209H230V208H229ZM253 209H254V208H253ZM262 209H263V210H262ZM262 209H260V211H261V210L264 211V207H262ZM31 210H32V209H31ZM54 210L56 211V209H54ZM59 210H60V209H59ZM68 210H69V209H68ZM68 210H65V211L69 212ZM110 210H111V209H110ZM110 210H108V211H109V212L112 211L111 213L114 212V210H111V211H110ZM128 210H129V213H128V212H125V211H128ZM146 210H147V209H146ZM151 210L153 211V209H151ZM222 210H223V209H222ZM222 210H220V211H222ZM234 210H235V209H234ZM255 210H257V209H255ZM2 211H3V210H2ZM12 211H14V210L12 209ZM32 211H33V210H32ZM45 211H46V210H45ZM122 211H124V212H122ZM178 211H179V210H178ZM178 211H177V212H178ZM193 211H194V210H193ZM197 211H198V210H197ZM209 211H210V210H209ZM209 211H208V214H207L208 217H206V218H210ZM225 211H226V210H225ZM227 211H228V209H227ZM231 211H232V209L229 210L227 214H225L226 212H225V213H221V212H220L219 214H221V215H222V214H225V215H226L225 217H227V215L230 214ZM67 212H66V213H67ZM132 212L135 213V214H136V213L138 214V215H137V214H136V215L133 214V216L135 217V218H133V220L135 219L134 221L132 220V217L128 215V214H130V213H131V215H132ZM177 212H176L175 214L178 216V215H180L181 210H180V212H178V213H177ZM182 212H183V211H182ZM200 212H201V211H200ZM200 212H199V213H200ZM229 212H230V213H229ZM61 213H62V212H61ZM115 213H116V212H114V214H115ZM118 213H119V212H118ZM118 213H117V214H118ZM202 213L204 214V212H202ZM214 213H215V212H214ZM214 213H212V214H214ZM216 213H217V212H216ZM216 213H215V214H216ZM233 213H234V212H233ZM262 213H263V212H262ZM20 214H21V215H20ZM32 214L35 216L34 219L31 217ZM54 214H55V213H54ZM62 214H63V213H62ZM149 214H150V213H149ZM184 214H185V213H184ZM190 214H194V212H193V213H190ZM195 214H196V213H195ZM203 214H202V215H203ZM63 215H64V214H63ZM63 215H62V216H63ZM106 215L104 214L105 218L107 219V216H106ZM118 215H119V214H118ZM185 215H186V214H185ZM185 215H183V213H182L181 216H184V217H185ZM198 215H199V214H198ZM207 215L204 214V216H207ZM256 215H258V213H257ZM259 215H260V217H261V215H262L261 212L259 213ZM7 216H8V218H7ZM55 216H56V214H55ZM104 216H103V217H104ZM125 216H126V217H125ZM143 216L147 217V214H145V215H143ZM149 216H150V215H149ZM149 216H148V217H149ZM174 216H175V215H174ZM187 216H189L188 213H187ZM211 216H212V215H211ZM230 216H233V214L231 213ZM29 217H30L31 219H29ZM53 217H54V216H53ZM53 217H52V218H53ZM58 217H59V216H58ZM129 217H130V218H129ZM145 217H143L142 220L137 221L138 223L141 222L139 225L137 224V222L135 223V228L137 227L136 225L140 226V228L138 227L139 229H138V228L135 229L136 231H137V229H138V231H139L141 228H143V227L145 226V225H144V226L141 227L142 223H145V222L148 223V224L150 223V221H149L148 219H146ZM148 217H147V218H148ZM212 217L215 218V216H212ZM222 217H223V216H222ZM39 218H40V217H39ZM48 218H49V217H48ZM61 218H64V216L61 217ZM101 218H102V219H101ZM123 218H124V219H123ZM185 218H186V217H185ZM201 218H203V217H201ZM201 218H199V220H200ZM204 218H205V217H204ZM217 218H218V217H217ZM220 218H221V216H220ZM234 218H235V217H234ZM257 218H258V216H257ZM261 218H262V217H261ZM3 219H1V220L3 221ZM46 219H47V218H46ZM143 219H146V220H144L145 222H142ZM187 219H188V217H187ZM223 219H224V221H223ZM223 219H222V220H221V219H218V220H221V221H219L220 224H224V225H225V222L230 221L229 219H227V218L225 219L224 217H223ZM230 219H231V217H230ZM232 219H233V218H232ZM262 219H263V218H262ZM41 220H42V219H41ZM43 220H44V219H43ZM48 220H49V219H48ZM63 220H64V219H63ZM102 220H103V221H102ZM113 220H112V221H113ZM129 220H130L131 222H129ZM204 220H205V219H204ZM210 220H211V218H210ZM218 220L215 221V219H214V222H216V223L218 224V223H219ZM226 220H227V221H226ZM53 221H54V220H53ZM53 221H52V222H53ZM58 221H59V222H58ZM109 221H110V220H109ZM112 221H111V223H112ZM126 221L129 222V223H127V226H126ZM147 221H148V222H147ZM175 221H176V220H175ZM188 221L191 222L190 219H189ZM208 221H209V220H208ZM222 221H223V222H222ZM0 222H1V221H0ZM57 222H58V224H57ZM63 222H62V223H63ZM132 222H134V223H133L132 226H131L130 223H132ZM179 222L182 223V220H180V218H179ZM186 222H187V221H186ZM186 222H185V225H186ZM189 222H187V226H188V223H189ZM199 222H200V223H199V224H200V225H199V229H200L201 224H202V226H203L204 223L206 224V221L204 222L203 220H200ZM203 222H204V223H203ZM212 222H213V220H212ZM221 222H222V223H221ZM263 222H264V220H263ZM16 223H17V222H16ZM22 223L25 224V225H24L25 227L22 226ZM27 223H28V221H27ZM34 223H35V222H34ZM50 223H51V221H50ZM98 223H99V224L101 223V225H97ZM180 223H178V224H180ZM216 223H215V224H216ZM43 224H44V223H43ZM56 224H57V225H56ZM102 224H104V225H102ZM105 224H106V225H105ZM178 224H177V225H178ZM190 224H191V223H190ZM190 224H189V225H190ZM197 224H198V221H197ZM197 224H196V225H197ZM212 224H213V223H212ZM212 224H211V225H212ZM220 224H219V225H220ZM45 225H46V224H45ZM93 225H94V226H93ZM95 225H96V226H95ZM107 225H108V226H107ZM177 225H176V226H177ZM180 225H181V224H180ZM180 225H179V227H181ZM209 225H210V224H209ZM219 225H218V226H219ZM226 225H228V222L226 223ZM26 226H27V227H26ZM39 226H40V225H39ZM47 226H48V225H47ZM58 226H59L60 228H56V227H58ZM99 226H100L101 228H100ZM120 226H121V227H120ZM124 226H126V227H124ZM192 226H193V228H194L193 230H197V231L199 232V230H198V228H197L198 225L195 226V223H194V225H192ZM204 226H205V225H204ZM221 226H222V225H221ZM229 226H230V225H229ZM262 226H264V225H262ZM33 227H31V228H33ZM48 227H49V226H48ZM86 227L88 228V231H87V228H86ZM92 227H95L96 230H97V232H96L95 230H94L95 232H93L92 230H93L94 228L92 229ZM119 227H120L121 230L119 229ZM185 227H186V226H185ZM211 227H212V228H215L216 226H214V227L211 226ZM222 227H223V226H222ZM99 228H100V229H99ZM115 228H116V230H115ZM195 228H196V229H195ZM202 228H203V227H202ZM207 228L209 229L210 227H207ZM216 228H217V227H216ZM219 228H221V227H219ZM263 228H264V227H263ZM20 229H21V230H20ZM40 229H41V228H40ZM44 229H45V228H44ZM44 229H43L42 231H44ZM57 229H58V231H59V229H61V230H62V231H60L61 233L58 232V231H56ZM89 229H90V230L92 229V230H91L92 232H90ZM98 229H99V230H98ZM127 229H128V228H127ZM127 229H126V230H127ZM132 229H133V228H132ZM132 229H131V230H132ZM205 229H206V227H205ZM223 229H224V227H223ZM22 230H23V231H22ZM108 230H109V229H108ZM142 230H143V229H142ZM155 230H156V229H155ZM157 230H158V228H157ZM167 230H168V229H167ZM172 230H173V229H172ZM180 230H181V229H180ZM187 230H188V228H187ZM190 230H191V228H190ZM206 230H207V229H206ZM219 230H220V229H219ZM224 230H226V228H225ZM21 231H22L23 233L25 232V233H27V234L29 235V236L26 235L28 239H27L25 236H24V239L22 238L23 236H21ZM63 231H64V232H63ZM84 231H87V234L90 232L89 236H86L87 234H85ZM109 231H110V230H109ZM111 231H112V230H111ZM111 231H110V232H111ZM138 231H137V232H138ZM183 231H184V230H183ZM183 231H182V232H183ZM221 231H222V230H221ZM50 232L56 233L55 235H53V237H55V238H56V236L58 237L59 233H60V235H62V236L59 235L60 238L58 237V239H56V240L53 239V242L50 241L52 244L54 243V241H58V243H57V250H59V251H56L57 253L55 252V254H54V252H53V253H52V254H54L53 256H52V254L50 255V251H49V252L46 251L47 253H49V255L51 256V258H50V256H49L48 254H45V253H44L45 250H48L47 248H49V249L52 250L53 247L50 248V246H54V245H51V243H49V240H47V239H48L47 237H49L50 235L53 234V233L50 234ZM57 232H58V233H57ZM112 232H113V231H112ZM129 232H130V231H129ZM149 232H150V231H149ZM149 232H148L147 234H151V233H149ZM151 232H152V231H151ZM155 232H156V231H155ZM155 232H154V233H155ZM157 232H158V231H157ZM160 232H161V230H160ZM182 232H181V233H182ZM188 232H189V231H188ZM188 232H187V233H188ZM212 232H213V231H212ZM223 232H224V231H223ZM261 232H262V231H261ZM261 232H260V235H261V234H264V233H261ZM23 233H22V235H24ZM62 233H63V234H62ZM64 233H65V234H64ZM82 233L85 234V235H82ZM161 233H163V232H161ZM166 233H167V232H166ZM166 233H163V234L166 235ZM177 233H178V232H177ZM177 233H176V235H177ZM208 233H209V232H208ZM215 233H216V232H215ZM217 233H218V232H217ZM226 233H227V232H226ZM36 234H34V235L36 236ZM39 234H40V235H39ZM102 234H103V233H102ZM115 234H116V233H114V235H115ZM133 234H134L136 237H135ZM80 235L83 236V238H82L83 240H82L80 237H78V236H80ZM103 235H104V234H103ZM112 235H113V233H112ZM127 235H128V234L126 233V236H127ZM165 235H163V236H165ZM167 235H169V234L167 233ZM167 235H166V236H167ZM185 235H187V234H185ZM211 235H212V234H211ZM221 235H222V234H221ZM39 236H40V237H39ZM84 236H85V237H84ZM100 236H101V237H100ZM104 236H105V235H104ZM138 236H141V238L138 237ZM147 236H152V235H147ZM155 236H156V235H155ZM161 236H162V235H161ZM163 236L161 237L163 240L160 239V238H157V236L154 238L156 241L159 239V240L157 241L158 243L156 242L157 245L159 244V246H161V244H160L159 242L162 241V244H163V241L165 242V239H167V237L164 238ZM170 236H171V235H170ZM213 236H214V235H213ZM228 236H229V235H228ZM228 236H227V237H228ZM232 236H233V235H232ZM254 236H255V235H254ZM256 236H257V235H256ZM262 236H263V235H262ZM50 237H51V236H50ZM50 237H49V239L52 240V237H51V238H50ZM158 237H159V234H158ZM205 237H206V236H205ZM211 237H212V236H211ZM220 237H221V236H220ZM224 237H225V236H224ZM45 238H47V239H45ZM103 238H104V237H103ZM103 238L101 239V240H103V242H104L105 240H107L106 238H105V240H104ZM112 238H113V237H112ZM112 238H111V239H112ZM122 238H123V237H122ZM137 238H140V239L137 240ZM182 238H184V237L182 236ZM190 238L192 239V237H190ZM190 238H189V240H191ZM203 238H204V236H202L200 239H203ZM222 238H223V236H222ZM253 238H254V237H253ZM29 239H30V241H36V242H38V244H40V243H39L40 241L42 242V244H43L44 241H47V242L49 243V245L46 246V244H45V242H44L43 245H44L45 247H44L43 245L41 246V244H40V247H41V249H40V248L37 246L38 244L36 245L35 242H34L35 244H34V243H31V244H30ZM113 239H115V238H113ZM119 239H120V237H119ZM196 239H197V238H196ZM215 239H217V238H215ZM225 239H227V238H225ZM258 239H259V238H258ZM260 239H261V238H260ZM260 239H259V240H260ZM262 239H264V238H262ZM101 240H100V241H101ZM139 240H140V242H139ZM149 240H150V239H149ZM149 240H148V242H147V241H144V243H145V244H146V243H149L148 246L151 248V246H152L151 243L154 242V246H155V241L150 240V241H153V242H150ZM186 240H187V239H186ZM192 240H194V239H192ZM204 240H205V242H206L208 239H204ZM213 240H214V239H213V237H212V240H211V241H213ZM223 240H224V239H223ZM227 240L230 241L229 238H228ZM227 240H226V241H227ZM25 241H26V242L29 241V242L26 243ZM83 241H84V242H83ZM116 241H117V240H115V242H116ZM136 241H137V242H136ZM166 241H167V240H166ZM169 241H170V239H169ZM176 241H177V240H176ZM211 241H209L210 243H208V244H210V245L213 244V243H211ZM214 241H216V240H214ZM254 241H255V240H254ZM59 242H60V243H59ZM188 242H190V241H188ZM188 242L185 241L184 245H185L186 243H188ZM221 242H222V241H221ZM221 242H220V243H221ZM227 242H228V241H227ZM240 242L243 243V242H245V241H240ZM262 242H263V241H262ZM107 243H108V245H110L109 242L105 241V244H106V245H107ZM144 243H143V245H144ZM165 243H168V242H165ZM191 243L194 244L193 242H191ZM214 243H215V242H214ZM224 243H225V242H223V244H224ZM230 243H232V242H230ZM29 244H30L31 246H30ZM59 244L61 245L60 248H59ZM100 244H101V245H104V243H102V242H101ZM136 244H134V245L132 244L133 247H134ZM250 244H251V243H250ZM254 244H255V243H253V241H252V245H254ZM263 244H264V243H263ZM32 245H33V246H32ZM92 245H91V246H92ZM108 245H107V247L104 246L105 249H106V248H109ZM157 245H156V246H157ZM188 245H189V243H188ZM190 245H191V244H190ZM200 245H201V244H200ZM214 245H216V244H214ZM214 245H213V248L215 247ZM256 245H257V244H256ZM34 246H35V247L37 246V247L39 248V250L36 249V248H34ZM48 246H49V247H48ZM154 246H153V247H154ZM172 246H173V245H172ZM177 246H178V245H177ZM191 246H192V245H191ZM191 246H190V247H191ZM198 246H199V245H198ZM206 246H207V243L205 244V247H206ZM254 246H255V245H254ZM46 247H47V248H46ZM93 247L96 249V247H95L94 245H93ZM98 247H97V248H98ZM121 247H122V248L124 247V248L122 249ZM142 247H143V246H141V248H142ZM144 247H145V248H144ZM144 247H143L144 250H143V249L141 250V248H138L140 251L137 250V247H135V248H136V251H135L134 248L132 249V247L130 248V250H129V248H128V250H129V251L132 250V251H133V254L136 253L137 251H138L139 254H140L141 251H142V253L144 254V253L146 252V250H148V248H147L146 245H144ZM187 247H188V246H187ZM195 247H196V246H195ZM201 247H202V246H201ZM207 247H208V246H207ZM207 247H206V248H207ZM223 247H227L226 249H228V247L231 248L230 246H227V245H226V246H223ZM243 247H244V246H243ZM257 247H258V246H257ZM42 248H43V249H42ZM85 248H86V249H85ZM119 248H120V249H119ZM161 248H162V249L159 248V249H160V254H162V253L164 252V251H163V249H164L163 246H161ZM181 248H182V247H181ZM184 248H185V247H184ZM198 248H199V247H198ZM238 248H241V247H238V246H237L235 249H234V248H233V249L237 251ZM248 248H249V247H248ZM258 248H259V247H258ZM44 249H45V250H44ZM54 249H55V248H54ZM54 249H53V251H54ZM84 249H85L86 251H85ZM102 249H103V253H102V252H99V251H101ZM145 249H146V250H145ZM151 249H152V248H151ZM166 249H169V248L167 247ZM170 249H172V247H171ZM174 249H175V248H173V250H174ZM177 249H178V248H177ZM192 249H193V248H191V249H187V250L189 251V250H192ZM196 249H197V248H196ZM214 249H215V248H214ZM224 249H225V248H223V250H224ZM255 249H256V246H255ZM37 250H38L39 252H37ZM40 250H41V251L43 250L42 252H43L44 255L42 254V252H40ZM91 250H94V252L91 251ZM126 250H127V249H126ZM128 250H127V251H128ZM149 250H150V249H149ZM149 250H148V251H149ZM183 250H184V249H183ZM183 250H182V251H183ZM187 250H184V251H185L184 253L188 252ZM205 250H207V249H205ZM239 250H240V249H239ZM246 250H247V249H246ZM257 250H258V249H257ZM95 251H96L97 253H96ZM132 251H131V252H132ZM143 251H145V252H143ZM156 251H157V253H159L158 248L156 249ZM167 251H168V250H167ZM176 251L178 252L179 249L176 250ZM176 251H175V252H176ZM192 251H193V250H192ZM196 251H197V250H196ZM200 251L202 252V251H204V250H200ZM226 251H227V250H226ZM260 251H262V250H260ZM106 252H108V250H107ZM111 252H112V251H111ZM120 252L122 253V251H120ZM120 252H119V253H120ZM131 252H128V253H131ZM151 252H152V251H151ZM233 252H234V251H233ZM238 252H239V251H238ZM246 252H247V251H246ZM38 253H39V254L41 253V255H38ZM87 253L89 254V256H90L91 258H93V260L91 259V262H90V259H89ZM92 253H96L97 255H95V257H94V254H92ZM100 253L102 254L101 256H100ZM124 253H125V251H123V254H124ZM170 253H171V254H168V256H167L166 253H164L163 256H164L165 258H166V257H169V255H172V254H173L172 252H170ZM189 253H190V252H189ZM192 253H193V252H192ZM234 253H235V254H240V252H239V253L234 252ZM234 253H232V254H234ZM248 253H249V250H248ZM250 253H251V252H250ZM103 254H105L107 258H106V257L103 258V257L105 256V255H103ZM107 254H110V255H111V253H107ZM126 254H127V253H125L124 256H125ZM131 254H132V253H131ZM133 254H132V255L129 254V255H130V259H131V257L134 256ZM165 254H166V256H165ZM177 254H178V253H177ZM177 254H175V255H177ZM187 254H188V253H186V258H187V256H190L191 253H190L189 255H187ZM194 254H195V253H194ZM197 254H198V253H197ZM221 254H222V253H221ZM221 254H220V255H221ZM223 254H224V253H223ZM228 254H231V253H228ZM244 254H245V253H244ZM257 254H258V253H257ZM260 254H261V253H260ZM262 254H263V252H262ZM121 255H122V254H121ZM140 255H141V254H140ZM147 255H148V254H147ZM155 255H156V254H155ZM200 255H201L202 258L205 257V256H202V254H199V256H200ZM245 255H246V254H245ZM249 255H253V253H252V254H249ZM254 255H255V254H254ZM92 256H93V257H92ZM111 256H113V253H112ZM138 256H139V255H138ZM142 256H143V255H142ZM148 256H149V258H150L151 255H148ZM157 256H158V259H159V257H160L161 255L158 254ZM157 256H156V257H157ZM172 256H174V254H173ZM172 256H170V257L173 258L174 260H173V259H170V257L167 258V259H170L171 262H172V261H175V259H176V258H174V257H172ZM177 256H178V255H177ZM177 256H176V257H177ZM199 256H198V257H199ZM232 256H233V255H232ZM236 256H237V255H236ZM255 256H256V255H255ZM101 257H102L103 259H101ZM125 257L128 259L127 256H125ZM144 257H146V254H145ZM164 257H160V258H163V259L165 260L166 263H167V261H168V263H171V262H169L170 260H166ZM193 257H194V255H193ZM201 257H200V258H201ZM220 257H221V256H220ZM222 257H223V256H222ZM222 257H221V258H222ZM228 257H229V255H228ZM238 257H239V255H238ZM248 257L252 258L251 256H248V254H247V257H246V258H248ZM256 257H259V256L257 255ZM122 258H123V257H122ZM142 258H143V257H142ZM184 258H185V257H184ZM188 258H189V257H188ZM190 258H191V257H190ZM224 258H225V257H224ZM232 258H233V257H232ZM98 259H95V260H94V261H96V262H95L96 264L98 263V261H100V260H98ZM136 259H137V258H136ZM136 259H135V260H136ZM150 259H151V258H150ZM150 259H149V260L145 259V260H147V262H149ZM155 259H157V258H155ZM155 259H154V260H155ZM158 259H157L156 261H158ZM163 259H160V260H161L160 262H163V263H161V264H164V263H165ZM177 259H178V258H177ZM179 259H180V258H179ZM191 259H192V258H191ZM191 259H190V260H191ZM194 259L196 260V258H194ZM197 259H198V258H197ZM225 259H226V258H225ZM230 259H231V258H230ZM233 259H234V258H233ZM233 259H232V260H233ZM258 259H259V258H258ZM110 260H111V262H110ZM118 260H119V261H118ZM141 260H142V259H141ZM145 260H143V261L145 262ZM151 260H152V262H156V261H153V259H151ZM235 260H239V261H240V259H237V258H235ZM235 260H234V261H235ZM248 260H249V259H248ZM255 260H257V259H255ZM102 261H101V262H102ZM126 261H127V260H126ZM126 261H125V264H130V263H132V262H131L132 260L130 261V263H128V261H127V263H126ZM137 261H138V260H137ZM139 261H140V260H139ZM139 261H138V262H139ZM143 261H142V262H143ZM196 261H197V260H196ZM199 261H200V260H199ZM199 261H198V264H200ZM251 261H252V260H251ZM101 262H99V264H102ZM103 262H104V261H103ZM133 262H134V261H133ZM176 262H177V261H176ZM189 262H190V261H189ZM227 262H228V264H229V262H230V264H233V263H234V262H232V261H227ZM231 262H232V263H231ZM240 262H241V261H240ZM245 262H247V261H245ZM149 263H150V262H149ZM157 263H158V262H157ZM168 263H167V264H168ZM182 263H183V262H182ZM225 263H226V262H225ZM237 263H238V261H237ZM237 263H234V264H237ZM261 263H262V260H261ZM263 263H264V261H263ZM104 264H105V263H104ZM133 264H136V263H133ZM137 264H140V262L137 263ZM144 264H145V263H144ZM153 264H154V263H153ZM155 264H156V263H155ZM189 264H190V263H189ZM220 264H222V263H220ZM253 264H254V262H253ZM259 264H260V263H259Z\"/></svg>","mask_w":264,"mask_h":264}]
</instances>
